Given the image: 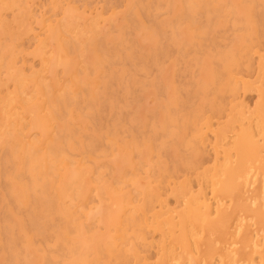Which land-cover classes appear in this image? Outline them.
<instances>
[{
    "label": "rangeland",
    "instance_id": "1",
    "mask_svg": "<svg viewBox=\"0 0 264 264\" xmlns=\"http://www.w3.org/2000/svg\"><path fill=\"white\" fill-rule=\"evenodd\" d=\"M21 1L22 0H19V1H17V0H0V5H2L3 7H1L0 6V17H1V19H0V22H2V23H0V24H3V25H0V31H2V32H0V34H2V36L0 35V41L2 42L4 39V41L3 42H5V44L2 42V44L0 45V47H3V49L2 48H0V55H2V56H0V61H2V62H0V67L2 68V70H1V68H0V102L3 104H5V101H7V104H5V105H0V129L2 128V130H0V131H2V132H0L1 134H0V153H3L2 155H3V157L1 156V154H0V169L2 170V173H0V174H4V176L2 175V177H3V179H2V177H0L1 179H0V184H1V182H2V184L0 185V188L2 187H4L3 189L1 188V191H0V200H2V202L0 201V207L2 208H0V215L2 216V214H4L3 216L4 217H1L0 218V264H48L49 263V261H50V263L49 264H61L62 262L61 261H63V263L62 264H69V260H63V259H65V257L63 256V254L61 255H55V253H54V250L52 249L53 247L51 246V245H53V246H55V244H56V242H57V237L58 238H60L61 236H59V233H62L63 231H65V229H69V224H68V222H67V220H68V216H69V214H73V213H75L76 214V216L79 218V220L81 221V223H83V226H84V231L86 230V232H88L89 230L90 231H92V232H97V234L98 235H100V231L102 232L103 230H104V227L108 224V222L110 221V219H111V217L112 216H110V215H112V211H113V201L112 200H110V199H105V198H102V200H100V201H98L97 199H96V196H97V198H99V199H101V196H99V195H97L98 193L96 192L97 190L96 189H93L94 188V186H95V184L99 181L98 179L101 177V179H104V178H108L107 179V181H108V183L110 184V186H109V188L110 187H112V188H114V186L115 187H121L120 185L122 184V182H123V180H122V177L124 176V175H126L127 176V174L129 175V172H130V170H128L129 169V161H128V158H127V155L129 154V152H130V150L131 149H128V147L131 145V144H135V143H133V141L136 139V144L138 143V147H139V149H138V151L136 150L135 152H139V150H143V151H141V152H139V153H137V154H140V156L138 157V156H135V152H134V156L135 157H138V160H139V162L141 161L140 159L142 158L143 159V157H144V159L145 160H142L141 162H143V163H141L140 162V164L141 165H143L144 166V164L148 161V160H156L157 158H161L160 159V161L162 162V164L164 163L165 164V167H168L169 165L171 166L173 163V165H174V167H175V165H176V175H177V179H178V181H183V180H188V179H190V180H192V181H190V183L191 182H193L195 185H192V184H190L191 186H194L195 187V189L194 188H192L194 191H199L198 190V188H199V186L200 187H203V189L206 191V192H204L205 194H207V192L208 191H210L209 190V184H208V179L207 178H209V171L211 170V168H212V166H213V164H214V162H215V155H214V152H213V149H212V144H213V137H212V135L210 134V133H206V134H204L205 133V131H202L203 132V136H202V133H199V134H194V137L196 138V141L198 142H196L195 140L194 141H192V140H189L191 137H186L185 136V134H186V132L185 131H181L180 132V130L178 129V127H177V124H178V116H176V118L178 119H174V118H172L171 119V117H173L174 115H173V113L174 112H176L175 110H177L178 112H179V106L181 107L182 106V104L183 103H185V101H186V97H185V93H186V90H187V93L189 92V94L190 95H188V97L190 98V100H192V101H195L196 100V104H194V102H191V104L190 105H187L188 103H185L187 106H189V107H191V106H193V107H196L195 108V110L197 111V109H199L198 110V112H201V110H203V108H204V110H205V112H207V114L209 113V111L208 110H211V106L212 105H210L211 103L213 104L214 103V101H215V97H216V95L215 96H213L212 94H214V91H215V93H217L218 92V94L219 95H223L224 94V96H225V99H226V114H224L225 116L226 115H228L229 113H230V107L232 106V105H235L238 109L240 108V106H243V108H244V114H246V115H244V125H245V128L247 129V128H249L250 126V124H251V126L253 125V126H255L256 124H258L259 125V123H258V121H257V119H256V117H255V114H256V112H257V109H258V105L259 104H261L260 102H261V100L259 101V99H261V97L259 98V93H258V90H261L262 91V89H264V74H261V73H264V71L262 72L260 69H259V71H258V68H259V64L260 63H262L263 64V69H264V60L261 62L260 60H259V58L257 57V56H255V58H254V56L252 57V59L250 58V60H253L252 62L253 63H251V64H254V65H252L251 66V68H252V70L255 72H249L248 70H247V72H244V76H245V78H243V80L245 79V81L244 82H246L247 84H249L250 85V87L247 89V88H243L242 87V84L240 85V82H236V81H234V80H232L231 81V78H228V77H220L219 78V76H220V74H219V72H220V70H217L218 69V64H217V60H215L216 58H214V56H215V51H214V43H212L211 41H213L212 40V38L214 37L215 38V35H219V36H223V38L222 39H224V40H222L221 39V41H219V45H218V49H220V52H222V53H226V51H227V49L228 50H230V51H232L233 50V52H235L236 53V51H238V50H236L238 47H239V49H240V47H242V44H243V42H242V37L245 35V34H243V33H245V31H243V30H241V27L243 26V24H242V22H244L243 21V19H245V22H244V25L247 23V20H246V17H250L251 15L252 16H254V14H255V10H257L258 11V8H257V5H256V1L255 0H246V2L247 3H243V2H245V1H243V0H240V1H243L242 3H240V1H238V0H208V1H202V0H192L191 2L190 1H186L185 0V3L183 2V0H166V2H165V0H128V1H125V0H123V2H121L122 0H90V2H89V0H87L86 2V4H85V1L83 0V2L81 1V0H74L75 2H73V1H70V0H66V3H65V0H24L22 3H21ZM32 1V2H31ZM40 1H41V3H40ZM52 3V5L54 6L53 8H50L49 6H52L51 5V3ZM56 1V2H55ZM64 1V2H63ZM69 1V2H68ZM102 1V2H101ZM104 1V2H103ZM116 1H117V4L118 5H120V6H118L117 4H116ZM200 1H202V4L200 3ZM253 1H255V4H254V2ZM3 2V3H2ZM6 4H8V5H6ZM15 2L17 3V4H15ZM26 4H25V3ZM29 2H31V3H29ZM33 2H34V4H33ZM60 2V3H59ZM63 2V3H62ZM92 2V3H91ZM97 2V3H96ZM109 2H111V4L112 5H109ZM115 2V3H114ZM129 2H132V3H130L129 4ZM142 2V3H141ZM149 2H153L152 4H151V6H149L148 4H149ZM171 2V3H170ZM174 2V3H173ZM180 2H183V3H180ZM192 2H194V3H197L196 5H194V3H192ZM219 2H221V3H219ZM226 2V3H225ZM232 2V4L233 5H235V6H233L232 4H230ZM234 2V3H233ZM239 2V3H238ZM19 3V4H18ZM21 3V4H20ZM57 3H59V5L57 4ZM74 4L75 5V3H77L76 5H75V7L73 8V6L71 5V4ZM81 3V4H80ZM105 3H107L106 5L107 6H105ZM123 3H125V4H123ZM135 3V4H134ZM148 3V4H147ZM170 3V4H169ZM188 3L190 4V5H188ZM203 3H206V4H208V5H203ZM213 3H214V6H213ZM219 3V5L216 7V4H218ZM229 3V4H228ZM251 5V6H249V4ZM23 4V5H22ZM28 4H30V5H28ZM33 4V5H32ZM45 4H48L49 6H46ZM63 4V5H62ZM70 4V5H69ZM84 4V5H83ZM94 4V5H93ZM95 4H97V6H95ZM99 4H100V7H99ZM136 6V8H134V5ZM144 4H147V5H144ZM167 4H169V6H171V7H169ZM176 4V5H175ZM11 5H13L12 7H11ZM20 7H22V8H19V6ZM122 5H124V7L122 6ZM155 5V6H154ZM168 7H167V6ZM175 5V6H174ZM194 5V6H193ZM255 5V6H254ZM8 6V7H7ZM35 6V7H34ZM36 6H38V7H36ZM44 6V7H43ZM77 6L79 7V9L77 8ZM83 6L85 7V8H87V9H85V8H83ZM91 8H89V7ZM94 6V8H92ZM105 6V7H104ZM112 6L113 7H116V8H112ZM129 6V7H128ZM159 8H158V7ZM166 6V7H165ZM184 6L185 7H187V8H184ZM192 6V7H191ZM197 6V7H196ZM201 6H202V8H201ZM209 6V7H208ZM229 6H231V7H229ZM245 7V6H247V8L246 9H243V7ZM26 7V8H25ZM29 7V8H28ZM46 7V8H45ZM57 7V8H56ZM119 7V8H118ZM121 7V8H120ZM133 7V8H132ZM190 7V8H189ZM198 8L199 7V9H193V8ZM212 7V8H211ZM225 7H228V8H230V10L229 9H227V8H225ZM237 8V9H234V10H240L239 12H241V11H243V13L244 14H241L240 13V15L238 14V13H236V12H238V11H236V12H234L233 11V9L231 10V8ZM248 7H251V9L249 8L248 9ZM257 9H256V8ZM16 8V9H15ZM44 8V9H43ZM49 8V9H48ZM63 8L65 9V11L63 10ZM67 8H71V10L72 11H69ZM73 8V9H72ZM77 8V9H76ZM97 8H99L98 10H97ZM144 8V9H143ZM148 8V9H147ZM154 8V9H153ZM168 8H169V11H167L168 10ZM171 8V9H170ZM211 8V9H210ZM215 8H216V10H215ZM4 9L5 10H7V12L6 11H4ZM21 9V10H20ZM30 9V10H29ZM43 9V10H42ZM56 9H58V12L56 13ZM76 9V10H75ZM82 9H84V10H82ZM97 10V11H95V10ZM113 9H116L115 11H113ZM120 9V10H119ZM157 11H156V10ZM159 9V10H158ZM167 9V10H166ZM182 9V10H181ZM191 9V10H190ZM206 9V10H205ZM217 9H219V10H217ZM221 9H223V10H221ZM2 10H3V12H2ZM8 10H9V12L11 13V11L13 12L12 14H13V16L8 12ZM16 10V11H15ZM18 10H20L21 12L19 13L18 12ZM33 10V11H32ZM36 10H37V12H36ZM46 10V11H45ZM80 11V12H82V14L80 13V12H78L77 13V11ZM82 10V11H81ZM87 10H89V11H87ZM92 10V11H91ZM94 10V11H93ZM105 11V12H103V11ZM118 10V11H117ZM132 10V11H131ZM145 10V11H144ZM164 11V12H166V13H162L161 11ZM188 12H187V11ZM201 10H204V12L203 11H201ZM213 10V11H212ZM247 10H249V11H247ZM254 10V11H253ZM40 11H42V12H40ZM51 11L53 14H55V15H53L52 13H51V16H50V13L49 12ZM110 11V12H109ZM150 11H152V12H150ZM156 11V12H155ZM182 11H184L183 13H181ZM214 11H216V12H218V14L216 13V12H214ZM225 11H227V15H226V13H225ZM16 12V13H15ZM69 12V13H68ZM72 12V13H71ZM84 12V13H83ZM85 12H87V14L85 13ZM90 12L92 13V12H94V13H92V14H90ZM99 13V16H100V14H102L100 17L98 16V14H95V13ZM102 12V13H101ZM107 12V13H106ZM114 12V13H113ZM137 12V13H136ZM140 12V13H139ZM158 12H161V13H158ZM180 12V13H179ZM194 14H193V13ZM195 12H197V14H195ZM202 12V13H201ZM248 12H250L249 14H247ZM5 13V14H4ZM18 13V14H17ZM25 13H26V15H25ZM28 13H29V15H28ZM31 13V14H30ZM34 13V14H33ZM35 13H36V16H35ZM43 13H45V14H43ZM80 13V14H79ZM149 13V14H148ZM188 13H190V14H188ZM207 13V14H206ZM208 13H210V15H208ZM223 13V14H222ZM229 13H231V14H229ZM232 13H234V14H232ZM9 14V15H8ZM33 14V15H32ZM58 14V15H57ZM65 16H64V15ZM86 14V15H85ZM109 14V15H108ZM129 14L131 15V16H129ZM137 14H139L138 16H137ZM183 14V15H182ZM185 14H186V16H188V17H186L185 16ZM213 14H216V15H213ZM236 14V15H235ZM2 15H4V19H3V16ZM7 15V16H6ZM17 15V16H16ZM24 15V16H23ZM28 15V16H27ZM39 15H42V17L41 16H39ZM49 17H48V16ZM57 15V16H56ZM81 15H84L85 17H81ZM92 17H91V16ZM94 15V16H93ZM126 15H127V18H126ZM135 15V16H134ZM142 16V18H141V16ZM155 15L157 16V18H155ZM158 15H159V17H158ZM161 15V16H160ZM168 15V16H167ZM170 15V16H169ZM172 15H173V18L171 19V17H172ZM192 15V16H191ZM193 15L195 16V17H193ZM196 15H201V17L199 16L198 18H196L197 16ZM212 15V16H211ZM220 15V18L219 17H217V16H219ZM223 15V16H222ZM232 16V17H230V20H231V22L229 21V16ZM238 15V16H237ZM245 15H247V16H244ZM14 16H16L17 17V19L16 18H14ZM31 16H32V18H31ZM34 16V17H33ZM44 16V17H43ZM90 16V17H89ZM96 16H98V17H96ZM133 16V17H132ZM151 16V17H150ZM163 16H165V18H168V19H165ZM206 16V17H205ZM227 17V18H224V17ZM7 17H9V20L10 21H8V18ZM12 17V18H11ZM19 17V18H18ZM22 17V18H21ZM38 17V18H37ZM45 17H48V18H45ZM60 17H63V19L62 20H60ZM96 17V18H95ZM139 17L141 18V19H139ZM177 18V20H174L175 18ZM178 17H180L179 19H178ZM183 17H186V19L185 18H183ZM211 17H213V18H211ZM234 17V18H233ZM238 17V18H237ZM33 18H35L37 21H35V19L33 20ZM42 18V19H41ZM43 18H44V20H43ZM57 18V19H56ZM68 18H70V19H68ZM72 18V19H71ZM84 18V19H83ZM97 18H99V19H97ZM104 18V19H103ZM107 18H108V20H107ZM131 18V19H130ZM151 18H153V19H151ZM170 18V19H169ZM181 18H183V19H181ZM201 18H202V20H201ZM211 18V19H210ZM223 20H222V19ZM234 19V20H236L239 24H242V26L240 25L239 26V24H237V22H234V20H232V19ZM7 19V20H6ZM19 19V20H18ZM26 19V20H25ZM32 19V20H31ZM65 19V20H64ZM86 19H88V21L86 20ZM91 19V20H90ZM94 19V20H93ZM145 19V20H144ZM163 19V20H162ZM195 19V20H194ZM205 19V20H204ZM208 19H209V21L211 22V23H209V21H208ZM221 19V20H220ZM6 20V21H5ZM18 22H17V21ZM23 20H24V23H25V25H24V23H23ZM40 20V21H39ZM52 20H54V21H52ZM58 20H60L61 22L59 23V21ZM82 20H83V22H84V24L82 23ZM97 22H96V21ZM103 20V21H102ZM123 20V21H122ZM127 20V21H126ZM132 20V21H131ZM192 21V23H190V22H188V21ZM197 20H199V21H197ZM207 20V21H206ZM212 20V21H211ZM214 20H216L215 22H214ZM219 20V22H217ZM228 20V21H227ZM242 22H241V21ZM7 21L9 22V25H8V23H7ZM21 21H22V23H21ZM31 21V22H30ZM33 21H34V23H33ZM41 21H45V22H41ZM75 21H76V23H75ZM95 21V22H94ZM157 21V22H156ZM164 21V22H163ZM167 21V22H166ZM171 21H173L172 23H170ZM177 21V22H176ZM223 21H224V23H223ZM228 22V23H226V22ZM12 22V23H11ZM15 22V23H14ZM17 22V23H16ZM40 22V23H39ZM54 23V26H52L51 25V23ZM59 24H58V23ZM69 22H71V23H68ZM74 22V23H73ZM95 23V25H94V23ZM99 22H101L99 25L98 24H96V23H99ZM128 22H131L130 24H128ZM135 22V23H134ZM139 22L141 23V24H139ZM143 22H145V23H143ZM149 23L148 25H147V23ZM161 22V23H160ZM165 22L168 24V23H170L169 25H167V24H165ZM196 22V23H195ZM206 22H208L209 24H207ZM15 25H14V24ZM28 23V24H27ZM31 23H32V25H31ZM42 23V24H41ZM57 23V24H56ZM62 23H65V25H63L62 26ZM67 23V24H66ZM87 23H90V25L89 24H87ZM111 23H113L112 25H111ZM150 23H153V25H150ZM226 23V24H225ZM229 23H230V25H236V30L234 31V32H237V30H238V32L239 33H233V35L232 36H230V37H234L233 38V40H235V41H232V45H231V47L229 46V43L231 42V41H229L228 42V40L227 41H225L226 40V38H224V36H225V34L228 32V30H229V28H230V26H229ZM233 23V24H232ZM11 24V25H10ZM34 24H35V27H34ZM47 24L49 25L48 27H47ZM73 24H74V26H73ZM79 24V26L77 27V25ZM123 24V25H122ZM156 24H160L159 25V28L161 29V30H163V29H167L168 30V32H170L169 30H171L172 31V34H174V36L172 37V36H170L165 42L167 43V49H166V51H167V58L166 59H160L159 60V63H158V65H156L154 68H152V63H151V61L149 60V58L151 57V56H153L154 54H156V51L158 52V50H159V46L157 45V44H159L158 42H160V40H154L155 39V37H154V32H152V31H154V30H151V29H153L154 28V26L156 25ZM179 24H181V25H179ZM198 24V25H197ZM201 24H202V26H201ZM205 24V25H204ZM215 24V26H213ZM21 25V26H20ZM59 25V26H58ZM96 25H98V26H96ZM101 25V26H100ZM117 25V26H116ZM121 25V26H120ZM125 25H127V26H125ZM178 25V26H177ZM192 25L194 26V28L192 27ZM198 27H197V26ZM199 25H200V27H199ZM217 25V26H216ZM225 25V26H224ZM248 25V24H247ZM6 27V30H5V27ZM8 26V27H7ZM10 26V27H9ZM23 26V27H22ZM45 26V27H44ZM63 28H62V27ZM74 28H73V27ZM83 26V27H82ZM93 26H95V27H93ZM130 26V27H129ZM132 26V27H131ZM147 26V27H146ZM167 26H169V28H173V29H169V28H167ZM184 26V27H183ZM238 26H239V28H238ZM1 27H3L4 28V30L5 31H7V32H5V31H3V28H1ZM29 27V28H28ZM38 27V28H37ZM42 27V28H41ZM53 27L56 29L55 31H54V29H53ZM61 29L60 31L58 30L59 28ZM64 27H67L68 29H66V28H64ZM77 27V28H76ZM82 29H81V28ZM86 27V28H85ZM98 27V28H97ZM104 27V28H103ZM124 27V28H123ZM135 27V28H134ZM140 27H142V28H140ZM151 27V28H150ZM196 27L197 28H200V30H198V29H196ZM205 28L203 31H207V32H202V28ZM211 27H213V28H211ZM216 27H219V28H216ZM228 27V28H227ZM9 28H14V29H12L13 30V33H11L12 32V30L11 29H9ZM15 28H16V30H15ZM52 28V29H51ZM69 28H70V30H69ZM93 28V29H92ZM97 28V29H96ZM105 28L107 29V30H105ZM112 28V29H111ZM119 28V29H118ZM121 28V29H120ZM132 28H134V29H132ZM145 28H146V30H145ZM191 28V29H190ZM211 28V29H210ZM214 28L216 29V30H214ZM225 28H227V29H225ZM18 29H19V31H18ZM33 29H34V31H35V33L33 32ZM42 29V30H41ZM48 29H50V30H48ZM64 29V30H63ZM71 29H75L76 30V32H73V31H75V30H71ZM82 31H81V30ZM87 29H89V30H87ZM109 29V30H108ZM126 29V30H125ZM129 29H130V32H129ZM180 29V30H179ZM187 29H190V30H187ZM207 29V30H206ZM209 29V30H208ZM222 29V30H221ZM27 30V31H26ZM29 30V31H28ZM30 30H32L31 32H30ZM37 30V31H36ZM41 30V31H40ZM45 30V32H43ZM46 30L48 31V32H50V33H48V32H46ZM66 30H68L67 32L69 33V31H70V33H72V34H70V36H72V37H69V34L68 33H66L65 34V31ZM93 30H94V33H92L93 32ZM95 30H98V31H95ZM135 30H137V31H135ZM144 30H145V32H144ZM177 30H179V32L177 31ZM214 30V31H213ZM21 31H22V34H21ZM24 31V32H23ZM38 31H40V32H38ZM61 32L62 34L64 33V35L63 36H65V37H63L62 35H60L61 33H59V32ZM80 32V34H81V38H80V34H79V32ZM112 31V32H111ZM122 31V32H121ZM126 31V32H125ZM151 31V32H150ZM163 31H166V30H163ZM191 31V32H190ZM196 32V34L197 35H195L194 34V32ZM198 31H200V32H202V34L199 32V33H197ZM225 31V32H224ZM8 32H10V33H8ZM44 34H43V33ZM53 32H57V34L56 33H53ZM90 32H91V35H90ZM95 32H97L96 34H95ZM137 32H139V33H137ZM176 34H175V33ZM217 32V33H216ZM243 32V33H242ZM5 33V34H4ZM8 35H10V36H8ZM19 33V34H18ZM47 33V34H46ZM77 34V37H75L76 35L75 34ZM83 33V34H82ZM86 33V34H85ZM110 33V34H109ZM124 33V34H123ZM206 33H207V35H206ZM246 33H248V32H246ZM13 34V35H12ZM16 34H18L17 36H16ZM30 34V35H29ZM51 34H55L54 36L53 35H51ZM97 34H98V36H100V37H98L97 36ZM100 34V35H99ZM107 34V35H106ZM119 34H122V36L121 35H119ZM149 34H150V36H149ZM152 34H153V36H152ZM34 35H36V36H34ZM45 35V36H44ZM59 35L60 36H62L61 38L59 37ZM83 35V36H82ZM85 35H87V36H85ZM94 35H96V36H94ZM110 35V36H109ZM123 35H125V36H123ZM194 35V36H193ZM205 35V36H204ZM214 35V36H213ZM235 35V36H234ZM8 36V37H7ZM15 36V37H14ZM21 36V37H20ZM29 38H27V37ZM178 36H179V39H177L178 38ZM197 36H199V37H201V38H198V39H200L199 41H198V39L197 38H195V37H197ZM203 36V37H202ZM207 36V37H206ZM218 36V37H219ZM9 37H14L15 38V40H12V39H14V38H9ZM22 37H24V38H22ZM48 37H51V38H48ZM74 37H75V39H74ZM79 37V38H78ZM84 37V38H83ZM85 37H87V39H85ZM92 37V38H91ZM108 37V38H107ZM172 37V39H170ZM194 37V38H193ZM204 37H206V38H204ZM226 37V36H225ZM229 37V38H230ZM20 38H21V40H20ZM41 38H42V40H41ZM43 38H44V41L45 42H43ZM58 38V39H57ZM64 39V41L65 42H63V39ZM89 38V39H88ZM91 38V39H90ZM116 40H115V39ZM122 38H124V39H122ZM128 38V39H127ZM131 38V39H130ZM145 38V39H144ZM193 38V39H192ZM213 38V39H214ZM220 38V37H219ZM18 39V40H17ZM26 39V40H25ZM39 39H40V41H42V43L43 44H45V45H43V44H41L42 45V48H40V43L41 42H39ZM49 39V40H48ZM84 39V40H83ZM96 39H98V41L96 40ZM105 39V40H104ZM135 39V40H134ZM147 39V40H146ZM153 41H152V40ZM195 39V40H194ZM9 40V41H8ZM12 40V41H11ZM47 40H48V42H50V43H48L47 42ZM67 40H68V42H70V43H68L67 42ZM69 40H71V41H69ZM74 40V41H73ZM81 40V41H80ZM91 42H90V41ZM93 40V41H92ZM131 40H133V41H131ZM178 40H180V41H178ZM194 40V41H193ZM204 40V41H203ZM236 40H237V43H238V45H237V47L236 46H234L235 45V42H236ZM8 41V42H7ZM15 41V42H14ZM22 41V42H21ZM73 41V43L75 44H73V43H71ZM79 41V42H78ZM88 43H86V42ZM126 41H128V42H126ZM135 41V42H134ZM143 41V42H142ZM158 41V42H157ZM175 41H177V42H175ZM224 41L227 43V44H225L224 43ZM9 42L11 43V44H9ZM14 42V43H13ZM28 42V43H27ZM55 42L56 43H58L57 45L55 44ZM82 42V43H81ZM105 42H107V43H105ZM118 42H119V44H118ZM129 42L130 43H132V44H136L137 45V47H139L140 49H138V50H140V51H137L136 49L137 48H133V46L134 45H129ZM147 42V43H146ZM193 42V43H192ZM203 42H205V43H203ZM210 42V43H209ZM18 43V44H17ZM21 43V44H20ZM31 43V44H30ZM50 45V46H48V44ZM65 43H68V44H70V46H68V44L65 46L64 44ZM79 43V44H78ZM86 43V44H85ZM89 43H91V44H89ZM93 43V44H92ZM94 43H96V44H94ZM157 43V44H156ZM170 43V44H169ZM173 43H175V44H178V45H176V47H175V44L174 45H172ZM185 43H186V45H185ZM195 43V44H194ZM208 43V44H207ZM223 43V44H222ZM15 44H17V45H15ZM30 44V45H29ZM71 44H73V45H71ZM80 44H82V45H80ZM105 44H108V47H110V48H106L105 46H107V45H105ZM126 44H128V45H126ZM139 44V45H138ZM148 44V45H147ZM179 44H183V45H185V46H183V45H179ZM187 44H189V45H187ZM212 44H213V46H212ZM8 45H9V47H8ZM12 45H14V46H12ZM32 45V46H31ZM38 45V46H37ZM61 45H63L64 46V49L63 48H61V47H63V46H61ZM77 45H79V46H81V47H83V48H80L79 46L76 48V46ZM92 45V46H91ZM112 45H114V46H116V47H114V46H112ZM122 45V46H121ZM196 45V46H195ZM17 47V49H16V47ZM25 46V47H24ZM30 46V47H29ZM36 46V47H35ZM75 46V47H74ZM112 46V47H111ZM157 46V47H156ZM170 46V47H169ZM179 46H183L182 48L181 47H179ZM201 46H202V49L200 50V48H201ZM6 47H8V48H12L11 50L9 49L8 51H7V49L8 48H6ZM13 47H15V49L17 50H14V48ZM46 47V48H45ZM48 47H50V48H48ZM56 47H59V48H57L56 49ZM73 47V48H72ZM96 47H97V50H96ZM117 47H120V49L119 48H117ZM128 47V48H127ZM149 47V48H148ZM156 47V48H155ZM171 48V49H169V48ZM186 47H188V48H186ZM221 47V48H220ZM224 47H226V48H224ZM228 47V48H227ZM5 48H6V50H5ZM19 48V49H18ZM24 48V49H23ZM28 50H27V49ZM34 48V50L36 51H34V50H32ZM52 48V50H48V49H51ZM55 48V49H54ZM67 48V49H66ZM72 48V49H71ZM76 48V49H75ZM79 48V49H78ZM91 48V49H90ZM95 48V49H94ZM100 48V49H99ZM129 48H132V49H130V50H132V51H134L136 54H134V52H132L131 53V51L130 50H128ZM144 48V49H143ZM178 48V49H177ZM205 48V49H204ZM230 48V49H229ZM21 49V50H20ZM42 49V50H41ZM44 49H45V51H44ZM60 49H63L65 52H66V54H65V52L62 50H60ZM83 49V50H82ZM105 49V50H104ZM127 50L126 52L125 51H123V50ZM154 49V50H153ZM181 49V50H180ZM187 49H189V51L187 50ZM192 49H194V51L192 50ZM223 49V50H222ZM224 49H225V51H224ZM25 50V51H24ZM50 51V52H48V51ZM79 50V51H78ZM85 50V51H84ZM89 50V51H88ZM97 52H96V51ZM110 52L111 53V56H110V54H108V52ZM110 50V51H109ZM114 50V51H113ZM142 50V51H141ZM147 50V51H146ZM150 52H149V51ZM163 50V49H162ZM172 50V51H171ZM179 50V51H178ZM197 50V51H196ZM207 52H209V53H207ZM1 51H2V53H1ZM13 51V52H12ZM18 51H20L19 53H17ZM29 51V53H26V52H28ZM52 51V52H51ZM55 51V52H54ZM57 51V52H56ZM59 51V52H58ZM70 51H71V53H70ZM72 51L74 52V53H72ZM80 52V53H78V52ZM88 52V54H87V52ZM105 51V52H104ZM116 51V53H112V52H115ZM119 51V52H118ZM128 51H130V52H128ZM212 51H214V52H212ZM45 52H47L46 54H45ZM99 52H101V53H99ZM117 52H118V55H116L117 54ZM125 52V53H124ZM179 52L180 53H187V52H189V55L190 56H188V59L191 61V63L189 62V60H187V63H188V66H189V68L188 69H190V70H188V69H186L185 71H182V70H184V68H183V63H182V65H181V67H179V62H177L176 60L179 58ZM194 52H196L195 53V55L193 54ZM198 52V53H197ZM211 52H212V54H211ZM12 53V54H11ZM30 53H31V55H33L34 53V55L31 57H29L28 55H30ZM41 53H44V54H42V56H41ZM55 53V54H54ZM67 53H69V54H67ZM85 53V54H84ZM96 53V54H95ZM103 53H105V54H103ZM121 53V54H120ZM123 53V54H122ZM143 53V54H142ZM171 53H173V55H171ZM5 54V55H4ZM15 54H17V55H15ZM21 54V55H20ZM63 54H64V57H65V59H64V57H62L63 56ZM72 54V55H71ZM101 54V55H100ZM126 54V55H125ZM135 55L134 57H131V55ZM152 54V55H151ZM178 54V55H177ZM196 54H198V56L199 55H201V56H199L200 58H197L198 56L196 55ZM221 54V53H220ZM9 55H10V57H9ZM20 55V56H19ZM38 55V56H37ZM44 55V56H43ZM45 55H47V56H45ZM78 55H79V58H78ZM84 57H83V56ZM114 55H116V56H114ZM127 55H129V56H127ZM143 56V57H141V56ZM192 55H194V56H192ZM206 55V56H205ZM210 55V57H208ZM6 56V57H5ZM23 56V57H22ZM25 56H28V57H25ZM50 58H49V57ZM68 56H74V57H69L68 58ZM82 58H81V57ZM101 56V57H100ZM119 56V57H118ZM120 56H124L122 59H120ZM127 56V57H126ZM137 56H140V59H139V57H137ZM169 56V57H168ZM173 57L172 59L170 58V57ZM196 56V57H195ZM205 56V57H204ZM221 56V59H223V57H222V54L220 55ZM2 57H4V59H6L5 61L3 60V58ZM15 57H16V60H15ZM19 57V58H18ZM47 57V58H46ZM61 57V58H60ZM102 57H103V59H102ZM113 57V58H112ZM131 57V58H130ZM190 57H191V59H190ZM213 59H212V58ZM237 57V56H236ZM23 58V59H22ZM25 58V59H24ZM32 58V59H31ZM39 58H43L42 60L41 59H39ZM48 59V62L47 61H45L46 59ZM53 58H55V61H54V59ZM67 58H68V60H70V61H68L67 60ZM77 60H75V59ZM100 58V59H99ZM108 58H111L112 60H108ZM115 58V59H114ZM117 58V59H116ZM127 58V59H126ZM128 58H130V60H128ZM132 58H134V59H132ZM194 58H195V61H194ZM9 59V60H8ZM49 59H51V60H49ZM73 59V60H72ZM79 59V60H78ZM84 59V60H83ZM123 59H125V61L123 60ZM133 61H132V60ZM175 59V60H174ZM199 59V60H198ZM203 59V60H202ZM221 59L219 58V61H221ZM225 60H226V57L224 58ZM14 60V61H13ZM17 60H19L18 61V63H16V61ZM23 60H25V61H23ZM29 60V61H28ZM35 60H36V63H35ZM67 60V61H66ZM96 60H101V62L100 61H98V63L99 64H101V65H99L98 66V63H96ZM104 60V61H103ZM113 60H115V61H113ZM136 62H135V61ZM143 60V61H142ZM162 60V61H161ZM211 60H213V61H211ZM216 62H215V61ZM224 60V61H225ZM6 61H7V64H6ZM9 61V62H8ZM26 61H27V63H26ZM33 61V62H32ZM59 61V62H58ZM80 61V62H79ZM107 61V62H106ZM123 61V62H122ZM129 61H132V63L131 62H129ZM145 61V62H144ZM177 63H175V62ZM178 61H179V59H178ZM196 61H200V63L198 64ZM255 61V62H254ZM22 62H24V63H22ZM47 62V64H48V66H47V64L45 65V63ZM54 62V63H53ZM58 62V63H57ZM76 63V65L77 66H79V68L75 65V67H74V64H72V63ZM111 62V63H110ZM126 62V63H125ZM138 62V63H137ZM150 62V63H149ZM165 64H164V63ZM211 62V63H210ZM26 63V64H25ZM34 63V64H33ZM51 63V64H50ZM113 64V65H110L109 66V64ZM124 63V64H123ZM135 63V64H134ZM161 63H163V64H161ZM168 63H169V65H168ZM214 65H217V66H214ZM9 64V65H8ZM10 64H11V66H10ZM22 64V65H21ZM29 64V65H28ZM58 64V65H57ZM80 64V65H79ZM132 64H134V65H132ZM196 64H198L199 65V67L198 66H196ZM213 65V67H212V65ZM6 65V66H5ZM21 65V66H20ZM28 65V66H27ZM34 65H36V66H34ZM41 65V66H40ZM43 65V66H42ZM82 65V66H81ZM85 65V66H84ZM107 65V66H106ZM160 65H162V66H160ZM259 65V66H258ZM4 66V67H3ZM10 66V67H9ZM15 66V67H14ZM24 66V67H23ZM31 66H32V68H31ZM87 66V67H86ZM104 66H106L105 68H104ZM109 66V67H108ZM117 67V68H115V67ZM119 66V67H118ZM120 66H122V70L120 71ZM127 66V67H126ZM137 66H138V68H137ZM142 66H145V68H142ZM158 66V67H157ZM177 66V67H176ZM187 66V67H188ZM193 66V67H192ZM200 66H201V68H200ZM256 67V69L254 70V68ZM20 67V69H19V71L17 70V74L19 75V73H21L22 74V76H23V78H22V76L21 75H19V76H21V78L19 79H17L16 77H19L17 74H16V71H15V69H18V68ZM21 67H23L22 69H21ZM47 69H46V68ZM66 67H68V68H66ZM91 67V68H90ZM114 67V68H113ZM125 69H124V68ZM132 67V68H131ZM165 67V68H164ZM217 69H216V68ZM3 68H4V71H3ZM10 70H9V69ZM15 68V69H14ZM34 68V69H33ZM46 70H44V69ZM50 68H52V69H50ZM58 70H57V69ZM64 68V69H63ZM76 68V69H75ZM87 68H88V70H87ZM93 68V69H92ZM102 68V69H101ZM111 68V69H110ZM129 68H130V70H132L130 73H129ZM139 68H141V69H139ZM151 68V69H150ZM177 68V69H176ZM194 68V69H193ZM6 69H8L7 71H6ZM12 69H14V71H12ZM39 69H40V71H39ZM42 69H43V73H44V76H42L43 74H42ZM78 69V70H77ZM83 69H85V71H83ZM124 69V70H123ZM146 69V70H145ZM147 69H150V70H147ZM179 69V70H178ZM180 69H182L181 71H180ZM191 69H193V70H191ZM197 69V70H196ZM26 70V71H25ZM48 70V71H47ZM57 70V72H55V71ZM66 70V71H65ZM76 70H77V72H76ZM80 70V71H79ZM94 70V71H93ZM96 70V71H95ZM108 70H109V72H108ZM129 70V71H128ZM135 70V71H134ZM145 70V71H144ZM175 70H177V71H175ZM200 70V71H199ZM251 70V71H252ZM9 71H11V72H9ZM51 71V72H50ZM72 73H71V72ZM91 71V73H88V72H90ZM106 71V72H105ZM120 73H119V72ZM134 71V72H133ZM137 71V72H136ZM153 71V72H152ZM179 71V72H178ZM193 71V72H192ZM196 71V72H195ZM216 71L218 72V73H216ZM258 71V72H257ZM3 72V73H2ZM14 72V76L12 75H7V74H9V73H13ZM33 72H34V74L35 75H37V74H39V76L38 77H35V75L32 77V75H33ZM45 72H49L47 75H49L48 76V78L46 77L45 78V76H47L46 75V73ZM84 72V73H83ZM102 72V74H103V76L102 75H99V73H101ZM110 72L113 74H110ZM123 72V73H122ZM125 72V73H124ZM140 72H141V74H140ZM146 72H148V73H146ZM180 73V74H183V75H179L178 73ZM185 72H187V75L185 74ZM189 72V73H188ZM251 74V76L252 77H250V74ZM31 73V75L29 76V74ZM62 73V74H61ZM69 73H71V77L72 78H70V76H69ZM76 73H78V74H76ZM94 73V74H93ZM108 73H109V75H108ZM133 73V74H132ZM137 73V74H136ZM145 73V74H144ZM155 73H156V75H155ZM158 73V74H157ZM160 73V74H159ZM257 73H259V74H257ZM5 74H6V76H5ZM16 74V75H15ZM66 75L67 76V74H68V76H69V78H68V76H67V78L66 77H64V76H62V75ZM75 75V78H74V75ZM82 74H84V75H82ZM86 74H89V75H86ZM95 74H98V75H95ZM107 74V75H106ZM115 74H117L116 76H115ZM119 74V75H118ZM127 74V76L129 75H131L130 77L128 76H125ZM151 75V76H145V75ZM175 76H174V75ZM194 74V76H191V75H193ZM197 74V75H196ZM213 74H214V76H213ZM218 74H219V76H218ZM4 75V76H3ZM53 75H54V77H53ZM81 75V76H80ZM93 75H95V76H93ZM188 75H190L189 77H188ZM199 75V76H198ZM215 75L218 77V79L215 77ZM2 76L4 77V78H2ZM16 76V77H15ZM25 76V77H24ZM57 76H59V80H58V83H57V81L55 80V79H57L58 77ZM89 76V77H88ZM106 76V77H105ZM135 76V78H133ZM138 76V77H137ZM257 76V77H256ZM28 77H30V78H28ZM35 77V78H34ZM50 77H52V78H50ZM61 77H63L64 78V81H63V78L62 79H60ZM98 77H100V78H98ZM101 77H103V78H101ZM125 77V78H124ZM156 77V78H155ZM192 77H195V78H193V79H195V80H191V78ZM198 77V78H197ZM233 77V76H232ZM246 77H248V78H246ZM257 79H256V78ZM27 78V79H26ZM44 78V79H43ZM55 78V79H54ZM73 78H74V80H73ZM76 78H78V79H76ZM89 78H92V79H89ZM108 78V79H107ZM112 78H114V80L112 79ZM124 78V79H123ZM129 78V79H128ZM138 78H140V79H138ZM141 78H144V79H141ZM152 78V81L151 80H149V79H151ZM153 78H155V79H153ZM158 78V79H157ZM216 78V79H215ZM225 78H227V79H225ZM30 79V80H29ZM34 79V80H33ZM36 79H38L37 81H36ZM41 79H43L44 80V82H43V80H40ZM50 79H51V81H53V82H51L50 81ZM67 81H66V80ZM72 79V80H71ZM98 79H100V80H102V81H100V80H98ZM120 79H122V80H120ZM135 79H136V81H135ZM147 79V80H146ZM162 79H163V82H162ZM177 79V80H176ZM187 79V80H186ZM219 79H221L220 81H223V82H220V81H217V80H219ZM229 79V80H228ZM251 81H249V80ZM254 79L256 80V82H253L254 81ZM17 81V82H15V81ZM19 80H21V81H19ZM31 80H33V81H35V84H34V82L33 81H31ZM55 80V81H54ZM77 80V81H76ZM108 80V81H107ZM116 80H119V81H116ZM128 80V81H127ZM143 80H146V81H143ZM155 82H154V81ZM157 80L159 81V82H161V84L162 85H160V83L159 82H157ZM188 80H190V81H188ZM198 80H200V81H198ZM225 80H227V81H225ZM5 81H8V82H5ZM29 81V82H28ZM48 83H46V82ZM69 81H71V82H69ZM73 81H75V83L73 82ZM81 81H84V82H81ZM99 81V82H98ZM127 81V82H126ZM139 81H141V82H139ZM173 81V82H172ZM183 81V82H182ZM248 81H249V83H248ZM259 81V82H258ZM41 82H43V83H45V86L42 84H40ZM64 82V83H63ZM78 82V83H77ZM89 82H91L90 84H88ZM95 82V83H94ZM100 82H102V83H100ZM109 83V85L108 84H106V83ZM121 82H123L122 84H120ZM126 82V83H125ZM143 82H145V83H143ZM157 82V83H156ZM176 82H177V84H176ZM182 82V84L183 83H185L183 86H184V89H182V85H179L178 83H181ZM214 82H216V85H215V83ZM227 82V83H226ZM231 82V83H230ZM235 83L234 84V86H236L237 88H239L238 86H237V84H239V86H240V88L241 89H239V95L237 94V93H235V95L238 97L237 98V100L236 99H233L234 100V102L233 103H229L230 101L229 100H231V98L229 99V96H227L228 95V93L226 92H223L224 91V89L226 90V86H228V85H232V83ZM261 82V83H260ZM2 83V84H1ZM10 83V84H9ZM17 83V84H16ZM20 83H21V85H20ZM60 83V86H61V84L63 83V88L61 89L60 88V86L58 85ZM68 83V84H67ZM71 83H73L74 85H72ZM83 83H85V84H83ZM97 84L99 87H96L95 88V86H97V85H94V84ZM116 83H119V84H116ZM129 83V84H128ZM135 83H137V85H135ZM138 83H140V85H138ZM150 83V84H149ZM201 83V84H200ZM213 83H214V86L215 87H212V85H213ZM218 83V84H217ZM221 83V84H220ZM255 83H257V84H255ZM5 84H7V85H5ZM19 84V85H18ZM24 84V85H23ZM39 84V85H38ZM56 84V85H55ZM65 84H66V86H68V87H65ZM81 84V85H80ZM87 84V85H86ZM103 84H105V85H103ZM111 84H113V86H111ZM124 84V86L125 87H123L122 85ZM125 84H128V85H125ZM134 84V85H133ZM145 85V90H144V86H141V85ZM147 84V85H146ZM174 84H175V88H174ZM190 84V85H189ZM201 86H199V85ZM204 84V85H203ZM211 84V85H210ZM228 84V85H227ZM26 85L28 86V90H27V87H26ZM30 85V86H29ZM38 85V86H37ZM40 85H41V87H40ZM46 85H47V88H45L46 87ZM52 85H54V86H52ZM59 86V89H58V87H56V86ZM72 85V86H71ZM80 85V87L81 86H83V87H85V88H81L82 89V91L83 92H81V90H79L78 88V86ZM84 85H86V86H84ZM91 85V87H89ZM133 85V86H132ZM150 85V86H149ZM178 85V86H177ZM217 85H219V86H217ZM223 85H224V87H223ZM226 85V86H225ZM2 86V87H1ZM8 86V88L6 89V87ZM16 86V87H15ZM19 86H21L20 88H19ZM24 86V87H23ZM44 88H43V87ZM61 86V87H62ZM74 86V87H73ZM92 86H94V87H92ZM117 86H120L119 88H117ZM130 86V87H129ZM134 86H136V87H134ZM138 86V87H137ZM154 86V87H153ZM158 86H159V88H161V89H159L158 88ZM163 86H166V87H163ZM182 86V87H181ZM185 86H188V87H190V88H188V87H185ZM192 86V87H191ZM198 86L200 87V90L202 89V87L204 86V87H208V86H210V88L209 89H206V88H204L203 87V89H205V91L207 92V90L208 91H210V92H213L212 94L210 93V92H207V93H205V96H203V91H201L200 92V90L198 89ZM222 86V87H221ZM255 86H257L256 88H255ZM13 87V88H12ZM18 87V88H17ZM106 87H107V89H108V91H107V89H106ZM113 87V88H112ZM115 87V88H114ZM141 87H142V89H141ZM150 89H149V88ZM153 87V88H152ZM180 87V88H179ZM235 87V88H236ZM251 87H252V89H253V91H256L255 92V94H253V95H251L252 93H253V91H250L251 90ZM21 88H23V89H21ZM25 88V89H24ZM35 88V89H34ZM54 88H56V89H54ZM66 88V89H65ZM74 88H76L75 90H73ZM86 88H87V90H88V92H90V93H87V91H86ZM91 88V89H90ZM96 90L95 92H94V89ZM100 88V89H99ZM105 88V89H104ZM126 88V89H125ZM129 88V89H128ZM137 88V89H136ZM157 89V91H158V96H160V97H158L157 95H156V89ZM167 88H168V90H167ZM179 88V89H178ZM186 88V89H185ZM197 88V89H196ZM213 90H212V89ZM219 88V89H218ZM236 88V89H237ZM6 89V90H5ZM18 89H20V91H22L21 93H19L20 91H18ZM45 89V90H44ZM49 89L51 90L50 92H49ZM61 89V90H60ZM84 89V90H83ZM97 89H99L98 91H97ZM115 89H116V91H115ZM164 89V90H163ZM188 89H190V90H192V91H190V90H188ZM196 89V90H195ZM243 89H247L246 90V94H243V93H245V90H243ZM8 90V91H7ZM12 90V91H11ZM17 92H16V91ZM34 90H37V91H34ZM47 90V91H46ZM65 90V91H64ZM68 90H71V91H68ZM77 90V91H76ZM79 90V91H78ZM130 91V92H127V91ZM175 90H176V92H175ZM179 90H181L180 91V93H182L181 95H183V96H181L180 94H177L178 92L177 91H179ZM193 90H194V92L195 93H193ZM212 90V91H211ZM238 90V89H237ZM237 90H236V92H237ZM2 91H4V92H2ZM15 91V92H14ZM25 91V92H24ZM32 91H33V93H32ZM43 91H45V92H43ZM61 91H63V93L61 92ZM92 91V92H91ZM109 91H111V92H109ZM168 91V92H167ZM250 91V92H252L250 95H249V93L248 92ZM9 94H8V93ZM35 92V93H34ZM36 92H37V94H36ZM39 92V93H38ZM51 92H52V94H51ZM64 92H66V94L64 93ZM67 92H69V94L67 93ZM79 92V93H78ZM107 92V93H106ZM116 92V93H115ZM165 92V93H164ZM184 92V93H183ZM241 92H242V94H241ZM13 94V95H10V94ZM14 93H15V95H14ZM19 93V94H18ZM46 93H48V95L46 96ZM56 93H57V95L58 96H56ZM60 93H61V95H60ZM72 93V94H71ZM83 93V94H82ZM93 93H95L96 94V97L94 98L93 96H95V94L93 95ZM112 93H115V94H112ZM119 93V94H118ZM124 95H123V94ZM134 93H135V95H134ZM140 93V94H139ZM161 93H163V94H161ZM167 93V94H166ZM175 93H176V95H175ZM247 93H248V95H247ZM7 94H8V96H7ZM18 94V95H17ZM31 94V95H30ZM33 94V95H32ZM35 94H36V96H35ZM45 94V95H44ZM80 94H82L83 95V97L80 95ZM98 94H100V95H98ZM103 94H106L107 96H109V95H111L110 97V99H109V97H107L106 95H104L103 97H102V95ZM125 94H131V96H129V95H125ZM138 94V95H137ZM159 94H161V95H159ZM197 94H199V95H201L200 97L198 96V97H196L195 95ZM206 94H209L208 95V97H210V99L206 96ZM217 94V95H218ZM256 94H258V95H256ZM24 96V97H21V96ZM42 95V96H41ZM63 95H65L66 96V101H68V102H66L65 100H63L64 98H65V96H63ZM72 95H78L77 97L75 96H72ZM86 95V96H85ZM119 95V96H118ZM142 95H143V97H142ZM218 95V96H219ZM234 95V96H235ZM241 95V96H240ZM10 96V98H7V97H9ZM14 96V97H13ZM32 96V97H31ZM46 96V97H45ZM59 96L62 98L61 100L59 99ZM63 96V97H62ZM70 96V97H69ZM99 98H98V97ZM115 96H117V97H115ZM124 96V97H123ZM244 96V97H243ZM246 96V97H245ZM6 97V98H5ZM12 97V98H11ZM33 97H35V98H33ZM38 97V98H37ZM41 97V98H40ZM45 97V98H44ZM87 97V98H86ZM106 97V98H105ZM114 99H113V98ZM146 97V98H145ZM166 97V98H165ZM179 98V102L176 100V98ZM195 97V98H194ZM204 97L206 98H208L210 101V104H208L209 102H208V100H205L204 99ZM213 97V98H212ZM6 100H5V99ZM21 99V101H20V99ZM48 98V99H47ZM76 98H78V99H76ZM86 98V99H85ZM89 98H90V100H89ZM119 100V102L118 101H116L117 99ZM131 98H133V100L131 99ZM157 98V99H156ZM164 99L165 101H161V99ZM212 98V99H211ZM235 98V97H234ZM246 98V99H245ZM16 99V100H15ZM26 99H28L29 101H31V102H29L28 100H26ZM34 99V100H33ZM37 100V102H41L42 103V101H43V103H44V105H41V103H36V102H32V101H36ZM45 99H47L46 101H45ZM49 99H51V100H49ZM73 99H76V100H78V101H75V100H73ZM84 99V100H83ZM105 99V100H104ZM121 99V100H120ZM125 99V100H124ZM135 99V100H134ZM146 99V100H145ZM172 99V100H171ZM183 99V100H182ZM185 99V100H184ZM200 99V100H199ZM23 100H25L26 101V103H25V101H23ZM73 100V101H72ZM93 100V101H92ZM102 103H100L99 101ZM111 100V101H110ZM114 100V102H112ZM242 100V101H241ZM244 100V101H243ZM4 101V102H3ZM12 102L11 104H10V102ZM30 103V108H29V106H27V104H28V102ZM45 101V102H44ZM48 101V102H47ZM52 103H51V102ZM69 101L71 102V103H69ZM74 101L76 102V103H74ZM84 101H87V104H85V102ZM96 101V102H95ZM106 101V102H105ZM109 101V102H108ZM125 101H127V102H125ZM143 101L145 102V103H143ZM174 101H177V102H175V105H174ZM181 101H184V102H181ZM228 101V102H227ZM236 101L240 104V101H241V104L239 105L238 103H236ZM259 101V102H258ZM22 102H24V103H22ZM56 102H57V104H56ZM63 102H65V103H63ZM96 104H95V103ZM99 102V103H98ZM108 102V103H107ZM112 102V103H111ZM118 102V103H117ZM205 102H207V103H205ZM255 102H257V104L258 105H256V106H254L255 104ZM19 103H22V104H19ZM32 103H33V105H32ZM49 105H47V104ZM61 103V104H60ZM80 103V104H79ZM93 103V104H92ZM122 103V104H121ZM126 105V104H129L130 103V105H131V107H130V105H126V106H124V104ZM135 103V104H134ZM167 103H169V106H170V108H174V107H176V108H174L173 110H171L170 108H167V106H168V104ZM203 103L205 104V106H202L203 105ZM235 103V104H234ZM243 103H244V105H243ZM246 103V104H245ZM51 104V105H50ZM56 104V105H55ZM58 104H59V106H61V107H59L58 106ZM70 105V104H72V106L70 107V106H68V107H66V106H64V105ZM78 105V106H76V105ZM103 104H106V105H103ZM109 104V105H108ZM112 104V105H111ZM122 106H121V105ZM145 104V105H144ZM178 104V105H177ZM192 104H194V105H192ZM198 104V105H197ZM239 105V106H237V105ZM10 105V106H9ZM25 105H26V107H28V110L27 109H25L26 107H25ZM56 106L55 108H56V111H55V108H54V106ZM75 105V106H74ZM80 105V106H79ZM84 105H85V107L86 106H89V107H84ZM95 105H96V107H95ZM99 105H100V107H99ZM135 105V106H134ZM207 105V106H206ZM208 105H210L209 107H208ZM231 105V106H230ZM245 105H246V107H245ZM249 105H251V106H249ZM1 106H3V108L1 107ZM6 106V107H5ZM9 106V107H8ZM13 106V107H12ZM24 108H23V107ZM33 106V107H32ZM50 108H48V107ZM63 106H64V108H63ZM83 106V107H82ZM105 106V107H104ZM118 106H121L122 108L124 107V108H127V109H122V108H119ZM134 106V107H133ZM141 106V107H140ZM159 106H161L164 110L162 111V110H160V109H162L161 107H159ZM168 106V107H169ZM178 106V107H177ZM200 107V108H198V107ZM20 107V108H19ZM44 107V108H43ZM59 107V108H58ZM79 107V108H78ZM103 107L104 108H106L107 109V112H105L104 110H106V109H103ZM111 107V109H109ZM117 107V108H116ZM156 107H159L158 109H156ZM210 108V109H208V108ZM256 107V108H255ZM9 108V109H8ZM11 108V109H10ZM13 108V109H12ZM17 108H19V110L17 109ZM23 108V109H22ZM67 108V110H65ZM130 108V110H128ZM135 108V109H134ZM185 108V107H184ZM206 108V109H205ZM228 108V109H227ZM250 108V109H249ZM5 109H7V110H5ZM33 111H32V110ZM47 109H49V110H47ZM54 109V110H53ZM61 111H59V110ZM69 109H71V111L70 112H68V110ZM76 109V110H75ZM77 109H79L78 110V114L80 113V112H82V113H80L79 115L77 114ZM83 109V110H82ZM97 109H99V111H100V113H99V111L97 110ZM120 109V110H119ZM132 109V110H131ZM134 109V110H133ZM154 109V110H153ZM166 109V110H165ZM170 109V110H169ZM181 109H183V107L182 108H180V110ZM248 109H249V111H248ZM255 109H256V111H255ZM10 110H12V111H10ZM21 110H22V112H21ZM28 111V112H26V111ZM41 110H43V111H41ZM45 110L46 111H49V112H45ZM53 110V112H51ZM85 110H86V112H85ZM94 110V111H93ZM112 110H114L113 111V113H112ZM160 110V111H159ZM169 110V111H168ZM228 110V111H227ZM254 110V112L251 114V112ZM4 111H6V112H4ZM7 111L8 112H10L11 114H12V117H10V115L11 114H9V113H7ZM24 111V112H23ZM75 111V112H74ZM80 111V112H79ZM94 113H92V112ZM116 111H117V113H116ZM118 111H119V113H118ZM120 111H122V113H123V115H122V113L120 112ZM129 111V112H128ZM149 112L148 113V115H146L147 113L146 112ZM158 111H159V113H158ZM166 111V112H165ZM183 110H181V112H182ZM247 111H248V113H247ZM251 111V112H250ZM3 112V113H2ZM17 113V115L15 114V113ZM20 112V113H19ZM51 112V113H50ZM58 112V113H57ZM68 112V114H66ZM104 112V113H103ZM136 112V113H135ZM154 112V113H153ZM163 112H165L164 114H163ZM168 112H170V113H168ZM172 112V113H171ZM180 112V113H181ZM229 112V113H228ZM2 113V114H1ZM7 115H6V114ZM42 113V114H41ZM47 113H49V115H47ZM63 113V114H62ZM102 113V114H101ZM105 113H107V114H105ZM111 113H112V115H111ZM126 113H128V114H126ZM151 113H152V115L154 116H152L151 115ZM4 114V115H3ZM9 114V115H8ZM30 114V115H29ZM32 114H33V116H32ZM40 114V115H39ZM47 116H46V115ZM50 114H51V116H50ZM67 116H65V115ZM77 116H76V115ZM98 114H100V115H98ZM105 114V118H106V121H108V126H105L106 127V129L108 128V127H110V130H111V132L113 133V132H115V130H116V132L115 133H110V130H108L109 131V133L108 132H106L107 130H104V131H102L103 133H101V119L100 118H102V119H104V117H101V116H103ZM115 114H116V116H115ZM119 114L121 115V116H119ZM251 114V115H250ZM5 115L6 116H8L7 118H5ZM18 116V117H16V116ZM27 115V116H26ZM56 115V116H55ZM89 115V116H88ZM107 115V116H106ZM114 115V116H113ZM131 117H130V116ZM134 117H133V116ZM170 115H171V117H170ZM185 115H187L188 116V114H186L185 113ZM185 115H184V113H183V115H181V117H183V118H181L182 119V121H184L185 120ZM204 115H205V113H204ZM254 115V116H253ZM14 116V117H13ZM46 118H44V117ZM64 116V117H63ZM83 116H84V118H83ZM90 116H92V117H90ZM93 116H95L96 118H94ZM225 116H224V118L223 119H221V120H223V121H221V120H216V119H213L212 121H211V123H212V125L216 128L217 126H218V124L219 123H222V124H224L225 122H226V118H225ZM250 116V117H249ZM27 117V118H26ZM34 117V118H33ZM51 117H53V118H51ZM55 117L57 118V117H59V119L57 118V120L55 119ZM123 117V118H122ZM125 117H126V119H125ZM136 117H138V118H136ZM166 117V118H165ZM170 117V118H169ZM175 117V116H174ZM11 118V119H10ZM14 118V119H13ZM17 118V119H16ZM33 118V119H32ZM48 118V119H47ZM51 118V119H50ZM68 118V119H67ZM72 118H74V119H72ZM108 118V119H107ZM112 118H113V120H112ZM116 118H118V119H116ZM130 118H133V119H130ZM148 118V119H147ZM154 118H155V122L153 121L154 120ZM162 118H164V119H162ZM255 118V119H254ZM7 119V120H6ZM9 119V120H8ZM19 119V120H18ZM20 119H22V120H20ZM27 119V120H26ZM32 119V120H31ZM43 119H45V120H43ZM50 119V120H49ZM55 119V120H54ZM75 119H76V121H75ZM91 119H92V121H91ZM145 119V120H144ZM147 119V120H146ZM162 119V120H161ZM167 119V120H166ZM174 119V120H173ZM245 119H247V121L245 120ZM13 120V122H11ZM16 120H18V121H16ZM37 121V122H35V121ZM43 120V121H42ZM47 120H49V121H47ZM60 120V121H59ZM95 120V121H94ZM133 120V121H132ZM165 120H166V122L168 123V125H167V123L165 122ZM174 122H173V121ZM176 120V121H175ZM225 120V121H224ZM19 121H21V122H23V123H21V122H19ZM24 121L26 122V125L24 124ZM30 121L31 122H35V123H32L33 125H35V126H37L36 128L39 130V132H38V130H37V132H36V130H35V132L37 133V134H35V132H34V126H30ZM57 121V122H56ZM63 121H66V122H63ZM70 121V122H69ZM106 121H105V125H107L106 124ZM113 121H115V122H113ZM140 121V122H139ZM150 121V122H149ZM159 121V122H158ZM178 121V122H177ZM213 121H214V123H213ZM215 121H217V122H219V123H217V122H215ZM51 122V123H50ZM59 122V123H58ZM61 122H63V123H61ZM74 122V123H73ZM79 122H80V124H79ZM94 122L96 123V122H98L97 124L99 125V127H98V129H94V128H92L93 127V124H94ZM110 122H111V124H110ZM116 122L117 123H119L118 125L116 124ZM121 122V123H120ZM126 122V123H125ZM133 122H136L135 124L136 125H134V123ZM143 122V123H142ZM144 122H145V124H144ZM164 122V123H163ZM253 122V123H252ZM8 124V125H10V127H8V125L6 126V124ZM20 125H19V124ZM44 123V124H43ZM45 123H46V125H45ZM50 123V124H49ZM56 124V125H53V124ZM67 124V125H65V124ZM68 123H69V126H68ZM90 123H91V125H90ZM130 123V124H129ZM133 123V124H132ZM155 123V124H154ZM250 123V124H249ZM5 124V125H4ZM13 124H14V126H15V124H16V126L14 127L13 126ZM24 124V125H23ZM31 124V125H32ZM57 124H59V125H57ZM88 124V125H87ZM163 124H166L165 126L163 125ZM28 125V127H26ZM75 125L77 126V127H75ZM90 125V126H89ZM113 125H115L114 127H116V128H113L112 126ZM120 125H121V127L123 128V129H121V127H120ZM126 125V126H125ZM130 125H132L131 127H129ZM134 125V126H133ZM137 125H139V126H137ZM144 125V126H143ZM156 125V126H155ZM171 125V126H170ZM248 125V126H247ZM4 126H5V128H4ZM19 126V127H18ZM30 126V127H29ZM49 126H50V128H49ZM58 126V127H57ZM71 126V127H70ZM79 126H80V128H79ZM87 126V127H86ZM89 126V127H88ZM153 127V129L151 128V127ZM159 127V130H162L161 132L160 131H158V130H156L157 131V133L155 134V129H158V127ZM169 126V127H168ZM174 126V127H173ZM182 126H184L183 124H182ZM13 127V128H12ZM49 129H48V128ZM69 127V128H68ZM73 127H74V129H73ZM126 127V128H125ZM148 127V128H147ZM166 129H165V128ZM236 127H237V125H236ZM14 128H16L17 130H19L17 133H16V131L17 130H15ZM30 128V129H29ZM65 128V129H64ZM84 128H87L86 130L84 129ZM124 128H125V130L126 131H124ZM6 130V133H5V130ZM7 129H11V130H7ZM22 129H24V131H22ZM26 129H27V134H28V136H26L27 134L26 133H24L25 131H26ZM54 129H56V132H54L55 130ZM58 129H60V130H58ZM68 131H70V132H68ZM79 129H81V130H79ZM88 129H91V130H93V131H95L96 130V132L94 133L93 131H91V130H88ZM127 129H129V130H127ZM130 129H133V132H132V130H130ZM148 129H151V131L150 130H148ZM168 129V130H167ZM172 129H174V131H172ZM14 130H15V132H14ZM32 130H33V132H32ZM41 130V131H40ZM63 130V131H62ZM84 130V131H83ZM87 130H88V132H87ZM135 130H139V132L141 131L142 133L145 131V132H147V134L149 133L150 135L149 136H143L144 134H145V132H144V134L142 135L143 137H145V139H143L142 141H143V143H141L142 141H141V138H142V136H140L139 135V133H137L136 132V134H135ZM154 130V131H153ZM164 130H166V132L164 131ZM179 130V131H178ZM9 131H13L12 133H13V135H12V133L11 132H9ZM30 133H29V132ZM43 131H44V134L46 135V136H44V135H41V134H43ZM60 131V132H59ZM71 131H73V132H71ZM83 132V133H81V132ZM98 131H100L99 133H98ZM119 131V133H120V136L118 135L119 133H117ZM124 131V132H123ZM128 131V132H127ZM169 131H172L171 133L172 134H170V132L168 133ZM263 131V132H262ZM10 134H9V133ZM21 132H23L22 134H21ZM42 132V133H41ZM58 132V133H57ZM63 134H62V133ZM67 132V133H66ZM75 132V134H72V133H74ZM77 132V133H76ZM79 132V133H78ZM85 132H87V133H85ZM140 132V133H141ZM152 133V135H151V133ZM159 132V133H158ZM174 132V133H173ZM177 132H179L180 134H178ZM14 133H16V134H14ZM41 133V134H40ZM49 133H52L51 135L49 134ZM66 133V134H65ZM70 133V134H69ZM91 133V134H90ZM101 133V135H103V136H101V135H99ZM104 133H105V135H104ZM127 135V136H125V134ZM134 133V134H133ZM167 133H168V135L169 136H171V137H169L168 135H167ZM264 133V128L263 129H260V134H261V136H259V138H258V140H259V145H261L262 144V136L264 135L263 134ZM5 134H7V135H5ZM33 134V135H32ZM55 135V136H52V135ZM59 134V135H58ZM61 134V135H60ZM77 134H78V136H77ZM81 134V135H80ZM88 134V135H87ZM94 134V135H93ZM107 134V135H106ZM178 134L179 136H176V135ZM229 134H231L230 136L228 135V139L229 140H227V143L228 144H230V142H231V140H232V137H233V133H229ZM263 134V135H262ZM3 135H4V137H3ZM22 135V136H21ZM32 135V136H31ZM71 135V136H70ZM74 135L77 137H74ZM95 135L97 136V137H95ZM110 135H114V136H111V137H113L114 139H112V138H110V139H106V138H109L110 137ZM157 136V135H159V137H155V136ZM175 135V136H174ZM208 136V137H206V136ZM40 136H44V138L43 137H40ZM51 137V139H50V137ZM67 136V137H66ZM83 136V137H82ZM88 136H90V138L88 137ZM92 136V137H91ZM109 136V137H108ZM124 136V137H123ZM136 136V137H135ZM137 136H139V138L137 137ZM163 136V137H162ZM166 136V137H165ZM174 136V137H173ZM199 136V137H198ZM35 139H34V138ZM59 137V138H58ZM63 139H62V138ZM65 137V138H64ZM72 137V138H71ZM99 137H100V139H104L103 140V142H104V144H102V141H100V140H98L99 139ZM117 137V138H116ZM120 137H122V138H120ZM131 137H135V139H133V138H131ZM151 137H155V139H153V138H151ZM175 137H177V138H175ZM179 137V138H178ZM184 137H186V140H188V141H192V143L194 144H192V143H190V142H188L187 144H189V145H187V144H185V141H184ZM202 137V138H201ZM204 137V138H203ZM1 138H4V139H1ZM7 138H8V140H7ZM17 138H19V140L17 139ZM21 138V139H20ZM28 138H29V140H28ZM36 138H38V139H36ZM54 138H55V140H54ZM84 138V139H83ZM124 138L126 139H128V140H124ZM148 138H151V139H148ZM163 138H164V141H166L165 140V138L167 139V145H169V146H167V145H165V142L163 141ZM173 138V139H172ZM194 138V139H195ZM10 139H13V140H10ZM25 139V140H24ZM48 139V140H47ZM58 139V140H57ZM62 139V140H61ZM67 139H71V140H68V141H70V142H67ZM80 140V139H83V140H80V141H78V143H80V145H78V143H77V141L76 140ZM89 139H92V141L90 140L87 144L85 143L86 142V140H89ZM93 139H95L94 141H93ZM121 139V140H120ZM133 139V141H131V140ZM147 139V140H146ZM169 139V140H168ZM174 139H176V140H174ZM2 140V141H1ZM24 142H23V141ZM31 140V141H30ZM37 143V141H38V145L34 142V141ZM41 140V141H40ZM43 140L45 141V142H43ZM47 140V141H46ZM50 140V141H49ZM60 140V141H59ZM64 140V141H63ZM112 140H116L115 142L114 141H112ZM124 140V141H123ZM139 140V141H138ZM147 142H146V141ZM151 140H153V141H155L156 143V145H159V146H157V148L155 147V151H156V153L155 152H153V155H151V152L147 149V146L148 145H152L153 143L152 142H150ZM160 140V141H159ZM170 140H174V142H171ZM52 141V143H50ZM55 141H57V143L55 142ZM76 141V142H75ZM84 141V142H83ZM95 141H99V149L101 148V150L103 151V150H106V151H104V152H106V155H108V157H102V158H100V159H98V161H96V162H94L97 158H95V160L94 159H92V158H90V156L88 155V154H83V152H81V155L83 156V158H82V156L80 157V149L82 148L83 150H85L86 148H88V144L90 143V142H95ZM114 142L113 144L112 143H110V142ZM130 141V142H129ZM184 141V142H183ZM203 143H202V142ZM7 142H9V144L7 143ZM15 142V143H14ZM21 142H23L24 143V146L22 145L23 143H21ZM27 142V143H26ZM34 142V143H33ZM42 142H43V144H42ZM60 142H62L61 144H60ZM74 142V143H73ZM109 142V143H108ZM120 142V143H119ZM124 142V143H123ZM126 142V143H125ZM149 142V143H148ZM183 142V143H182ZM5 143H7V144H5ZM13 143V144H12ZM31 143V144H30ZM32 143H33V145H32ZM47 143H49V144H47ZM85 143V144H84ZM116 143V144H115ZM122 143V144H121ZM128 143V144H127ZM12 144V145H11ZM14 144H16V145H14ZM26 144V145H25ZM29 144V145H28ZM35 144V145H34ZM55 144V145H54ZM61 145V146H59V145ZM64 144V145H63ZM67 144V145H66ZM75 144H76V146H75ZM115 144V145H114ZM117 144L119 145V144H121L122 146H124V147H122V146H117ZM130 144V145H129ZM135 144V145H136ZM143 144H145V145H143ZM155 144H153L154 146H156ZM171 144V145H170ZM181 144H183V145H181ZM184 144L185 145H187L186 146V148H188V150L187 151H185V146H184ZM199 144V146H197ZM200 144H203V145H201L200 146ZM206 144V145H205ZM11 147V148H9V146ZM16 146V147H14V146ZM21 145H22V147H21ZM49 145V146H48ZM52 145H54V146H52ZM77 145H78V147H77ZM84 145L86 146V147H84ZM103 147H105V148H102V146ZM110 145V146H109ZM165 145V146H164ZM193 145V146H192ZM208 145V146H207ZM1 146H3V147H1ZM18 146V147H17ZM31 146V147H30ZM36 148H35V147ZM38 146V147H37ZM41 146V147H40ZM51 146V147H50ZM55 146H57V147H55ZM62 147V148H59V147ZM66 146V147H65ZM72 146H73V148H72ZM112 146V147H111ZM117 148H116V147ZM133 146V145H132ZM137 146V145H136ZM143 148H142V147ZM163 146L164 147H168V148H163ZM174 146H176L175 147V149H174ZM184 146V147H183ZM189 146V147H188ZM6 147V150L4 149ZM13 147V148H12ZM32 147H33V149H32ZM45 147V148H44ZM47 147V148H46ZM56 148V149H54V148ZM68 147V148H67ZM109 147H111L110 148V150H112L113 152H111V153H107V150H109L108 148ZM114 147V148H113ZM118 147H121V148H118ZM158 147L160 148V149H158ZM177 147H179L178 149H177ZM204 147H207L206 149L204 148ZM58 148V149H57ZM65 148V149H64ZM78 148V149H77ZM113 148V149H112ZM124 148H126V151H124L125 149ZM129 148H131V147H129ZM13 149V150H12ZM16 149V150H15ZM17 149L18 150H20V152H22V153H20L19 151H17ZM40 149H42L41 151H40ZM48 149H50V150H48ZM69 151H68V150ZM75 149H77V150H75ZM116 149H118V153L117 152H115V151H117ZM124 149V150H123ZM190 149H192V151L190 150ZM1 150H3L2 152H1ZM15 150V151H14ZM28 152H27V151ZM31 150V152H29ZM47 151V155L44 157V154H46V152L45 151ZM60 150V152L61 153H59L58 151ZM75 150V151H74ZM79 150V151H78ZM88 150V149H87ZM87 150H85V151H87ZM163 152H165V153H169L168 154V156H166L165 155V153H163ZM179 150L181 151V152H179ZM201 150V151H200ZM11 151V152H10ZM13 151V152H12ZM27 153H26V152ZM38 151V152H37ZM57 151V152H56ZM72 151V152H71ZM77 151V152H76ZM129 151V152H128ZM171 151V152H170ZM190 151V152H189ZM6 152V153H5ZM26 153V155H25V153ZM48 152H50V153H53V155L52 154H50V153H48ZM66 152L68 153L67 155H65L66 154ZM74 152H76L77 154L79 153V155H77L76 153H74ZM123 152H125V154L123 153ZM179 152V153H178ZM183 152L185 153V155L183 156ZM13 153V154H12ZM17 154V155H15V154ZM43 155H41V154ZM59 153V154H58ZM149 153H150V156H149ZM155 153V154H154ZM181 153V154H180ZM189 153V154H188ZM201 153V154H200ZM10 154H12V155H10ZM24 154V155H23ZM109 154H110V156L112 157H110L109 156ZM136 154V155H137ZM142 154H143V156H142ZM160 154V155H159ZM162 154V155H161ZM178 154H180L184 159H182L181 157H179L180 155H178ZM199 154H200V156H199ZM7 155V156H6ZM22 155H23V157H22ZM31 155V157H29ZM36 156V159L37 158H39L40 160H41V162H42V160H43V162H42V164L40 165V160H36L35 159V157L34 156ZM40 155V156H39ZM69 155V156H68ZM115 155L117 156V159L116 158H114L115 157ZM165 155V156H164ZM196 155V156H195ZM262 155H264V152L262 153ZM5 156H6V158H5ZM12 156V157H11ZM16 158H15V157ZM25 156H27V158L25 157ZM39 156V157H38ZM54 156V157H53ZM56 156H58V157H56ZM61 156L62 157H64V159L65 160H67V161H69L70 163H69V165L68 166H70V165H75L76 163H77V165H81V164H85V165H87V166H89L88 168H86L85 170H88V171H86V173H85V171H84V173H82V177H84V178H81L82 180H83V183H79V185H78V182H76V178L75 177H73V173H72V175H70L71 174V170H69V168H66V167H68V166H65L64 165V167H60V166H63V163L64 164H66V162L67 161H65V160H62V158H61ZM71 156V157H70ZM77 158H76V157ZM86 156V157H85ZM149 156V157H148ZM157 156V158H154V157H156ZM161 156V157H160ZM163 156L165 157L164 159H162L163 158ZM186 156V157H185ZM187 156H191L192 157V159L191 158H189V157H187ZM197 156H199V157H197ZM25 157V158H24ZM33 157V158H32ZM60 157V158H59ZM68 157H70V158H68ZM73 157V158H72ZM74 157H75V159H74ZM110 157V158H109ZM120 157V158H119ZM147 157V158H146ZM177 157H178V159H177ZM42 158V159H41ZM57 158V159H56ZM74 159V160H72V159ZM79 158H81V159H79ZM103 158H104V160H103ZM106 158V159H105ZM107 158H109V159H107ZM118 158H119V160H118ZM124 158V159H123ZM140 158V159H139ZM168 158V160H166ZM172 158V159H171ZM180 158V159H179ZM2 159V160H1ZM4 159H6V160H4ZM12 159H14V160H12ZM34 159V160H33ZM60 161H59V160ZM83 159H85V160H83ZM169 159H170V161H169ZM175 159H177L176 161H174ZM189 159H191L190 161H191V163H193V164H191L190 162H189ZM197 159L199 160L198 162H197ZM10 162H9V161ZM19 160V161H18ZM23 160V161H22ZM25 160L26 161H28V164L26 165L25 164ZM33 160V161H32ZM44 160H45V162H44ZM48 160V161H47ZM50 160V161H49ZM62 160V161H61ZM75 160H78V161H75ZM81 160H83V161H86V162H82ZM107 160V161H106ZM109 160H113V163L112 162H110ZM118 160V161H117ZM166 160V161H165ZM184 161V163H185V165H184V163H183V161ZM214 160V161H213ZM8 163H7V162ZM13 161H16L15 162V164L16 165H18V166H16L15 164H14V162ZM29 161H31V162H29ZM38 161L40 162V163H38ZM48 163H47V162ZM51 161H56L54 164H51L52 162ZM79 161H81V163H79ZM108 161L110 162V163H108ZM116 161H117V163H116ZM167 161H168V163H167ZM186 161V162H185ZM204 161V162H203ZM4 162H6V163H4ZM23 162H24V164H23ZM72 162V163H71ZM99 162H100V164H99ZM102 162H103V164H102ZM145 162V163H144ZM166 162V163H165ZM197 162V163H196ZM19 163V164H18ZM30 163H32V164H30ZM34 163V164H33ZM37 163H38V166H37ZM45 163H47V164H51V165H47V164H45ZM59 163H61V165L59 166ZM90 163V164H89ZM112 163V165H114V167H112L110 164ZM199 163V164H198ZM4 164H5V166H4ZM12 164V165H11ZM23 164V165H22ZM92 164H96V166L94 167L95 168V170L93 169V166H92ZM107 164H109V165H107ZM119 164V165H118ZM200 165V166H198V165ZM8 165V166H7ZM30 165H31V167H30ZM43 165V167H41ZM48 167H47V166ZM117 165H118V167H117ZM191 166V165H193V166H195V167H193V170H194V168L196 169L195 170V172L193 171L192 172V170H191V168L192 167H188V166ZM202 165V166H201ZM2 166V167H1ZM7 166V167H6ZM36 166V167H35ZM40 166V167H39ZM99 166L101 167V168H99ZM107 167V172H109L108 174H106L107 172H106V167ZM169 166V167H170ZM184 166H185V169H183L184 168ZM14 167H16V169L14 170L13 168ZM23 167H25V169H27V171L26 170H24V174L22 173V174H20V171L21 170H23L24 168ZM33 167H35L34 169H32ZM52 167V168H51ZM57 167H58V169H57ZM90 167H91V169H90ZM168 167V168H169ZM181 167V168H180ZM197 167V168H196ZM199 167V168H198ZM4 168V169H3ZM9 168V169H8ZM41 168V169H40ZM42 168H43V170H42ZM51 168V169H50ZM56 168V169H55ZM99 170H101V171H99ZM103 168V169H102ZM105 168V169H104ZM117 168V169H116ZM41 170V171H39V170ZM61 169V170H60ZM92 169H93V171H92ZM113 169H115L114 171H113ZM187 169V170H186ZM188 169H189V171H188ZM0 170V171H1ZM6 170V172H4V171ZM8 170H10V171H8ZM14 170V172H12ZM17 170V171H16ZM29 170H31V172L33 171V175H35V172L38 170V172L36 173V178L34 177V176H31L32 174H30L31 172L29 171ZM36 170V171H35ZM51 170V171H50ZM57 170H60V172L59 171H57ZM98 170V171H97ZM45 171V172H44ZM61 171H64V172H61ZM66 171H68V172H66ZM98 172L97 173V176H100V177H96V172ZM103 171V172H102ZM123 171H125V174L123 175ZM146 171V169L144 168V176L147 174V171ZM178 171H181L182 172V175H180V173H178ZM186 171H188V172H186ZM207 171V172H206ZM16 172V173H15ZM40 172H42L41 173V177H40ZM46 172H50V173H47L48 175H46L45 173ZM51 172H54V173H51ZM92 172V173H91ZM100 172V173H99ZM118 172V173H117ZM189 172H191V174L189 173ZM198 172V173H197ZM8 175H6V174ZM12 173V174H11ZM55 173H57V174H55ZM59 173V174H58ZM116 174V175H114V174ZM127 173V174H126ZM178 173V174H177ZM193 173H194V175H196L197 174V177H196V180H197V182H196V180H194L195 179V177H194V175H193ZM201 173V174H200ZM204 173H206L205 175H204ZM208 173V174H207ZM13 176H11V175ZM18 174H20V175H18ZM27 174H28V176H27ZM42 174H44V175H42ZM49 174H50V176H52V177H50L49 179H47V177H49ZM55 174V175H54ZM63 175L62 177L63 178H66V179H61L60 181L61 182H59V176L60 175ZM70 175V179H67V177H69V175ZM90 175V176H88V175ZM93 174H94V176H93ZM112 174V175H111ZM184 174H186V176L184 175ZM188 174V175H187ZM15 175V176H14ZM17 175H18V178H19V180L20 179H22V180H20V182H19V180H17L18 178H16L17 177ZM104 175V176H103ZM108 175V176H107ZM189 175L191 176L190 178H189ZM203 175H204V178H203ZM1 176V175H0ZM20 176H22V177H20ZM43 176V177H42ZM64 176H66V177H64ZM88 176V177H87ZM106 176V177H105ZM206 176V177H205ZM10 177V178H9ZM15 177V178H14ZM30 177L32 178L31 180H30ZM34 177V178H33ZM54 177H55V179H56V182L54 181L55 179H54ZM74 179H73V178ZM89 178L88 179V181H87V178ZM95 177L96 178H98L96 181H95ZM103 177V178H102ZM110 177V178H109ZM113 177V178H112ZM187 177V179H185ZM201 177V178H200ZM6 178V179H5ZM58 178V179H57ZM60 178H61V176H60ZM111 178L112 179H115V181H112V184L115 182V184H111V182H110V180H111ZM117 178V179H116ZM193 178V179H192ZM198 178H200V179H198ZM35 179H37V180H35V181H37V182H35L34 180ZM91 179V180H90ZM101 179H100V181H101ZM182 179V180H181ZM202 179H204V180H202ZM206 179V180H205ZM5 180V181H4ZM27 180H29V183H26V182H28ZM67 180V181H66ZM70 180V181H69ZM94 180V182H92ZM104 180H106V179H104ZM198 180H200V181H198ZM201 180H202V182H201ZM6 181H7V183H6ZM8 181H9V183H8ZM22 181H23V183H22ZM24 181H26V182H24ZM38 181H40V182H38ZM53 181L55 182V183H53ZM74 181V183H72ZM77 181H79V179H77ZM86 181V182H85ZM90 181V182H89ZM205 181V182H204ZM35 182V183H34ZM68 182H69V187H67V185H68ZM96 182V183H95ZM201 182V183H200ZM207 182V183H206ZM259 182L260 181H258V183H254L253 184V186H252V188L253 187H255L256 189H258L256 186H258V187H261V184H259ZM22 184V185H20V184ZM27 185H25V184ZM31 183H33L32 184V186L33 187H29V186H31ZM42 183H45V184H41ZM58 183H62V184H59V186L57 185ZM64 183L66 184V186L64 185ZM116 183H118V184H116ZM198 183V184H197ZM204 183H206V184H204ZM5 184V185H4ZM40 184V185H39ZM72 184V185H71ZM201 184H204L203 186L201 185ZM256 184H258V185H256ZM3 185V186H2ZM10 185V186H9ZM56 185V186H55ZM60 185H62V186H60ZM75 185V186H74ZM82 187H81V186ZM92 185V186H91ZM112 185V186H111ZM119 185V186H118ZM199 185V186H198ZM207 185V186H206ZM6 186V187H5ZM7 186L9 187V188H7ZM22 186V187H21ZM34 186H36V187H38V188H34ZM43 188H42V187ZM50 186H52V187H50ZM55 186V187H54ZM78 186V187H77ZM190 186V187H191ZM197 186V187H196ZM11 187H13V188H11ZM25 187H28L29 189H30V192H31V195L29 194L30 192L28 191L29 189L28 188H25ZM39 187H40V189H44V190H46V194H43V192L45 193V191H42V190H40L39 189ZM56 187H58V188H61L60 190H58V189H56ZM74 187H75V189H74ZM77 188H79V189H77ZM108 188V190H111V188L109 189ZM7 189H10V191L8 190L7 191ZM13 189V190H12ZM23 189H26L25 191L23 190ZM32 189H34V190H32ZM38 189V190H37ZM50 190V193H49V190ZM56 189V190H55ZM6 190V191H5ZM54 192H53V191ZM70 190H72V191H70ZM93 190H94V192H93ZM96 190V191H95ZM200 190H202V188H200ZM204 190H202V191H204ZM5 191V192H4ZM11 191H13V192H11ZM36 191H37V193H36ZM68 192V191H70V192H68V193H65V192ZM80 191V192H79ZM82 191V192H81ZM91 191V192H90ZM4 192V193H3ZM24 192V193H23ZM26 192V193H25ZM29 192V193H28ZM35 192V193H34ZM47 192H48V194H47ZM57 192V193H56ZM61 192H63V193H61ZM75 192V193H74ZM96 192V193H95ZM9 193V194H8ZM13 193H15V194H13ZM33 193H34V195H33ZM59 193V194H58ZM81 193V194H80ZM88 193H90L89 195H88ZM14 196H13V195ZM28 194H29V196L34 200H32L31 198H29V199H26V198H28L29 196H28ZM36 194L38 195V196H36ZM44 195V198L42 197V196H39V195ZM50 194V195H49ZM59 196H58V195ZM65 194V195H64ZM92 194V195H91ZM135 194V195H134ZM60 195H61V198H60ZM70 195V196H69ZM71 195H73V197L74 198H71ZM75 195H77V196H75ZM132 195L134 196V197H136V196H138L139 195V193H137V192H133L132 193ZM208 195V196H207ZM206 196H207V198H210V195H209V192H208V194H207ZM11 196H13V197H11ZM47 196H50V197H47ZM246 196V195H245ZM41 197V198H40ZM55 198V199H52V198ZM81 197H83V200H82V202H81ZM14 198L16 199V200H14ZM36 198H38V200L36 199ZM42 200H40V199ZM50 198H51V201H50ZM71 199V200H67V199ZM79 198V200L78 201H76V199H78ZM97 200H95V199ZM26 199V200H25ZM30 199L33 201V202H35L34 204H33V202L32 201H30ZM58 199H60L59 201H58ZM73 199V200H72ZM4 200H6V201H4ZM90 200V202L91 201H93L94 200V202H88ZM108 200V201H107ZM109 200H110V202H109ZM171 202V203H169V201ZM7 201H9V203L7 202ZM16 201L18 202V204L17 205H20V206H23V208L22 207H18L17 205H16ZM20 201V202H19ZM28 203H32V204H27V202ZM49 201V202H48ZM72 201V202H71ZM75 201V202H74ZM85 201V202H84ZM96 201V202H95ZM4 202V203H3ZM11 202V203H10ZM41 202H43V203H45V204H43V203H41ZM53 202V203H52ZM58 202H62V204H59V205H56V204H54V203H58ZM68 202V203H67ZM98 202V203H97ZM9 204L10 206H12V207H8V205L7 204ZM24 203V204H23ZM36 203H37V207H33V206H36ZM47 203H50V204H48V205H50V206H47ZM65 203H67V205L65 204ZM69 203H72V204H70L69 205ZM78 203H79V205H78ZM92 203H94V204H92ZM99 205V204H101L100 205V207L97 205V204ZM103 203H105V204H103ZM106 203H108V204H106ZM173 203V204H172ZM2 204V205H1ZM4 204V205H3ZM6 204V205H5ZM26 204V205H25ZM89 204H90V208H89ZM172 204V205H171ZM175 203V201L173 200V198H171L170 196H168V199H167V205L170 207V208H176V206H178V204H176ZM26 207H25V206ZM93 205V206H92ZM96 205V206H95ZM174 205V206H173ZM27 206H29V207H27ZM44 206V207H43ZM53 208H52V207ZM65 206H67V208L65 207ZM95 206V207H94ZM7 209H6V208ZM25 207V208H24ZM31 207V208H30ZM33 207V208H32ZM41 207H42V210H41ZM48 207H49V213H46V210L48 209ZM52 208V210L53 211H50V209ZM59 209H58V208ZM63 207V208H62ZM93 207V208H92ZM37 208V209H36ZM43 208H44V212H43ZM46 208V209H45ZM76 208H77V210H76ZM84 208V210L86 211V213L84 214V212L85 211H83L82 209ZM32 209H35V211L33 210L32 211ZM61 209V210H60ZM65 209V210H64ZM67 209V210H66ZM73 209L75 210V211H73ZM3 210V211H2ZM5 210V211H4ZM15 210V211H14ZM16 210H18L19 212H17ZM21 210V211H20ZM37 210H40V211H37ZM56 210L57 211H59V212H56ZM72 210V211H71ZM90 210V211H89ZM96 210V211H95ZM10 211H12V212H10ZM23 211V212H22ZM63 211H65V212H63ZM69 211V212H68ZM77 211V212H76ZM94 211H95V213H94ZM4 212V213H3ZM17 212V213H16ZM21 212H22V214L24 215V218L26 219L25 221L26 222H24V220L22 219L23 218V215H21ZM31 212V213H30ZM37 213V217L35 218L34 216H36V214L35 213ZM43 214H42V213ZM48 212V211H47ZM51 212H53V213H51ZM63 212V213H62ZM69 214H68V213ZM88 212V213H87ZM2 213V214H1ZM9 213V214H8ZM15 213H16V215H15ZM28 213H30L31 214V216L29 215L28 216ZM57 213H59V214H57ZM60 213H62V214H60ZM80 213V214H79ZM103 213V214H102ZM27 214V215H26ZM45 214H48V215H45ZM50 214H53L52 216L50 215ZM57 214V215H56ZM66 214H68V215H66ZM83 214V215H82ZM88 214V215H87ZM94 214V215H93ZM102 214V215H101ZM8 215V216H7ZM45 215V216H44ZM78 215H80V216H78ZM33 216V217H32ZM48 216V217H47ZM61 216V217H60ZM67 216V217H66ZM88 216V217H87ZM98 218H97V217ZM21 219H20V218ZM27 217H28V219H27ZM30 217H32V221H31V218ZM57 217V218H56ZM80 217H82V218H88V220H87V222L86 221H84V219H82V218H80ZM100 217H103V218H100ZM107 217V218H106ZM16 219V220H14V219ZM39 218V219H38ZM62 218V219H61ZM4 219V220H3ZM9 220V223L10 224H8V220ZM33 219H34V221H35V223L33 222ZM42 219H43V221H42ZM57 219H59V220H57ZM6 220V221H5ZM40 220V221H39ZM66 220V221H65ZM91 220H94V221H96V222H94V221H91ZM4 221V222H3ZM11 221V222H10ZM29 221V222H28ZM33 222V224L32 225H30L31 224V222ZM39 221V222H38ZM42 221V222H41ZM47 223H46V222ZM50 221V222H49ZM53 221V222H52ZM56 221H58L57 223H60V224H55V225H53L54 223ZM62 221H64V222H62ZM99 221V222H98ZM5 222H7V223H5ZM44 222V223H43ZM90 222H92V224L90 223ZM94 222V223H93ZM13 223L15 224V226H17V227H15L14 225H13ZM38 223V227H40V225L42 226V227H40V229H39V231L37 230L38 228H37V226H36V224ZM45 223L47 224V226H45ZM52 223V224H51ZM97 223H98V225H97ZM5 224V225H4ZM9 225V226H7V225ZM18 224V225H17ZM50 224V225H49ZM21 225V226H20ZM27 225L29 226L28 228H27ZM87 225H90L91 226V228H90V226H87ZM13 226V227H12ZM22 227L21 228V230L19 229V227ZM24 226V227H23ZM32 226H34V227H36L35 229L32 227ZM49 227L48 228V230H45L46 228H44V227ZM59 226H60V228L62 229H59ZM100 226H103V227H100ZM1 227H2V229H6V230H2L1 229ZM10 227V228H9ZM31 227V228H30ZM55 228V230H57L56 232H53L54 230H52V228ZM95 227V228H94ZM255 226H253V228H254ZM13 228H14V230H15V232H13L12 233V231H14L13 230ZM16 228V229H15ZM23 228H27L26 230L27 231H25V229L23 230ZM103 228V229H102ZM28 229L30 230V229H32V230H30V232H29V234L30 235H28ZM41 229H42V231L43 232H41ZM72 229H74L72 226H71V229H69V230H71V232H73L72 231ZM92 229V230H91ZM94 229V230H93ZM100 231H99V230ZM2 230V231H1ZM12 230V231H11ZM35 230V231H34ZM95 230H97V231H95ZM38 231V232H37ZM45 231L47 232V235H45ZM59 231V232H58ZM2 232V233H1ZM5 232H7V236H6V233ZM8 232H10V233H8ZM22 232V233H21ZM24 232V233H23ZM52 232V233H51ZM14 233H15V236H12V234L14 235ZM33 233V234H32ZM1 234H2V236H4V237H2L1 238ZM19 234V235H18ZM25 234H26V236H25ZM42 235V238L43 239H46V240H43V239H41L40 237H41V235ZM74 234H76V233H74ZM8 235L10 236V237H8ZM23 235V236H22ZM38 235H40V236H38ZM45 235V236H44ZM54 235V236H53ZM16 237V238H12V237ZM24 236L26 237V238H24ZM33 236V237H32ZM150 236H152V240H149V241H151V243H153L155 246H156V244H157V242H158V240H159V235H157V234H153V233H151V232H147V235H146V239H150ZM154 236V237H153ZM156 236V237H155ZM38 237V239H36ZM5 238H7V239H5ZM28 238H30V241H29V239ZM33 238H35L36 240H34ZM10 239V240H9ZM13 239H14V242H13ZM27 241H26V240ZM35 241H33V240ZM100 239V237H98V240ZM37 240H39V241H41V242H38ZM44 242H46L47 241V243L49 244V246H48V244L47 243H44ZM51 240V241H50ZM154 240H156V243H154V242H152V241H154ZM261 240V241H260ZM7 241V242H6ZM15 241H17L16 242V244L18 245H16L15 244ZM26 241V242H25ZM33 241V242H32ZM148 241V240H147ZM148 241V242H149ZM259 241H260V243L261 244H264V235L263 234H261L260 235V237H259ZM8 242H10V245L11 246H9V244H8ZM12 242V243H11ZM19 242V243H18ZM29 242H31V244H29ZM84 242H86V239H85V241ZM7 243V244H6ZM25 243V244H24ZM28 243V244H27ZM34 243H36V244H34ZM43 243V244H42ZM51 243V244H50ZM12 244H13V246H12ZM15 244V245H14ZM23 244L24 245H26V246H23ZM35 245V247L33 246V245ZM40 244V245H39ZM42 244V245H41ZM45 244H47V245H45ZM153 244H152V246H151V248H153L154 246H153ZM28 245H30V246H28ZM33 247H32V246ZM37 245H39V246H41V248L40 247H38ZM44 245V246H43ZM90 245H93V243H90L89 244V247H93V246H90ZM4 246V247H3ZM6 246H8V247H6ZM42 246H43V248H42ZM83 246H85V245H83ZM15 247H17V249H18V251L17 250H15L16 248ZM26 247V248H25ZM37 247H38V250H37ZM46 247V248H45ZM50 247V248H49ZM27 248H29V250L27 249ZM150 248V247H149ZM149 248H148V250H146V252H147V255L149 256V258L151 257L152 258V256H154L153 254L155 253L154 251H156V250H153V249H151V250H153V252L151 251V250H149ZM155 248V247H154ZM10 249H11V251H10ZM14 249V250H13ZM42 249V250H41ZM46 249H48V250H52V251H48V250H46ZM156 249V248H155ZM8 253H6L5 251ZM25 250L27 251L26 253H25ZM12 251H14V253H12ZM16 251V252H15ZM38 251H41V254L40 253H38ZM48 252V254L47 253H44V252ZM81 251H83L82 250V248H81ZM148 251H150V252H152V254L150 253V252H148ZM3 252H4V254H3ZM44 253V255H43V253ZM50 252H53V253H50ZM85 251H83L82 253H84ZM6 253V254H5ZM16 253V254H15ZM22 253V254H21ZM11 254V255H10ZM14 254V255H13ZM18 254V255H17ZM46 254V255H45ZM22 255V256H21ZM51 255L52 256H57L56 258H54L53 259V257H51ZM7 256V257H6ZM9 256H11V257H9ZM20 256H21V258H20ZM27 256V257H26ZM46 256H48V258L46 257ZM59 256V257H58ZM16 257H18V258H16ZM23 257H24V260H23ZM63 257V258H62ZM261 257L262 256H260V254H256V255H254L253 256V258H252V261H253V264H262V259H261ZM3 258V259H2ZM6 258V260L7 261H5L4 259ZM8 258V259H7ZM11 258V259H10ZM13 258H15V259H13ZM27 258V259H26ZM13 259V260H12ZM27 260V262H26V260ZM44 259H45V261H46V259L47 260H49V261H47V262H45L44 261ZM59 259V260H58ZM20 260V261H19ZM22 260V261H21ZM56 260H58V261H56ZM26 263H25V262ZM52 261V262H51ZM8 262V263H7ZM13 262V263H12ZM28 262H30V263H28ZM149 262H153L152 260L151 261H149Z\"/></svg>",
    "mask_w": 264,
    "mask_h": 264
},
{
    "label": "bare ground",
    "instance_id": "2",
    "mask_svg": "<svg viewBox=\"0 0 264 264\" xmlns=\"http://www.w3.org/2000/svg\"><path fill=\"white\" fill-rule=\"evenodd\" d=\"M6 1V0H5ZM15 1V0H14ZM17 1H19V0H17ZM24 0H22L21 1V3L23 2ZM34 1V0H33ZM37 1V0H36ZM51 1V0H50ZM49 1V2H50ZM70 1H73V2H75L74 0H70ZM82 2H83V0H81ZM85 1V4L87 3L86 1L87 0H84ZM94 1V0H93ZM112 1V0H111ZM125 1H128V0H125ZM136 1V0H135ZM152 1V0H151ZM162 1V0H161ZM168 1V0H167ZM170 1V0H169ZM187 1V0H186ZM188 1H192V0H188ZM202 1H205V0H202ZM202 1H200V3L202 4ZM206 1H208V0H206ZM211 1V0H210ZM226 1V0H225ZM238 1H240V0H238ZM243 1H245V2H243ZM243 1H240V3H247L246 2V0H243ZM257 3H256V5H257V8H258V11L257 10H255L256 12H255V14H254V16H248V17H246V20H247V23L244 25V22H245V19H243V21L244 22H242L241 20V22H242V24H243V26H242V24H239L236 20H234V19H232V20H234V22H237V24H239V26L241 25L242 27H241V30H243V31H245V33H243V34H245L243 37H242V42H243V44H242V47H240V49H239V47L236 49V50H238V51H236V53L235 52H233V50L232 51H230V50H228L227 49V51H226V53H222V52H220V49H218V45L220 44L219 43V41H221V39L223 38V36H217V35H215V38L213 39L212 38V40L213 41H211L212 43H214V51H212V52H214L215 53V56H214V58H216L215 60H217V64H218V69L217 70H220V72H219V74H220V76H219V74H218V76H219V78L222 76V77H228V78H231V81L232 80H234V81H236V82H240V85L242 84V87L244 88H249L250 87V85L249 84H247L246 82H244L245 81V79L243 80V78H245V76H244V72H247V70L249 71L250 69L252 70V68H251V66L252 65H254V64H251V63H253L252 61L253 60H250V58L252 59V57L254 56V58H255V56H257L258 58H259V60L262 62L263 60H264V0H255ZM255 1H253L254 2V4H255ZM32 2V1H31ZM31 2H29V3H31ZM56 2V1H55ZM64 2V1H63ZM62 2V3H63ZM69 2V1H68ZM89 2H90V0H89ZM102 2V1H101ZM104 2V1H103ZM121 2H123V0L121 1ZM165 2H166V0H165ZM183 2L185 3V0H183ZM183 2H180V3H183ZM227 2V1H226ZM225 2V3H226ZM3 3V2H2ZM5 3V2H4ZM20 3V4H21ZM25 3V2H24ZM40 3H41V1H40ZM51 3V2H50ZM60 3V2H59ZM59 3H57L58 5H59ZM65 3H66V0H65ZM92 3V2H91ZM97 3V2H96ZM115 3V2H114ZM130 3H132V2H129V4ZM142 3V2H141ZM153 2H149V6H151V4H152ZM171 3V2H170ZM169 3V4H170ZM174 3V2H173ZM183 3V4H184ZM192 3H194V2H192ZM219 3H221V2H219ZM219 3L218 4H216V7L219 5ZM234 3V2H233ZM239 3V2H238ZM6 4V3H5ZM9 4V3H8ZM8 4H6V5H8ZM15 4H17L16 2H15ZM19 4V3H18ZM26 4V3H25ZM33 4H34V2H33ZM32 4V5H33ZM77 3H75V5H76ZM81 4V3H80ZM107 3H105V6H107L106 5ZM116 4H117V1H116ZM123 4H125V3H123ZM135 4V3H134ZM133 4V5H134ZM147 4H144V5H147ZM169 4H167L168 6H169ZM197 3H194V5H196ZM222 4V3H221ZM229 4V3H228ZM230 4H232V2L230 3ZM249 4V3H248ZM23 5V4H22ZM28 5H30V4H28ZM46 6H49L48 4H45ZM51 5H52V3H51ZM63 5V4H62ZM70 5V4H69ZM72 6H73V8L75 7V5L72 3L71 4ZM84 5V4H83ZM94 5V4H93ZM109 5H112L111 4V2H109ZM118 5V4H117ZM166 5V6H167ZM176 5V4H175ZM174 5V6H175ZM188 5H190L189 3H188ZM193 5V6H194ZM203 5H208V4H206V3H203ZM233 5V4H232ZM236 5V4H235ZM235 5H233V6H235ZM1 7H3L2 5H0ZM13 5H11V7H12ZM19 6V5H18ZM95 6H97V4H95ZM104 6V7H105ZM118 6H120V5H118ZM123 7H124V5H122ZM155 6V5H154ZM165 6V7H166ZM167 6V7H168ZM213 6H214V3H213ZM249 6H251L250 4H249ZM255 6V5H254ZM8 7V6H7ZM35 7V6H34ZM36 7H38V6H36ZM44 7V6H43ZM50 8H53L54 6L52 5V6H49ZM89 7V6H88ZM99 7H100V4H99ZM129 7V6H128ZM158 7V6H157ZM169 7H171V6H169ZM192 7V6H191ZM197 7V6H196ZM209 7V6H208ZM229 7H231V6H229ZM243 7V6H242ZM19 8H22V7H20L19 6ZM26 8V7H25ZM29 8V7H28ZM39 8V7H38ZM41 8V7H40ZM39 8V9H40ZM46 8V7H45ZM57 8V7H56ZM72 8V9H73ZM77 8L79 9V7L77 6ZM76 8V9H77ZM83 8H85L84 6H83ZM90 8V7H89ZM92 8H94V6L92 7ZM112 8H116V7H113L112 6ZM119 8V7H118ZM121 8V7H120ZM133 8V7H132ZM134 8H136V6L134 5ZM159 8V7H158ZM184 8H187V7H185L184 6ZM190 8V7H189ZM201 8H202V6H201ZM212 8V7H211ZM210 8V9H211ZM225 8H227V9H229L230 10V8H228V7H225ZM238 8V7H237ZM237 8H231V10L233 9V11L234 12H236V11H238V12H236V13H238L239 15H240V13L241 14H244L243 13V11H241V12H239L240 10H234V9H237ZM247 8V6H245V7H243V9H246ZM251 9V7H248V9ZM256 8V7H255ZM256 8V9H257ZM16 9V8H15ZM44 9V8H43ZM42 9V10H43ZM49 9V8H48ZM69 11H72L71 10V8H67ZM75 9V10H76ZM85 9H87V8H85ZM91 9V8H90ZM99 8H97V10H98ZM137 9V8H136ZM144 9V8H143ZM148 9V8H147ZM154 9V8H153ZM171 9V8H170ZM193 9H199V7L198 8H193ZM239 9V8H238ZM21 10V9H20ZM20 10H18V12L20 13L21 11ZM30 10V9H29ZM57 11H56V13L58 12V9H56ZM63 10L65 11V9L63 8ZM82 10H84V9H82ZM81 10V11H82ZM95 10V9H94ZM93 10V11H94ZM97 10H95V11H97ZM116 9H113V11H115ZM120 10V9H119ZM156 10V9H155ZM159 10V9H158ZM167 10V9H166ZM182 10V9H181ZM191 10V9H190ZM206 10V9H205ZM215 10H216V8H215ZM217 10H219V9H217ZM221 10H223V9H221ZM4 11H6L7 12V10H5L4 9ZM16 11V10H15ZM33 11V10H32ZM46 11V10H45ZM87 11H89V10H87ZM92 11V10H91ZM103 11V10H102ZM106 11V10H105ZM105 11H103V12H105ZM118 11V10H117ZM132 11V10H131ZM145 11V10H144ZM157 11V10H156ZM155 11V12H156ZM161 11V10H160ZM167 11H169V8H168V10ZM187 11V10H186ZM198 11V10H197ZM201 11H203L204 12V10H201ZM213 11V10H212ZM247 11H249V10H247ZM254 11V10H253ZM2 12H3V10H2ZM8 12H9V10H8ZM23 12V11H22ZM21 12V13H22ZM36 12H37V10H36ZM40 12H42V11H40ZM49 12V11H48ZM78 12H80L79 10L77 11V13ZM110 12V11H109ZM116 12V11H115ZM150 12H152V11H150ZM162 13H166V12H164V11H161ZM161 12H158V13H161ZM184 11H182L181 13H183ZM188 12V11H187ZM214 12H216V11H214ZM10 13V12H9ZM13 12L11 11V15L13 16V14H12ZM16 13V12H15ZM50 13V16H51V11L49 12ZM69 13V12H68ZM72 13V12H71ZM81 14H82V12H80ZM79 13V14H80ZM84 13V12H83ZM86 14H87V12H85ZM92 13H94V12H92ZM91 12H90V14H92ZM102 13V12H101ZM107 13V12H106ZM114 13V12H113ZM137 13V12H136ZM140 13V12H139ZM180 13V12H179ZM193 13V12H192ZM202 13V12H201ZM217 14H218V12H216ZM225 13H226V15H227V11H225ZM250 12H248L247 14H249ZM5 14V13H4ZM18 14V13H17ZM31 14V13H30ZM34 14V13H33ZM32 14V15H33ZM43 14H45V13H43ZM53 14V13H52ZM85 14V15H86ZM95 14H98V16H99V13H95ZM103 14V13H102ZM102 14H100V16L102 15ZM149 14V13H148ZM188 14H190V13H188ZM194 14V13H193ZM195 14H197V12H195ZM207 14V13H206ZM223 14V13H222ZM229 14H231V13H229ZM232 14H234V13H232ZM9 15V14H8ZM25 15H26V13H25ZM28 15H29V13H28ZM27 15V16H28ZM53 15H55V14H53ZM58 15V14H57ZM56 15V16H57ZM64 15V14H63ZM88 15V14H87ZM109 15V14H108ZM139 14H137V16H138ZM183 15V14H182ZM208 15H210V13H208ZM213 15H216V14H213ZM236 15V14H235ZM3 16V19H4V15H2ZM7 16V15H6ZM17 16V15H16ZM16 16H14V18H16L17 19V17ZM24 16V15H23ZM35 16H36V13H35ZM39 16H41L42 17V15H39ZM48 16V15H47ZM65 16V15H64ZM85 17L84 15H81V17ZM91 16V15H90ZM89 16V17H90ZM94 16V15H93ZM98 16H96V17H98ZM99 16V17H100ZM129 16H131L130 14H129ZM135 16V15H134ZM141 16V15H140ZM161 16V15H160ZM168 16V15H167ZM170 16V15H169ZM185 16H186V14H185ZM192 16V15H191ZM197 17L196 18H198L199 16L201 17V15H196ZM212 16V15H211ZM223 16V15H222ZM238 16V15H237ZM244 16V15H243ZM245 16H247V15H245ZM244 16V17H245ZM34 17V16H33ZM44 17V16H43ZM49 17V16H48ZM48 17H45V18H48ZM92 17V16H91ZM95 17V18H96ZM133 17V16H132ZM151 17V16H150ZM158 17H159V15H158ZM164 18H165V16H163ZM186 17H188V16H186ZM186 17H183V18H185L186 19ZM193 17H195L194 15H193ZM206 17V16H205ZM217 17H219L220 18V15L219 16H217ZM228 17V16H227ZM226 16L224 17V18H227ZM230 17H232L231 15L228 17L229 18V21L231 22V20H230ZM8 18V21H10L9 20V17H7ZM12 18V17H11ZM19 18V17H18ZM22 18V17H21ZM31 18H32V16H31ZM38 18V17H37ZM126 18H127V15H126ZM141 18H142V16H141ZM140 17H139V19H141ZM155 18H157V16L155 15ZM173 18V15H172V17H171V19ZM175 18V17H174ZM180 17H178V19H179ZM183 18H181V19H183ZM211 18H213V17H211ZM210 18V19H211ZM234 18V17H233ZM238 18V17H237ZM0 19H1V17H0ZM35 18H33V20H34ZM42 19V18H41ZM57 19V18H56ZM63 19V17H60V20H62ZM68 19H70V18H68ZM72 19V18H71ZM84 19V18H83ZM97 19H99V18H97ZM104 19V18H103ZM128 19V18H127ZM131 19V18H130ZM151 19H153V18H151ZM165 19H168V18H165ZM170 19V18H169ZM222 19V18H221ZM220 19V20H221ZM7 20V19H6ZM5 20V21H6ZM19 20V19H18ZM26 20V19H25ZM32 20V19H31ZM43 20H44V18H43ZM60 20H58L59 21V23L61 22ZM65 20V19H64ZM87 21H88V19H86ZM91 20V19H90ZM94 20V19H93ZM107 20H108V18H107ZM145 20V19H144ZM154 20V19H153ZM163 20V19H162ZM174 20H177V18H175ZM195 20V19H194ZM201 20H202V18H201ZM205 20V19H204ZM223 20V19H222ZM7 21V23H8V25H9V22ZM17 21V20H16ZM35 21H37L36 19H35ZM40 21V20H39ZM52 21H54V20H52ZM96 21V20H95ZM94 21V22H95ZM98 21V20H97ZM96 21V22H97ZM103 21V20H102ZM123 21V20H122ZM127 21V20H126ZM132 21V20H131ZM197 21H199V20H197ZM207 21V20H206ZM208 21H209V19H208ZM212 21V20H211ZM216 20H214V22H215ZM228 21V20H227ZM18 22V21H17ZM16 22V23H17ZM31 22V21H30ZM41 22H45V21H41ZM93 22V23H94ZM157 22V21H156ZM164 22V21H163ZM167 22V21H166ZM165 22V24H167ZM173 21H171L170 23H172ZM177 22V21H176ZM188 22H190V23H192V21H188ZM217 22H219V20L217 21ZM226 22V21H225ZM0 23H2V22H0ZM12 23V22H11ZM15 23V22H14ZM13 23V24H14ZM21 23H22V21H21ZM23 23H24V20H23ZM33 23H34V21H33ZM40 23V22H39ZM58 23V22H57ZM56 23V24H57ZM58 23V24H59ZM68 23V22H67ZM66 23V24H67ZM69 23H71V22H69ZM68 23V24H69ZM74 23V22H73ZM75 23H76V21H75ZM82 23L84 24V22H83V20H82ZM101 22H99V23H96V24H100ZM131 22H128V24H130ZM135 23V22H134ZM143 23H145V22H143ZM147 23V22H146ZM161 23V22H160ZM170 23H168L167 25H169ZM196 23V22H195ZM207 24H209V23H211L210 21H209V23L208 22H206ZM223 23H224V21H223ZM226 23H228V22H226ZM225 23V24H226ZM28 24V23H27ZM42 24V23H41ZM87 24H89L90 25V23H87ZM113 23H111V25H112ZM139 24H141L140 22H139ZM149 23H147V25H148ZM173 24V23H172ZM193 24V23H192ZM233 24V23H232ZM248 24V25H247ZM0 25H3V24H0ZM11 25V24H10ZM15 25V24H14ZM24 25H25V23H24ZM31 25H32V23H31ZM51 25L52 26H54V23L52 22L51 23ZM63 25H65V23H62V26ZM94 25H95V23H94ZM98 25H96V26H98ZM123 25V24H122ZM131 25V24H130ZM150 25H153V23H150ZM159 25L160 24H156L155 26H154V28L153 29H151V30H154V31H152V32H154V37H155V39L154 40H160V42H158L159 44H157L158 46H159V50H158V52L156 51V54H154L153 56H151L150 58H149V60L151 61V63H152V68H154L156 65H158V63H159V60L160 59H166L167 58V51H166V49H167V43L165 42L170 36H174V34H172V31L171 30H169L170 32H168V30L165 28V29H163V30H166V31H163V30H161L160 28H159ZM179 25H181V24H179ZM198 25V24H197ZM196 25V26H197ZM205 25V24H204ZM21 26V25H20ZM49 25L47 24V27H48ZM59 26V25H58ZM61 26V27H62ZM73 26H74V24H73ZM72 26V27H73ZM79 26V24L77 25V27ZM101 26V25H100ZM117 26V25H116ZM121 26V25H120ZM125 26H127V25H125ZM149 26V25H148ZM178 26V25H177ZM201 26H202V24H201ZM213 26H215V24L213 25ZM217 26V25H216ZM225 26V25H224ZM229 26H230V28H229V30H228V32L225 34V36H224V38H226V40L225 41H227L228 40V42L229 41H231L230 43H229V46L231 47V45L233 44L232 43V41H235V40H233V38L232 37H230V36H232L233 35V33H239L238 32V30H237V32H234L235 30H236V25H230V23H229ZM239 26H238V28H239ZM5 27V26H4ZM8 27V26H7ZM10 27V26H9ZM23 27V26H22ZM34 27H35V24H34ZM45 27V26H44ZM55 27V26H54ZM53 27V29H54V31L56 30L55 28ZM60 27V28H61ZM75 27V26H74ZM73 27V28H74ZM76 27V28H77ZM83 27V26H82ZM93 27H95V26H93ZM99 27V26H98ZM97 27V28H98ZM130 27V26H129ZM132 27V26H131ZM147 27V26H146ZM184 27V26H183ZM192 27L194 28V26L192 25ZM198 27V26H197ZM196 27V29H198V30H200V28H197ZM199 27H200V25H199ZM1 28H3V27H1ZM29 28V27H28ZM38 28V27H37ZM42 28V27H41ZM59 28V27H58ZM58 29L59 31L61 30V29ZM63 28V27H62ZM64 28H66V29H68L67 27H64ZM81 28V27H80ZM86 28V27H85ZM96 28V29H97ZM100 28V27H99ZM104 28V27H103ZM124 28V27H123ZM135 28V27H134ZM134 28H132V29H134ZM140 28H142V27H140ZM151 28V27H150ZM167 28H169V26H167ZM174 28V27H173ZM173 28H169V29H173ZM202 28V27H201ZM211 28H213V27H211ZM210 28V29H211ZM216 28H219V27H216ZM228 28V27H227ZM227 28H225V29H227ZM9 29H14V28H9ZM52 29V28H51ZM82 29V28H81ZM80 29V30H81ZM93 29V28H92ZM112 29V28H111ZM119 29V28H118ZM121 29V28H120ZM175 29V28H174ZM191 29V28H190ZM190 29H187V30H190ZM195 29V28H194ZM205 28H202V32H207V31H203ZM5 30H6V27H5ZM4 30V28H3V31H5ZM15 30H16V28H15ZM42 30V29H41ZM40 30V31H41ZM48 30H50V29H48ZM64 30V29H63ZM69 30H70V28H69ZM71 30H75V29H71ZM87 30H89V29H87ZM105 30H107L106 28H105ZM109 30V29H108ZM126 30V29H125ZM145 30H146V28H145ZM145 30H144V32H145ZM180 30V29H179ZM179 30H177L178 32H179ZM207 30V29H206ZM209 30V29H208ZM214 30H216L215 28H214ZM213 30V31H214ZM222 30V29H221ZM18 31H19V29H18ZM27 31V30H26ZM29 31V30H28ZM32 30H30V32H31ZM37 31V30H36ZM40 31H38V32H40ZM58 31V32H59ZM68 30H66L65 31V34L66 33H68L67 32ZM82 31V30H81ZM95 31H98V30H95ZM135 31H137V30H135ZM201 31V30H200ZM200 31H198L197 33H199ZM0 32H2V31H0ZM5 32H7V31H5ZM24 32V31H23ZM33 32L35 33V31H34V29H33ZM43 32H45V30L43 31ZM42 32V33H43ZM46 32H48L47 30H46ZM73 32H76V30L75 31H73ZM72 32V33H73ZM79 32V31H78ZM112 32V31H111ZM122 32V31H121ZM126 32V31H125ZM129 32H130V29H129ZM151 32V31H150ZM191 32V31H190ZM194 32V31H193ZM202 32H200L201 34H202ZM225 32V31H224ZM246 32H248V33H246ZM8 33H10V32H8ZM11 33H13V30H12V32ZM37 33V32H36ZM35 33V34H36ZM48 33H50V32H48ZM53 33H56L57 34V32H53ZM59 33H61V32H59ZM69 33H70V31H69ZM68 33V34H69ZM72 33H70V34H72ZM92 33H94V30H93V32ZM97 32H95V34H96ZM137 33H139V32H137ZM175 33V32H174ZM208 33V32H207ZM207 33H206V35H207ZM217 33V32H216ZM241 33V32H240ZM5 34V33H4ZM7 34V33H6ZM19 34V33H18ZM18 34H16V36L18 35ZM21 34H22V31H21ZM44 34V33H43ZM47 34V33H46ZM70 34H69V37H72V36H70ZM75 34V33H74ZM79 34H80V32H79ZM83 34V33H82ZM86 34V33H85ZM110 34V33H109ZM124 34V33H123ZM176 34V33H175ZM194 34L195 35H197L196 34V32H194ZM1 36H2V34H0ZM8 35V34H7ZM11 35V34H10ZM10 35H8V36H10ZM13 35V34H12ZM30 35V34H29ZM51 35H55V34H51ZM60 35H64V33L62 34H60ZM59 35V37L61 38L62 36H60ZM76 36L75 37H77V34H75ZM90 35H91V32H90ZM100 35V34H99ZM107 35V34H106ZM119 35H121L122 36V34H119ZM7 36V37H8ZM19 36V35H18ZM34 36H36V35H34ZM45 36V35H44ZM83 36V35H82ZM85 36H87V35H85ZM94 36H96V35H94ZM97 36H98V34H97ZM110 36V35H109ZM123 36H125V35H123ZM149 36H150V34H149ZM152 36H153V34H152ZM172 36V37H173ZM194 36V35H193ZM205 36V35H204ZM214 36V35H213ZM235 36V35H234ZM15 37V36H14ZM14 37H9L10 39L11 38H14ZM21 37V36H20ZM27 37V36H26ZM37 37V36H36ZM63 37H65V36H63ZM75 37H74V39H75ZM98 37H100V36H98ZM172 37L170 38V39H172ZM203 37V36H202ZM207 37V36H206ZM206 37H204V38H206ZM230 37V38H229ZM22 38H24V37H22ZM28 38V37H27ZM30 38V37H29ZM28 38V39H29ZM48 38H51V37H48ZM79 38V37H78ZM80 38H81V34H80ZM84 38V37H83ZM92 38V37H91ZM90 38V39H91ZM108 38V37H107ZM194 38V37H193ZM192 38V39H193ZM195 38H201V37H199V36H197V37H195ZM58 39V38H57ZM63 39V38H62ZM85 39H87V37H85ZM89 39V38H88ZM115 39V38H114ZM122 39H124V38H122ZM128 39V38H127ZM131 39V38H130ZM145 39V38H144ZM177 39H179V36H178V38ZM5 40V39H4ZM3 40V41H4ZM12 40H15V38L14 39H12ZM11 40V41H12ZM18 40V39H17ZM20 40H21V38H20ZM26 40V39H25ZM41 40H42V38H41ZM49 40V39H48ZM48 40H47V42H48ZM84 40V39H83ZM97 41H98V39H96ZM105 40V39H104ZM116 40V39H115ZM135 40V39H134ZM147 40V39H146ZM152 40V39H151ZM195 40V39H194ZM193 40V41H194ZM200 39H198V41H199ZM222 40H224V39H222ZM2 41V42H3ZM9 41V40H8ZM7 41V42H8ZM66 41V40H65ZM64 41V39H63V42H65ZM69 41H71V40H69ZM74 41V40H73ZM73 41L71 42V43H73ZM81 41V40H80ZM90 41V40H89ZM93 41V40H92ZM131 41H133V40H131ZM153 41V40H152ZM178 41H180V40H178ZM204 41V40H203ZM224 41V43L225 44H227L226 42ZM2 42L0 41V43L2 44ZM15 42V41H14ZM13 42V43H14ZM22 42V41H21ZM39 42H41L40 43V45L41 44H43L42 43V41H40V39H39ZM43 42H45L44 41V38H43ZM67 42H68V40H67ZM79 42V41H78ZM86 42V41H85ZM88 42V41H87ZM86 42V43H87ZM91 42V41H90ZM126 42H128V41H126ZM135 42V41H134ZM143 42V41H142ZM175 42H177V41H175ZM4 44H5V42H3ZM12 43V42H11ZM10 42H9V44H11ZM28 43V42H27ZM48 43H50V42H48ZM47 43V44H48ZM68 43H70V42H68ZM68 43H65L64 45L66 46ZM82 43V42H81ZM85 43V44H86ZM105 43H107V42H105ZM147 43V42H146ZM193 43V42H192ZM203 43H205V42H203ZM210 43V42H209ZM0 44V45H1ZM18 44V43H17ZM17 44H15V45H17ZM21 44V43H20ZM31 44V43H30ZM29 44V45H30ZM55 44L57 45L58 43H56L55 42ZM74 44V43H73ZM73 44H71V45H73ZM79 44V43H78ZM88 44V43H87ZM89 44H91V43H89ZM93 44V43H92ZM94 44H96V43H94ZM118 44H119V42H118ZM170 44V43H169ZM175 43H173L172 45H174ZM195 44V43H194ZM208 44V43H207ZM223 44V43H222ZM238 45V43H237V40H236V42H235V45L234 46H236L237 47V45ZM43 45H45V44H43ZM75 45V44H74ZM80 45H82V44H80ZM97 45V44H96ZM105 45H107V46H105L106 48H110V47H108V44H105ZM126 45H128V44H126ZM129 45H134L133 46V48H137L136 50L137 51H140V50H138V49H140L139 47H137V45L136 44H132V43H130L129 42ZM139 45V44H138ZM148 45V44H147ZM176 45H178V44H175V47H176ZM179 45H183V44H179ZM185 45H186V43H185ZM185 45H183V46H185ZM187 45H189V44H187ZM12 46H14V45H12ZM32 46V45H31ZM38 46V45H37ZM48 46H50L49 44H48ZM61 46H63V45H61ZM68 46H70V44H68ZM79 45H77L76 46V48L78 47ZM92 46V45H91ZM112 46H114V45H112ZM111 46V47H112ZM122 46V45H121ZM182 46V47H183ZM196 46V45H195ZM212 46H213V44H212ZM8 47H9V45H8ZM8 47H6V48H8ZM16 47V46H15ZM15 47H13L14 48V50H16L17 49V47H16V49H15ZM25 47V46H24ZM30 47V46H29ZM36 47V46H35ZM71 47V46H70ZM75 47V46H74ZM80 48H83V47H81V46H79ZM114 47H116V46H114ZM157 47V46H156ZM155 47V48H156ZM170 47V46H169ZM168 47V48H169ZM179 47H181V46H179ZM181 47V48H182ZM233 47V46H232ZM231 47V48H232ZM0 48H2L3 49V47H0ZM6 48H5V50H6ZM40 48H42V45L40 46ZM46 48V47H45ZM48 48H50V47H48ZM57 48H59V47H56V49ZM61 48H63L64 49V46L63 47H61ZM73 48V47H72ZM71 48V49H72ZM75 48V49H76ZM117 48H119L120 49V47H117ZM128 48V47H127ZM149 48V47H148ZM186 48H188V47H186ZM221 48V47H220ZM224 48H226V47H224ZM228 48V47H227ZM10 48H8L7 49V51L9 50ZM12 49V48H11ZM10 49V50H11ZM19 49V48H18ZM24 49V48H23ZM27 49V48H26ZM55 49V48H54ZM63 49H60L61 51L63 50ZM67 49V48H66ZM79 49V48H78ZM91 49V48H90ZM95 49V48H94ZM100 49V48H99ZM130 49H132V48H129L128 50H130ZM144 49V48H143ZM163 49V50H162ZM169 49H171V48H169ZM178 49V48H177ZM202 49V46H201V48H200V50ZM205 49V48H204ZM21 50V49H20ZM28 50V49H27ZM32 50H34V48L32 49ZM42 50V49H41ZM48 50H52V48L51 49H48ZM47 50V51H48ZM83 50V49H82ZM96 50H97V47H96ZM95 50V51H96ZM105 50V49H104ZM123 50V49H122ZM133 50V49H132ZM132 50H130L131 51V53L132 52H134V51H132ZM154 50V49H153ZM181 50V49H180ZM188 51H189V49H187ZM193 51H194V49H192ZM223 50V49H222ZM17 51V50H16ZM25 51V50H24ZM35 51V50H34ZM44 51H45V49H44ZM64 51V50H63ZM79 51V50H78ZM77 51V52H78ZM85 51V50H84ZM89 51V50H88ZM107 51V50H106ZM110 51V50H109ZM114 51V50H113ZM123 51H125V50H123ZM127 51V50H126ZM125 51V52H126ZM130 51H128V52H130ZM142 51V50H141ZM147 51V50H146ZM149 51V50H148ZM151 51V50H150ZM149 51V52H150ZM172 51V50H171ZM179 51V50H178ZM197 51V50H196ZM206 51V50H205ZM224 51H225V49H224ZM13 52V51H12ZM20 51H18L17 53H19ZM36 52V51H35ZM48 52H50V51H48ZM52 52V51H51ZM55 52V51H54ZM57 52V51H56ZM59 52V51H58ZM65 52V51H64ZM67 52V51H66ZM66 52H65V54H66ZM81 52V51H80ZM80 52H78V53H80ZM83 52V51H82ZM81 52V53H82ZM87 52V51H86ZM97 52V51H96ZM105 52V51H104ZM108 52V51H107ZM119 52V51H118ZM118 52H117V54L116 55H118ZM124 52V53H125ZM207 52V51H206ZM212 52H211V54H212ZM1 53H2V51H1ZM26 53H29V51L28 52H26ZM47 52H45V54H46ZM70 53H71V51H70ZM72 53H74L73 51H72ZM99 53H101V52H99ZM112 53H116V51L115 52H112ZM195 53L196 52H194L193 54L195 55ZM198 53V52H197ZM207 53H209V52H207ZM222 54V57H223V59H221V54ZM3 54V53H2ZM12 54V53H11ZM35 54V53H34ZM33 54V55H34ZM42 54H44V53H41V56H42ZM55 54V53H54ZM67 54H69V53H67ZM85 54V53H84ZM87 54H88V52H87ZM96 54V53H95ZM102 54V53H101ZM100 54V55H101ZM103 54H105V53H103ZM108 54H110V56H111V53L110 52H108ZM121 54V53H120ZM123 54V53H122ZM134 54H136L135 52H134ZM131 55V57H134L135 55ZM143 54V53H142ZM179 61H178V59L176 60L177 62H179V67H181V65H182V63H183V68H184V70H182V69H180V71L182 70V71H185L186 69H188L189 68V66H188V63H187V60H189L188 59V56H190L189 55V52H187V53H180L179 52ZM210 54V53H209ZM5 55V54H4ZM15 55H17V54H15ZM21 55V54H20ZM19 55V56H20ZM33 55H31V53H30V55H28L29 57L31 56H33ZM72 55V54H71ZM116 55H114V56H116ZM126 55V54H125ZM152 55V54H151ZM171 55H173V53H171ZM178 55V54H177ZM194 55H192V56H194ZM197 56H198V54H196ZM0 56H2V55H0ZM28 56H25V57H28ZM38 56V55H37ZM44 56V55H43ZM45 56H47V55H45ZM83 56V55H82ZM127 56H129V55H127ZM126 56V57H127ZM141 56V55H140ZM140 56H137V57H139V59H140ZM199 56H201V55H199ZM197 57V58H200V57ZM206 56V55H205ZM204 56V57H205ZM237 56V57H236ZM252 56V57H251ZM6 57V56H5ZM9 57H10V55H9ZM23 57V56H22ZM28 57V58H29ZM49 57V56H48ZM62 57H64V54H63V56ZM69 57H74V56H68V58ZM81 57V56H80ZM84 57V56H83ZM101 57V56H100ZM119 57V56H118ZM124 57V56H123ZM122 56H120V59H122L123 58ZM130 57V58H131ZM141 57H143V56H141ZM169 57V56H168ZM196 57V56H195ZM208 57H210V55L208 56ZM226 57V60L224 59ZM3 58V60L5 61L6 59H4V57H2ZM11 58V57H10ZM19 58V57H18ZM33 58V57H32ZM31 58V59H32ZM47 58V57H46ZM45 58V59H46ZM50 58V57H49ZM61 58V57H60ZM68 58H67V60H68ZM78 58H79V55H78ZM82 58V57H81ZM113 58V57H112ZM130 58H128V60H130ZM144 58V57H143ZM171 59L173 58L172 56L170 57ZM212 58V57H211ZM219 58L221 59V61H219ZM23 59V58H22ZM25 59V58H24ZM30 59V58H29ZM39 59H41V58H39ZM43 59V58H42ZM41 59V60H42ZM54 59V61H55V58H53ZM64 59H65V57H64ZM75 59V58H74ZM100 59V58H99ZM102 59H103V57H102ZM112 60L111 58H108V60ZM115 59V58H114ZM117 59V58H116ZM127 59V58H126ZM132 59H134V58H132ZM131 59V60H132ZM145 59V58H144ZM190 59H191V57H190ZM201 59V58H200ZM213 59V58H212ZM9 60V59H8ZM15 60H16V57H15ZM44 60V59H43ZM49 60H51V59H49ZM66 60V61H67ZM73 60V59H72ZM76 60V59H75ZM79 60V59H78ZM84 60V59H83ZM109 60V61H110ZM124 61H125V59H123ZM175 60V59H174ZM199 60V59H198ZM203 60V59H202ZM214 60V61H215ZM225 60V61H224ZM14 61V60H13ZM18 61L19 60H17L16 61V63H18ZM23 61H25V60H23ZM29 61V60H28ZM45 61H47L48 62V59H46ZM52 61V60H51ZM68 61H70V60H68ZM77 61V60H76ZM98 61H100L101 62V60H96V63H98ZM104 61V60H103ZM113 61H115V60H113ZM133 61V60H132ZM132 61H129V62H131L132 63ZM135 61V60H134ZM143 61V60H142ZM162 61V60H161ZM194 61H195V58H194ZM211 61H213V60H211ZM0 62H2V61H0ZM9 62V61H8ZM33 62V61H32ZM47 62L45 63V65L47 64ZM59 62V61H58ZM57 62V63H58ZM80 62V61H79ZM107 62V61H106ZM123 62V61H122ZM136 62V61H135ZM145 62V61H144ZM175 62V61H174ZM189 62L191 63V61L189 60ZM197 63L199 62L200 63V61H196ZM216 62V61H215ZM255 62V61H254ZM22 63H24V62H22ZM26 63H27V61H26ZM25 63V64H26ZM35 63H36V60H35ZM54 63V62H53ZM77 63V62H76ZM76 63L74 62V63H72V64H74V67H75V65H76ZM102 63V62H101ZM111 63V62H110ZM126 63V62H125ZM138 63V62H137ZM150 63V62H149ZM164 63V62H163ZM163 63H161V64H163ZM176 63V62H175ZM198 63V64H199ZM211 63V62H210ZM6 64H7V61H6ZM34 64V63H33ZM49 64V63H48ZM48 64H47V66H48ZM51 64V63H50ZM109 64V63H108ZM124 64V63H123ZM135 64V63H134ZM134 64H132V65H134ZM165 64V63H164ZM177 64V63H176ZM198 64H196V66H198L199 67V65ZM213 64V63H212ZM211 64V65H212ZM9 65V64H8ZM22 65V64H21ZM20 65V66H21ZM29 65V64H28ZM27 65V66H28ZM58 65V64H57ZM80 65V64H79ZM99 65H101V64H99L98 63V66ZM110 65H113V64H109V66ZM168 65H169V63H168ZM214 65V64H213ZM213 65H212V67H213ZM260 65V66H259ZM258 66H259V68H258V71H259V69L263 72L264 71V69H263V64L262 63H260ZM1 66V65H0ZM6 66V65H5ZM10 66H11V64H10ZM9 66V67H10ZM34 66H36V65H34ZM41 66V65H40ZM43 66V65H42ZM77 66V65H76ZM82 66V65H81ZM85 66V65H84ZM107 66V65H106ZM106 66H104V68L106 67ZM108 66V67H109ZM160 66H162V65H160ZM188 66V67H187ZM214 66H217V65H214ZM4 67V66H3ZM15 67V66H14ZM24 67V66H23ZM23 67H21V69L23 68ZM78 68H79V66H77ZM87 67V66H86ZM115 67V66H114ZM113 67V68H114ZM119 67V66H118ZM127 67V66H126ZM158 67V66H157ZM177 67V66H176ZM193 67V66H192ZM253 67V66H252ZM255 67V66H254ZM1 68V67H0ZM18 68V67H17ZM31 68H32V66H31ZM46 68V67H45ZM66 68H68V67H66ZM91 68V67H90ZM115 68H117V67H115ZM120 71L122 70V66H120ZM124 68V67H123ZM132 68V67H131ZM137 68H138V66H137ZM142 68H145V66H142ZM165 68V67H164ZM200 68H201V66H200ZM9 69V68H8ZM8 69H6V71L8 70ZM15 69V68H14ZM14 69H12V71H14ZM19 69H20V67L18 68V69H15V71H16V74L18 73L17 72V70L19 71ZM34 69V68H33ZM44 69V68H43ZM43 69H42V76H44V71H43ZM47 69V68H46ZM50 69H52V68H50ZM57 69V68H56ZM64 69V68H63ZM76 69V68H75ZM93 69V68H92ZM102 69V68H101ZM106 69V68H105ZM111 69V68H110ZM118 69V68H117ZM125 69V68H124ZM123 69V70H124ZM139 69H141V68H139ZM151 69V68H150ZM150 69H147V70H150ZM177 69V68H176ZM194 69V68H193ZM193 69H191V70H193ZM256 69V67L254 68V70ZM1 70H2V68H1ZM10 70V69H9ZM45 70V69H44ZM58 70V69H57ZM57 70L55 71V72H57ZM78 70V69H77ZM77 70H76V72H77ZM87 70H88V68H87ZM129 70H130V68H129ZM128 70V71H129ZM146 70V69H145ZM144 70V71H145ZM179 70V69H178ZM188 70H190V69H188ZM197 70V69H196ZM249 71V72H254L253 70L252 71ZM3 71H4V68H3ZM26 71V70H25ZM39 71H40V69H39ZM46 71V70H45ZM48 71V70H47ZM66 71V70H65ZM80 71V70H79ZM83 71H85V69H83ZM94 71V70H93ZM96 71V70H95ZM132 70H130L129 71V73L131 72ZM135 71V70H134ZM133 71V72H134ZM175 71H177V70H175ZM200 71V70H199ZM257 71V72H258ZM8 72V71H7ZM9 72H11V71H9ZM51 72V71H50ZM71 72V71H70ZM73 72V71H72ZM71 72V73H72ZM106 72V71H105ZM108 72H109V70H108ZM119 72V71H118ZM137 72V71H136ZM153 72V71H152ZM179 72V71H178ZM177 72V73H178ZM193 72V71H192ZM196 72V71H195ZM217 71H216V73H218ZM248 72V73H249ZM260 72V71H259ZM3 73V72H2ZM46 73V75L49 73V72H45ZM71 73H69V76H70V78H72L71 76ZM84 73V72H83ZM88 73H91V71L90 72H88ZM120 73V72H119ZM123 73V72H122ZM125 73V72H124ZM146 73H148V72H146ZM189 73V72H188ZM251 73V74H252ZM255 73V72H254ZM253 73V74H254ZM14 74V72L11 74V73H9V74H7V75H13ZM15 74V75H16ZM29 74V73H28ZM36 74V73H35ZM34 74V72H33V75H32V77L35 75ZM40 74V73H39ZM39 74H37V75H35V77H38L39 76ZM62 74V73H61ZM76 74H78V73H76ZM94 74V73H93ZM110 74H112L111 72H110ZM133 74V73H132ZM137 74V73H136ZM140 74H141V72H140ZM145 74V73H144ZM158 74V73H157ZM160 74V73H159ZM179 75H183V74H180V73H178ZM185 74L187 75V72H185ZM250 74V73H249ZM251 74H250V77H252L251 76ZM257 74H259V73H257ZM261 74H264V73H261ZM1 75V74H0ZM18 75V74H17ZM19 75H21L22 76V74L21 73H19ZM18 75V76H19ZM31 75V73L29 74V76ZM41 75V74H40ZM50 75V74H49ZM49 75H47V76H45V78L47 77L48 78V76ZM74 75V74H73ZM82 75H84V74H82ZM86 75H89V74H86ZM95 75H98V74H95ZM95 75H93V76H95ZM99 75H102L103 76V74H102V72L101 73H99ZM107 75V74H106ZM108 75H109V73H108ZM113 75V74H112ZM117 74H115V76H116ZM119 75V74H118ZM155 75H156V73H155ZM174 75V74H173ZM197 75V74H196ZM4 76V75H3ZM2 76V78H4ZM5 76H6V74H5ZM14 76V75H13ZM21 76H19V77H16L17 79L19 78H21ZM62 76H64V77H66L67 78V76H68V74H67V76L64 74V75H62ZM69 76H68V78H69ZM81 76V75H80ZM125 76H127V74L125 75ZM129 76V75H128ZM127 76V77H128ZM131 76V75H130ZM129 76V77H130ZM145 76H151V75H145ZM175 76V75H174ZM190 75H188V77H189ZM191 76H194V74L193 75H191ZM199 76V75H198ZM213 76H214V74H213ZM233 76V77H232ZM25 77V76H24ZM34 77V78H35ZM53 77H54V75H53ZM58 78L57 79H55L56 81H57V83H58V80H59V76H57ZM89 77V76H88ZM106 77V76H105ZM117 77V76H116ZM138 77V76H137ZM215 77L218 79V77L215 75ZM257 77V76H256ZM255 77V78H256ZM1 78V77H0ZM22 78H23V76H22ZM28 78H30V77H28ZM50 78H52V77H50ZM63 77H61L60 79H62ZM74 78H75V75H74ZM74 78H73V80H74ZM98 78H100V77H98ZM101 78H103V77H101ZM125 78V77H124ZM123 78V79H124ZM133 78H135V76L133 77ZM156 78V77H155ZM155 78H153V79H155ZM193 78H195V77H192L191 78V80H195V79H193ZM198 78V77H197ZM215 78V79H216ZM246 78H248V77H246ZM27 79V78H26ZM31 79V78H30ZM29 79V80H30ZM44 79V78H43ZM43 79H41V80H43ZM76 79H78V78H76ZM89 79H92V78H89ZM108 79V78H107ZM113 80H114V78H112ZM129 79V78H128ZM138 79H140V78H138ZM141 79H144V78H141ZM158 79V78H157ZM225 79H227V78H225ZM257 79V78H256ZM34 80V79H33ZM33 80H31V81H33ZM38 79H36V81H37ZM40 80V79H39ZM40 80V81H41ZM54 80V81H55ZM66 80V79H65ZM72 80V79H71ZM98 80H100V79H98ZM120 80H122V79H120ZM147 80V79H146ZM146 80H143V81H146ZM149 80H151L152 81V78L151 79H149ZM177 80V79H176ZM187 80V79H186ZM221 79H219V80H217V81H220ZM229 80V79H228ZM249 80V79H248ZM15 81V80H14ZM19 81H21V80H19ZM50 81H51V79H50ZM60 81V80H59ZM63 81H64V78H63ZM67 81V80H66ZM77 81V80H76ZM100 81H102V80H100ZM108 81V80H107ZM116 81H119V80H116ZM128 81V80H127ZM126 81V82H127ZM135 81H136V79H135ZM154 81V80H153ZM188 81H190V80H188ZM198 81H200V80H198ZM225 81H227V80H225ZM250 81V80H249ZM249 81H248V83H249ZM1 82V81H0ZM5 82H8V81H5ZM15 82H17V81H15ZM29 82V81H28ZM34 82V84H35V81H33ZM43 82H44V80H43ZM43 82H41L40 84L42 85H44L45 86V83H43ZM46 82V81H45ZM51 82H53V81H51ZM69 82H71V81H69ZM74 83H75V81H73ZM81 82H84V81H81ZM99 82V81H98ZM103 82V81H102ZM102 82H100V83H102ZM125 82V83H126ZM137 82V81H136ZM139 82H141V81H139ZM155 82V81H154ZM157 82H159L158 80H157ZM156 82V83H157ZM162 82H163V79H162ZM173 82V81H172ZM183 82V81H182ZM182 82L181 83H178L179 85H184L185 83H183L182 84ZM191 82V81H190ZM220 82H223V81H220ZM228 82V81H227ZM226 82V83H227ZM251 82V81H250ZM253 82H256V80L254 79V81ZM259 82V81H258ZM18 83V82H17ZM16 83V84H17ZM47 83V82H46ZM49 83V82H48ZM47 83V84H48ZM54 83V82H53ZM64 83V82H63ZM63 83L61 84V86L63 85ZM78 83V82H77ZM91 82H89L88 84H90ZM95 83V82H94ZM93 83V84H94ZM106 83V82H105ZM120 83V82H119ZM119 83H116V84H119ZM123 82H121L120 84H122ZM143 83H145V82H143ZM160 83V85H162L161 84V82H159ZM215 83V85H216V82H214ZM214 83H213V85H212V87H215L214 86ZM224 83V82H223ZM231 83V82H230ZM261 83V82H260ZM2 84V83H1ZM10 84V83H9ZM68 84V83H67ZM72 85H74L73 83H71ZM83 84H85V83H83ZM92 84V83H91ZM106 84H108L109 85V83H106ZM129 84V83H128ZM128 84H125V85H128ZM150 84V83H149ZM176 84H177V82H176ZM201 84V83H200ZM218 84V83H217ZM221 84V83H220ZM234 82L232 83V85H228V86H226L225 88H226V90L224 89V91L223 92H227L228 93V95L227 96H229V99L231 98V100H229L230 102L229 103H233L234 102V100L233 99H236L237 100V94L239 93L238 91H239V89H241L240 88V86H239V84H237V86L239 87V88H237L236 86H234ZM255 84H257V83H255ZM5 85H7V84H5ZM19 85V84H18ZM20 85H21V83H20ZM24 85V84H23ZM39 85V84H38ZM37 85V86H38ZM41 85H40V87H41ZM56 85V84H55ZM59 86H60V83L58 84ZM56 86V87H58V89H59V86ZM71 85V86H72ZM81 85V84H80ZM80 85L78 86L79 88V90H81V92H83L82 91V89L81 88H85V87H83V86H81L80 87ZM87 85V84H86ZM86 85H84V86H86ZM94 85H97V84H94ZM103 85H105V84H103ZM134 85V84H133ZM132 85V86H133ZM135 85H137V83H135ZM138 85H140V83H138ZM147 85V84H146ZM190 85V84H189ZM199 85V84H198ZM204 85V84H203ZM211 85V84H210ZM236 85V84H235ZM22 86V85H21ZM21 86H19V88L21 87ZM30 86V85H29ZM52 86H54V85H52ZM60 86V88L62 89L63 88V86L61 87ZM111 86H113V84H111ZM123 87H125L124 86V84L122 85ZM141 86H144L143 88H144V90H145V85L143 84V85H141ZM150 86V85H149ZM178 86V85H177ZM181 86V87H182ZM200 86V85H199ZM198 86V89L200 90V87ZM217 86H219V85H217ZM2 87V86H1ZM16 87V86H15ZM24 87V86H23ZM26 87H27V90L29 89L28 88V86L26 85ZM43 87V86H42ZM65 87H68V86H66V84H65ZM74 87V86H73ZM89 87H91V85L89 86ZM92 87H94V86H92ZM96 87H99L98 85L97 86H95V88ZM120 86H117V88H119ZM130 87V86H129ZM134 87H136V86H134ZM138 87V86H137ZM154 87V86H153ZM152 87V88H153ZM163 87H166V86H163ZM185 87H188V86H185ZM192 87V86H191ZM204 87V86H203ZM203 87H202V89L200 90V92L201 91H203V96H205V93H207V92H210V91H208L207 90V92L205 91V89H203ZM209 88H210V86H208ZM208 87H204V88H206V89H209ZM220 87V86H219ZM222 87V86H221ZM223 87H224V85H223ZM238 89H236V88ZM257 86H255V88H256ZM8 88V86L6 87V89ZM13 88V87H12ZM18 88V87H17ZM44 88V87H43ZM45 88H47V85H46V87ZM113 88V87H112ZM115 88V87H114ZM149 88V87H148ZM151 88V87H150ZM149 88V89H150ZM158 88H159V86H158ZM174 88H175V84H174ZM180 88V87H179ZM178 88V89H179ZM188 88H190V87H188ZM247 88V89H248ZM258 88V87H257ZM5 89V90H6ZM21 89H23V88H21ZM25 89V88H24ZM35 89V88H34ZM54 89H56V88H54ZM60 89V90H61ZM66 89V88H65ZM76 88H74L73 90H75ZM91 89V88H90ZM94 89V88H93ZM100 89V88H99ZM99 89H97V91L99 90ZM105 89V88H104ZM106 89H107V87H106ZM126 89V88H125ZM129 89V88H128ZM137 89V88H136ZM141 89H142V87H141ZM156 89V88H155ZM159 89H161V88H159ZM176 89V88H175ZM182 89H184V86L182 87ZM186 89V88H185ZM197 89V88H196ZM195 89V90H196ZM212 89V88H211ZM219 89V88H218ZM247 89H243V90H245V93H243V94H246V90ZM45 90V89H44ZM78 90V91H79ZM84 90V89H83ZM164 90V89H163ZM167 90H168V88H167ZM188 90H190V89H188ZM213 90V89H212ZM211 90V91H212ZM236 90H237V92H236ZM249 90V89H248ZM8 91V90H7ZM12 91V90H11ZM16 91V90H15ZM14 91V92H15ZM18 91H20V89H18ZM23 91V90H22ZM22 91H20L19 93H21ZM34 91H37V90H34ZM47 91V90H46ZM51 90L49 89V92H50ZM65 91V90H64ZM68 91H71V90H68ZM77 91V90H76ZM86 91H87V93H90V92H88V90H87V88H86ZM96 90L94 89V92H95ZM107 91H108V89H107ZM115 91H116V89H115ZM127 91V90H126ZM180 91L181 90H179V91H177L178 93L177 94H182V93H180ZM190 91H192V90H190ZM250 91H253V89H252V87H251V90ZM249 91V92H250ZM2 92H4V91H2ZM17 92V91H16ZM25 92V91H24ZM43 92H45V91H43ZM62 93H63V91H61ZM92 92V91H91ZM109 92H111V91H109ZM127 92H130V91H127ZM156 95L158 96V91H157V89H156ZM168 92V91H167ZM175 92H176V90H175ZM248 92V91H247ZM248 92V93H249ZM255 92L256 91H253V93L252 92H250L249 93V95L251 94V95H253V94H255ZM8 93V92H7ZM18 93V94H19ZM32 93H33V91H32ZM35 93V92H34ZM39 93V92H38ZM65 94H66V92H64ZM68 94H69V92H67ZM79 93V92H78ZM107 93V92H106ZM116 93V92H115ZM115 93H112V94H115ZM131 93V92H130ZM165 93V92H164ZM184 93V92H183ZM193 93H195L194 92V90H193ZM211 94L213 93V92H210ZM235 93H237L236 95H235ZM248 93H247V95H248ZM258 93H259V98L261 97V99H259V101L261 100V104H257V102H255L254 104V106H256V105H258V109H257V112H256V114H255V117H256V119H257V121H258V123H259V125L258 124H256L255 126H251V124L249 125L250 127L249 128H245V125H244V115H246V114H244V108H243V106H240V108L238 109L235 105H230L231 107H230V113L228 114V115H224V114H226L225 112H226V99H225V96H224V94L223 95H219L218 94V92L217 93H215V91H214V94H212L213 96H215L216 95V97H215V101H214V103L212 104H210V97H208V95L209 94H206V96L209 98H205L204 97V99L205 100H208V104H210V105H212L211 107V110H208L209 111V113L207 114V112H205V110H204V108H203V110H201V112H198V110L199 109H197V111L195 110V108L196 107H193V106H191V107H189V106H187V105H190L191 104V102H194V104H196V100L195 101H192V100H190V98L188 97V95H190L189 94V92L187 93V90H186V93H185V97H186V101H185V103H188L187 105L185 104V103H183L182 104V106L180 107L179 106V112L177 111V110H175L176 112H174L173 113V115L175 116H173V117H171V115H170V117H171V119L172 118H176V116H178V124H177V127H178V129L180 130V132L182 131H185L186 132V134H185V136L188 138V137H191L189 140H192V141H196V138L194 137V134H199V133H202V136H203V132L202 131H205V133L204 134H206V133H210L211 135H212V137H213V144H212V149H213V152H214V155H215V162H214V164H213V166H212V168H211V170L209 171L210 173H209V178H207L208 180V184H209V190L210 191H208L209 192V195H210V198H207V194H208V192H207V194H205L204 192H206L204 189H203V187H200L199 185V188H198V190L199 191H194L192 188H194L195 189V187L194 186H191L190 184H192V185H195L193 182H191L190 183V181H192V180H190V179H188V180H183V181H178V179H177V175H176V165H175V167H174V163L168 168V167H165V164L163 163L162 164V162L160 161V159L159 158H157V156L156 157H154V158H157L156 160H148L145 164H144V166L143 165H141L140 164V162L142 161V160H145L144 159V157H143V159L141 158H139L141 161L139 162V160H138V157L140 156V154H137V153H139V152H141V151H143V150H139V152H135L136 150L138 151V149H139V145H138V143L136 144V139H135V137L133 138V137H131V138H133V139H135L134 141H133V139L131 140V141H133V143H135V144H129L130 146L129 147H131V148H129L128 147V149H131L130 150V152H129V154L127 155V158H128V161H129V169L128 170H130V172H129V175L127 174V176L126 175H124L125 174V171H123L124 173H123V177H122V180H123V182H122V184L120 185L121 187H115L114 186V188H112L113 186V184H115V182L112 184V181H115V179H112L111 178V180H110V182H111V186L112 187H110L111 188V190H108V188H109V186H110V184L108 183V181H107V177L106 178H104V179H106V180H104V179H101V177L100 176H97V173L98 172H96V177H100L99 179L98 178H96L95 177V181L97 180L98 182L95 184V186H94V188L93 189H96L95 191L98 193L97 195H99V196H101V199H99V198H97V196H96V199L98 200V201H100V200H102V198H105V199H110V200H112L113 201V211H112V215H110V216H112L111 217V219H110V221L108 222V224L104 227V230L101 232L99 229V231H100V235H98L97 234V232H92V231H88V232H86V230L84 231V226H83V223H81V221L79 220V218L76 216V214L75 213H73V214H69L68 212V214H69V216H68V220H67V222H68V224H69V229H71V226L74 228V229H72V231L73 232H71V230H69L68 228L67 229H65V231H63L62 233H59V236H61L60 238H58L57 237V242H56V244H55V246H53V245H51L53 248V250H54V253H55V255L57 254V255H62L63 254V256L65 257V259H63L64 261L67 259V260H69L70 262H69V264H253V261H252V258H253V256L254 255H256V254H260V256H262L261 257V261H262V264H264V244H261L260 243V241H259V237H260V235L261 234H263L264 235V155H262V153L264 152V133L262 134L263 136H262V144L261 145H259V140H258V138H259V136H261V134H260V129H263L264 128V89H262V91L261 90H258ZM9 94V93H8ZM8 94H7V96H8ZM17 94V95H18ZM22 94V93H21ZM36 94H37V92H36ZM36 94H35V96H36ZM51 94H52V92H51ZM72 94V93H71ZM83 94V93H82ZM82 94H80L82 97H83V95ZM95 93H93V95H94ZM119 94V93H118ZM123 94V93H122ZM140 94V93H139ZM161 94H163V93H161ZM161 94H159V95H161ZM167 94V93H166ZM219 96H218V95ZM241 94H242V92H241ZM10 95H13L12 93L10 94ZM14 95H15V93H14ZM31 95V94H30ZM33 95V94H32ZM38 95V94H37ZM45 95V94H44ZM48 95V93H46V96ZM60 95H61V93H60ZM98 95H100V94H98ZM104 95H106V94H103L102 95V97L104 96ZM116 95V94H115ZM124 95V94H123ZM125 95H129V94H125ZM134 95H135V93H134ZM138 95V94H137ZM175 95H176V93H175ZM195 95V94H194ZM235 95V96H234ZM239 95V94H238ZM256 95H258V94H256ZM42 96V95H41ZM45 96V97H46ZM56 96H58L57 95V93H56ZM63 96H65V95H63ZM62 96V97H63ZM72 96H74V95H72ZM76 96V95H75ZM74 96V97H75ZM78 96V95H77ZM76 96V97H77ZM86 96V95H85ZM107 96V95H106ZM111 95H109V96H107V97H109V99L111 98L110 97ZM119 96V95H118ZM129 96H131V94L129 95ZM181 96H183V95H181ZM196 97H200L201 95H195ZM210 96V95H209ZM241 96V95H240ZM14 97V96H13ZM21 97H24L23 95L21 96ZM32 97V96H31ZM44 97V98H45ZM70 97V96H69ZM94 98L96 97V94H95V96H93ZM98 97V96H97ZM115 97H117V96H115ZM124 97V96H123ZM142 97H143V95H142ZM158 97H160V96H158ZM235 97V98H234ZM244 97V96H243ZM246 97V96H245ZM6 98V97H5ZM4 98V99H5ZM7 98H10V96L9 97H7ZM12 98V97H11ZM33 98H35V97H33ZM38 98V97H37ZM41 98V97H40ZM87 98V97H86ZM85 98V99H86ZM99 98V97H98ZM106 98V97H105ZM113 98V97H112ZM144 98V97H143ZM146 98V97H145ZM166 98V97H165ZM164 98V99H165ZM176 98V97H175ZM180 98V97H179ZM179 98H176V100L178 101L179 100ZM182 98V97H181ZM180 98V99H181ZM195 98V97H194ZM213 98V97H212ZM211 98V99H212ZM20 99V98H19ZM48 99V98H47ZM47 99H45V101L47 100ZM59 99L61 100L62 98L59 96ZM76 99H78V98H76ZM76 99H73V100H75V101H78V100H76ZM114 99V98H113ZM117 99V98H116ZM132 100H133V98H131ZM157 99V98H156ZM163 98L161 99V101H165ZM246 99V98H245ZM6 100V99H5ZM16 100V99H15ZM26 100H28V99H26ZM34 100V99H33ZM36 100V99H35ZM38 100V99H37ZM37 100L36 101H32L33 103L34 102H36V103H41V102H37ZM49 100H51V99H49ZM63 100H65L66 101V96H65V98L63 99ZM72 100V101H73ZM84 100V99H83ZM89 100H90V98H89ZM105 100V99H104ZM121 100V99H120ZM125 100V99H124ZM135 100V99H134ZM146 100V99H145ZM172 100V99H171ZM183 100V99H182ZM185 100V99H184ZM200 100V99H199ZM20 101H21V99H20ZM23 101H25V100H23ZM29 101V100H28ZM27 101V102H28ZM44 101V102H45ZM71 101V102H72ZM74 101V103H76ZM93 101V100H92ZM99 101V100H98ZM111 101V100H110ZM116 101H118L119 102V100L117 99ZM177 101H174V105H175V102H177ZM238 101V100H237ZM236 101V103H238ZM242 101V100H241ZM241 101H240V104H241ZM244 101V100H243ZM258 101V102H259ZM4 102V101H3ZM10 102V101H9ZM29 102H31V101H29ZM28 102V104H27V106H29L30 105V103ZM48 102V101H47ZM51 102V101H50ZM66 102H68V101H66ZM70 101H69V103H71ZM85 102V104H87V101H84ZM96 102V101H95ZM94 102V103H95ZM100 102V101H99ZM98 102V103H99ZM106 102V101H105ZM109 102V101H108ZM107 102V103H108ZM112 102H114V100L112 101ZM111 102V103H112ZM117 102V103H118ZM125 102H127V101H125ZM146 102V101H145ZM144 101H143V103H145ZM179 102V101H178ZM181 102H184V101H181ZM228 102V101H227ZM12 102H10V104H11ZM22 103H24V102H22ZM22 103H19V104H22ZM25 103H26V101H25ZM33 103H32V105H33ZM52 103V102H51ZM63 103H65V102H63ZM101 103V102H100ZM205 103H207V102H205ZM2 103L0 102V105H1ZM5 104H7V101H5ZM4 103L2 104V105H5ZM47 104V103H46ZM56 104H57V102H56ZM55 104V105H56ZM61 104V103H60ZM80 104V103H79ZM93 104V103H92ZM96 104V103H95ZM102 104V103H101ZM122 104V103H121ZM120 104V105H121ZM124 104V103H123ZM135 104V103H134ZM168 104V106H169V103H167ZM194 104H192V105H194ZM235 104V103H234ZM239 104V103H238ZM239 104V105H240ZM246 104V103H245ZM12 105V104H11ZM41 105H44V103H43V101H42V103H41ZM48 105V104H47ZM51 105V104H50ZM64 105V104H63ZM71 106H72V104H70ZM70 105H64V106H66V107H68V106H70ZM76 105V104H75ZM74 105V106H75ZM103 105H106V104H103ZM109 105V104H108ZM112 105V104H111ZM126 105H130V103L129 104H126ZM125 104H124V106H126ZM145 105V104H144ZM178 105V104H177ZM198 105V104H197ZM210 105H208V107L210 106ZM237 105V104H236ZM239 105H237V106H239ZM243 105H244V103H243ZM10 106V105H9ZM8 106V107H9ZM49 106V105H48ZM47 106V107H48ZM54 106V105H53ZM58 106H59V104H58ZM64 106H63V108H64ZM70 106V107H71ZM76 106H78V105H76ZM80 106V105H79ZM122 106V105H121ZM121 106H118L119 108H122ZM135 106V105H134ZM133 106V107H134ZM167 106V108H170V106L168 107ZM195 106V105H194ZM202 106H205V104L203 103V105ZM207 106V105H206ZM249 106H251V105H249ZM2 108H3V106H1ZM6 107V106H5ZM13 107V106H12ZM23 107V106H22ZM25 107H26V105H25ZM33 107V106H32ZM56 106H54V108H55ZM59 107H61V106H59ZM58 107V108H59ZM83 107V106H82ZM84 107H85V105H84ZM86 107H89V106H86ZM85 107V108H86ZM95 107H96V105H95ZM99 107H100V105H99ZM105 107V106H104ZM103 107V109H106V108H104ZM127 107V106H126ZM130 107H131V105H130ZM141 107V106H140ZM159 107H161V106H159ZM159 107H156V109H158ZM178 107V106H177ZM183 107V109H181V110H183L182 112H181V110H180V108H182ZM185 107V108H184ZM198 107V106H197ZM207 107V108H208ZM245 107H246V105H245ZM257 107V106H256ZM255 107V108H256ZM20 108V107H19ZM19 108H17L18 110H19ZM24 108V107H23ZM22 108V109H23ZM29 108H30V106H29ZM44 108V107H43ZM49 108V107H48ZM79 108V107H78ZM101 108V107H100ZM117 108V107H116ZM162 108V107H161ZM164 108V107H163ZM160 109V110H164V109ZM174 108H176V107H174ZM174 108H170L171 110H173ZM198 108H200V107H198ZM1 109V108H0ZM4 109V108H3ZM9 109V108H8ZM11 109V108H10ZM13 109V108H12ZM25 109H27L28 110V107H26ZM50 109V108H49ZM49 109H47V110H49ZM109 109H111V107L109 108ZM122 109H127V108H122ZM135 109V108H134ZM133 109V110H134ZM169 109V110H170ZM206 109V108H205ZM208 109H210V108H208ZM228 109V108H227ZM250 109V108H249ZM249 109H248V111H249ZM5 110H7V109H5ZM32 110V109H31ZM54 110V109H53ZM53 110L51 111V112H53ZM59 110V109H58ZM65 110H67V108L65 109ZM76 110V109H75ZM78 110L79 109H77V114H78ZM83 110V109H82ZM98 111H99V109H97ZM120 110V109H119ZM128 110H130V108L128 109ZM132 110V109H131ZM154 110V109H153ZM159 110V111H160ZM166 110V109H165ZM168 110V111H169ZM10 111H12V110H10ZM20 111V110H19ZM26 111V110H25ZM33 111V110H32ZM41 111H43V110H41ZM55 111H56V108H55ZM54 111V112H55ZM60 111V110H59ZM71 111V109H69L68 110V112H70ZM94 111V110H93ZM105 112H107V109L106 110H104ZM113 111L114 110H112V113H113ZM159 111H158V113H159ZM228 111V110H227ZM248 111H247V113H248ZM255 111H256V109H255ZM4 112H6V111H4ZM21 112H22V110H21ZM24 112V111H23ZM26 112H28V111H26ZM45 112H49V111H46L45 110ZM50 112V113H51ZM53 112V113H54ZM61 112V111H60ZM68 112L66 113V114H68ZM75 112V111H74ZM80 112V111H79ZM85 112H86V110H85ZM92 112V111H91ZM121 113H122V111H120ZM129 112V111H128ZM166 112V111H165ZM165 112H163V114L165 113ZM181 112V113H180ZM251 112V111H250ZM254 112V110L251 112V114ZM3 113V112H2ZM1 113V114H2ZM7 113H9V114H11L10 112H8L7 111ZM15 113V112H14ZM20 113V112H19ZM58 113V112H57ZM80 113H82V112H80ZM79 113V114H80ZM93 113V112H92ZM99 113H100V111H99ZM104 113V112H103ZM112 113H111V115H112ZM116 113H117V111H116ZM118 113H119V111H118ZM136 113V112H135ZM147 114L146 115H148V111L146 112ZM154 113V112H153ZM168 113H170V112H168ZM172 113V112H171ZM183 113H184V115H185V113L186 114H188V116L187 115H185V120L184 121H182V119L181 118H183V117H181V115H183ZM204 113H205V115H204ZM6 114V113H5ZM8 114V115H9ZM16 115H17V113H15ZM42 114V113H41ZM63 114V113H62ZM78 114V115H79ZM83 114V113H82ZM94 114V113H93ZM102 114V113H101ZM105 114H107V113H105ZM105 114L103 115V116H101V117H104L105 116ZM126 114H128V113H126ZM250 114V115H251ZM4 115V114H3ZM7 115V114H6ZM5 115V118H7L8 116H6ZM15 115V116H16ZM30 115V114H29ZM40 115V114H39ZM46 115V114H45ZM47 115H49V113H47ZM46 115V116H47ZM65 115V114H64ZM76 115V114H75ZM98 115H100V114H98ZM122 115H123V113H122ZM151 115H152V113H151ZM27 116V115H26ZM32 116H33V114H32ZM50 116H51V114H50ZM56 116V115H55ZM66 116V115H65ZM77 116V115H76ZM89 116V115H88ZM107 116V115H106ZM114 116V115H113ZM115 116H116V114H115ZM119 116H121L120 114H119ZM130 116V115H129ZM133 116V115H132ZM135 116V115H134ZM133 116V117H134ZM149 116V115H148ZM153 116V115H152ZM224 116H225V118H226V122L224 123V124H222V123H219V122H217V121H215V122H217V123H219L218 124V126L215 128L213 125H212V123H211V121L213 120V119H216V120H221V119H223L224 118ZM254 116V115H253ZM10 117H12V114L10 115ZM14 117V116H13ZM16 117H18V116H16ZM44 117V116H43ZM64 117V116H63ZM67 117V116H66ZM90 117H92V116H90ZM94 118H96L95 116H93ZM131 117V116H130ZM154 117V116H153ZM169 117V118H170ZM250 117V116H249ZM27 118V117H26ZM34 118V117H33ZM32 118V119H33ZM45 118V117H44ZM51 118H53V117H51ZM50 118V119H51ZM58 119H59V117H57ZM57 118L55 117V119L57 120ZM83 118H84V116H83ZM123 118V117H122ZM136 118H138V117H136ZM166 118V117H165ZM11 119V118H10ZM14 119V118H13ZM17 119V118H16ZM31 119V120H32ZM46 119V118H45ZM45 119H43V120H45ZM48 119V118H47ZM49 119V120H50ZM54 119V120H55ZM68 119V118H67ZM72 119H74V118H72ZM101 119V133H103L102 131H104V130H107L108 128V130H110V127H108L107 129H106V127L105 126H108V121H106V118L104 117V119H102V118H100ZM108 119V118H107ZM116 119H118V118H116ZM125 119H126V117H125ZM130 119H133V118H130ZM148 119V118H147ZM146 119V120H147ZM162 119H164V118H162ZM161 119V120H162ZM173 119V120H174ZM255 119V118H254ZM1 120V119H0ZM7 120V119H6ZM9 120V119H8ZM19 120V119H18ZM18 120H16V121H18ZM20 120H22V119H20ZM27 120V119H26ZM42 120V121H43ZM49 120H47V121H49ZM112 120H113V118H112ZM119 120V119H118ZM145 120V119H144ZM167 120V119H166ZM166 120H165V122H166ZM172 120V121H173ZM246 121H247V119H245ZM35 121V120H34ZM60 121V120H59ZM75 121H76V119H75ZM91 121H92V119H91ZM95 121V120H94ZM105 121H106V124L107 125H105ZM133 121V120H132ZM154 122H155V118H154V120H153ZM176 121V120H175ZM221 121H223V120H221ZM225 121V120H224ZM11 122H13V120L11 121ZM19 122H21V121H19ZM27 122V121H26ZM26 122L24 121V124L26 125ZM35 122H37V121H35ZM35 122H31L30 121V123L32 124V123H35ZM57 122V121H56ZM63 122H66V121H63ZM63 122H61V123H63ZM70 122V121H69ZM113 122H115V121H113ZM140 122V121H139ZM150 122V121H149ZM159 122V121H158ZM174 122V121H173ZM21 123H23V122H21ZM51 123V122H50ZM49 123V124H50ZM59 123V122H58ZM67 123V122H66ZM74 123V122H73ZM98 122H94V124H93V127L92 128H94V129H98V127H99V125L97 124ZM121 123V122H120ZM126 123V122H125ZM134 123V125H136L137 123L136 122H133ZM132 123V124H133ZM136 123V124H135ZM143 123V122H142ZM164 123V122H163ZM167 123V122H166ZM213 123H214V121H213ZM253 123V122H252ZM6 124V123H5ZM4 124V125H5ZM19 124V123H18ZM23 124V125H24ZM30 124V126H34L33 128H34V132H35V130L37 129L36 127L37 126H35V125H31ZM44 124V123H43ZM53 124V123H52ZM65 124V123H64ZM79 124H80V122H79ZM110 124H111V122H110ZM116 124L118 125L119 123H117L116 122ZM130 124V123H129ZM144 124H145V122H144ZM155 124V123H154ZM182 124L184 125V126H182ZM8 124H6V126H7ZM20 125V124H19ZM45 125H46V123H45ZM53 125H56V124H53ZM57 125H59V124H57ZM65 125H67V124H65ZM88 125V124H87ZM90 125H91V123H90ZM89 125V126H90ZM133 125V126H134ZM164 126L166 125V124H163ZM167 125H168V123H167ZM166 125V126H167ZM236 125H237V127H236ZM13 126H14V124H13ZM15 126H16V124H15ZM14 126V127H15ZM29 126V127H30ZM68 126H69V123H68ZM88 126V127H89ZM92 126V125H91ZM115 125H113L112 127L113 128H116V127H114ZM126 126V125H125ZM132 125H130L129 127H131ZM137 126H139V125H137ZM144 126V125H143ZM156 126V125H155ZM171 126V125H170ZM248 126V125H247ZM8 127H10V125H8ZM19 127V126H18ZM26 127H28V125L26 126ZM58 127V126H57ZM71 127V126H70ZM75 127H77L76 125H75ZM87 127V126H86ZM120 127H121V125H120ZM123 127V126H122ZM121 127V129H123ZM140 127V126H139ZM151 127V126H150ZM158 127V126H157ZM169 127V126H168ZM174 127V126H173ZM4 128H5V126H4ZM13 128V127H12ZM36 128V129H35ZM48 128V127H47ZM49 128H50V126H49ZM48 128V129H49ZM69 128V127H68ZM79 128H80V126H79ZM126 128V127H125ZM125 128H124V131H126L125 130ZM148 128V127H147ZM152 129H153V127H151ZM165 128V127H164ZM6 129V128H5ZM4 129V130H5ZM15 130H17L16 128H14ZM30 129V128H29ZM65 129V128H64ZM73 129H74V127H73ZM85 130L87 129V128H84ZM166 129V128H165ZM0 130H2V128L0 129ZM7 130H11V129H7ZM15 130H14V132H15ZM38 130V129H37ZM37 130H36V132H37ZM55 131L54 132H56V129H54ZM58 130H60V129H58ZM67 130V129H66ZM79 130H81V129H79ZM88 130H91V129H88ZM88 130H87V132H88ZM106 131V132H108L109 133V131ZM127 130H129V129H127ZM130 130H132V132H133V129H130ZM148 130H150L151 131V129H148ZM156 130H158V131H162V130H159V127H158V129H155V134L157 133V131ZM168 130V129H167ZM178 130V131H179ZM19 130H17L16 131V133L18 132ZM22 131H24V129H22ZM41 131V130H40ZM63 131V130H62ZM68 131V130H67ZM84 131V130H83ZM91 131H93V130H91ZM123 131V132H124ZM142 131V130H141ZM140 131V132H141ZM154 131V130H153ZM165 132H166V130H164ZM172 131H174V129H172ZM172 131H169L170 132V134H172L171 132ZM0 132H2V131H0ZM9 132H11V131H9ZM8 132V133H9ZM13 132V131H12ZM11 132V133H12ZM27 132V129H26V131L24 132V133H26ZM29 132V131H28ZM32 132H33V130H32ZM35 132V134H37ZM38 132H39V130H38ZM60 132V131H59ZM68 132H70V131H68ZM71 132H73V131H71ZM81 132V131H80ZM87 132H85V133H87ZM94 133L96 132V130L95 131H93ZM100 131H98V133H99ZM115 132H116V130H115ZM115 132H113V133H115ZM128 132V131H127ZM135 132V134H136V132L137 133H139V135L140 136H142L143 134H144V132L142 133H140L139 132V130H135L134 131ZM168 132V131H167ZM168 132V133H169ZM263 132V131H262ZM5 133H6V130H5ZM16 133H14V134H16ZM23 132H21V134H22ZM30 133V132H29ZM42 133V132H41ZM40 133V134H41ZM58 133V132H57ZM62 133V132H61ZM67 133V132H66ZM65 133V134H66ZM77 133V132H76ZM79 133V132H78ZM81 133H83V132H81ZM101 133L99 134V135H101ZM110 133H112L111 132V130H110ZM112 133V134H113ZM117 133H119V131L117 132ZM151 133V132H150ZM153 133V132H152ZM152 133H151V135H152ZM159 133V132H158ZM168 133H167V135H168ZM174 133V132H173ZM178 134H180L179 132H177ZM229 133H233V137H232V140H231V142H230V144H228L227 143V140H229L228 138V135L230 136L231 134H229ZM1 134V133H0ZM10 134V133H9ZM27 134V133H26ZM50 135L52 134V133H49ZM63 134V133H62ZM70 134V133H69ZM72 134H75V132L74 133H72ZM91 134V133H90ZM125 134V133H124ZM134 134V133H133ZM176 135V136H179V135ZM5 135H7V134H5ZM12 135H13V133H12ZM33 135V134H32ZM31 135V136H32ZM41 135H44V136H46L45 134H44V131H43V134H41ZM59 135V134H58ZM61 135V134H60ZM76 135V134H75ZM74 135V137H76ZM81 135V134H80ZM88 135V134H87ZM94 135V134H93ZM104 135H105V133H104ZM107 135V134H106ZM119 136H120V133L118 134ZM149 136L150 134L148 133L147 134V132H145V134L143 135V136ZM174 135V136H175ZM181 135V134H180ZM22 136V135H21ZM26 136H28V134L26 135ZM44 136H40V137H43L44 138ZM52 136H55L54 134L52 135ZM71 136V135H70ZM77 136H78V134H77ZM101 136H103V135H101ZM111 136H114V135H110V137L109 138H106V139H110V138H112V139H114L113 137H111ZM125 136H127L126 134H125ZM142 136V138H141V141L143 140V139H145V137H143ZM155 136V135H154ZM169 136V135H168ZM173 136V137H174ZM206 136V135H205ZM232 136V135H231ZM1 137V136H0ZM3 137H4V135H3ZM50 137V136H49ZM67 137V136H66ZM83 137V136H82ZM89 138H90V136H88ZM92 137V136H91ZM95 137H97L96 135H95ZM124 137V136H123ZM138 138H139V136H137ZM155 137H159V135H157V136H155ZM155 137L153 138V137H151V138H153V139H155ZM163 137V136H162ZM166 137V136H165ZM169 137H171V136H169ZM186 137H184L185 139H184V141L186 140ZM199 137V136H198ZM206 137H208V136H206ZM5 138V137H4ZM4 138H1V139H4ZM34 138V137H33ZM59 138V137H58ZM62 138V137H61ZM65 138V137H64ZM72 138V137H71ZM77 138V137H76ZM117 138V137H116ZM120 138H122V137H120ZM151 138H148V139H151ZM175 138H177V137H175ZM179 138V137H178ZM195 138V139H194ZM202 138V137H201ZM204 138V137H203ZM18 140H19V138H17ZM21 139V138H20ZM35 139V138H34ZM36 139H38V138H36ZM50 139H51V137H50ZM63 139V138H62ZM61 139V140H62ZM84 139V138H83ZM83 139H80V140H83ZM173 139V138H172ZM7 140H8V138H7ZM10 140H13V139H10ZM25 140V139H24ZM28 140H29V138H28ZM48 140V139H47ZM46 140V141H47ZM52 140V139H51ZM54 140H55V138H54ZM58 140V139H57ZM68 140H71V139H67V142H70V141H68ZM76 140V139H75ZM80 140H76L77 141V143H78V141H80ZM92 141V139H89V140H86V144L89 142V141ZM95 139H93V141H94ZM98 140H100V141H102V144H104V142H103V140L102 139H100V137H99V139ZM121 140V139H120ZM124 140H128L127 138L125 139L124 138ZM123 140V141H124ZM147 140V139H146ZM145 140V141H146ZM165 140L167 141V139L165 138ZM169 140V139H168ZM174 140H176V139H174ZM174 140H170L171 142H174ZM2 141V140H1ZM23 141V140H22ZM31 141V140H30ZM34 141V140H33ZM41 141V140H40ZM50 141V140H49ZM60 141V140H59ZM64 141V140H63ZM75 141V142H76ZM112 141H114V140H112ZM116 141V140H115ZM114 141V142H115ZM136 141V142H135ZM139 141V140H138ZM156 141V140H155ZM155 141H153V140H151L150 142H152L153 144H155L156 142ZM160 141V140H159ZM163 141H164V138H163ZM166 141H164L165 142V145H167L168 143L166 142ZM183 141V142H184ZM192 141L190 142V141H188V140H186L185 141V144H187L188 142H190V143H192ZM24 142V141H23ZM23 142H21V143H23ZM35 142V141H34ZM33 142V143H34ZM43 142H45L44 140H43ZM43 142H42V144H43ZM56 143H57V141H55ZM84 142V141H83ZM110 142V141H109ZM108 142V143H109ZM114 142H110V143H114ZM130 142V141H129ZM147 142V141H146ZM182 142V143H183ZM197 142V141H196ZM202 142V141H201ZM8 144H9V142H7ZM7 143H5V144H7ZM15 143V142H14ZM27 143V142H26ZM33 143H32V145H33ZM36 143V142H35ZM50 143H52V141L50 142ZM62 142H60V144H61ZM74 143V142H73ZM84 143V144H85ZM120 143V142H119ZM124 143V142H123ZM126 143V142H125ZM141 143H143V141L141 142ZM149 143V142H148ZM167 143V144H166ZM189 143V144H190ZM194 143V142H193ZM192 143V144H193ZM198 143V142H197ZM203 143V142H202ZM1 144V143H0ZM13 144V143H12ZM11 144V145H12ZM31 144V143H30ZM37 145H38V141H37V143H36ZM47 144H49V143H47ZM116 144V143H115ZM114 144V145H115ZM122 144V143H121ZM121 144H119L120 146H122ZM128 144V143H127ZM148 145L147 146V149L151 152V155H153V152H155L156 153V151H155V147L157 148V146H159V145H156V146H154V145ZM184 144V146H185V151H187L188 150V148H186V146L187 145H189V144H187V145H185ZM195 144V143H194ZM193 144V145H194ZM10 145V144H9ZM8 145V146H9ZM14 145H16V144H14ZM13 145V146H14ZM23 146H24V143L22 144ZM22 145H21V147H22ZM26 145V144H25ZM29 145V144H28ZM35 145V144H34ZM50 145V144H49ZM48 145V146H49ZM55 145V144H54ZM54 145H52V146H54ZM59 145V144H58ZM64 145V144H63ZM67 145V144H66ZM78 145H80V143H78ZM78 145H77V147H78ZM99 141H95V142H90L89 144H88V148H86L85 150H87V151H85V150H83L82 148L80 149V157L83 155V154H88L89 156H90V158H92V159H94L95 160V158H97L94 162H96V161H98V159H100V158H102V157H108V155H106V152H104V151H106V150H101V148L99 149ZM118 144H117V146H119ZM133 145V146H132ZM143 145H145V144H143ZM164 145V146H165ZM171 145V144H170ZM181 145H183V144H181ZM192 145V146H193ZM201 145H203V144H200V146ZM206 145V144H205ZM39 146V145H38ZM37 146V147H38ZM59 146H61V145H59ZM58 146V147H59ZM75 146H76V144H75ZM87 146V145H86ZM85 145H84V147H86ZM102 146V145H101ZM110 146V145H109ZM163 146V148H168L167 146H169V145H167L166 147H164ZM183 146V147H184ZM197 146H199V144L197 145ZM208 146V145H207ZM1 147H3V146H1ZM14 147H16V146H14ZM18 147V146H17ZM25 147V146H24ZM31 147V146H30ZM35 147V146H34ZM41 147V146H40ZM51 147V146H50ZM55 147H57V146H55ZM66 147V146H65ZM112 147V146H111ZM111 147H109L108 149L109 150H107V153L109 152V153H111V152H113L112 150H110V148ZM116 147V146H115ZM122 147H124V146H122ZM142 147V146H141ZM175 147L176 146H174V149H175ZM189 147V146H188ZM9 148H11L10 146H9ZM13 148V147H12ZM36 148V147H35ZM45 148V147H44ZM47 148V147H46ZM54 148V147H53ZM59 148H62V147H59ZM68 148V147H67ZM72 148H73V146H72ZM79 148V147H78ZM77 148V149H78ZM102 148H105V147H103L102 146ZM114 148V147H113ZM112 148V149H113ZM117 148V147H116ZM118 148H121V147H118ZM143 148V147H142ZM179 147H177V149H178ZM205 149L207 148V147H204ZM5 150H6V147L4 148ZM32 149H33V147H32ZM54 149H56V148H54ZM58 149V148H57ZM65 149V148H64ZM77 149H75V150H77ZM125 149V150H124ZM123 150L124 151H126V148H124ZM158 149H160L159 147H158ZM180 149V148H179ZM13 150V149H12ZM16 150V149H15ZM14 150V151H15ZM21 150V149H20ZM20 150H18L17 149V151H19L20 152ZM42 149H40V151H41ZM48 150H50V149H48ZM68 150V149H67ZM74 150V151H75ZM117 151H115V152H117L118 153V149H116ZM191 151H192V149H190ZM3 150H1V152H2ZM27 151V150H26ZM25 151V152H26ZM45 151V150H44ZM69 151V150H68ZM79 151V150H78ZM162 151V150H161ZM201 151V150H200ZM11 152V151H10ZM13 152V151H12ZM24 152V153H25ZM28 152V151H27ZM26 152V153H27ZM29 152H31V150L29 151ZM38 152V151H37ZM46 152V154H44V157L47 155V151H45ZM57 152V151H56ZM59 153H61L60 152V150L58 151ZM72 152V151H71ZM77 152V151H76ZM76 152H74V153H76ZM81 152H83V154L81 155ZM127 152V151H126ZM134 152L137 154H135V156H138V157H135L134 156ZM163 152V151H162ZM171 152V151H170ZM179 152H181L180 150H179ZM178 152V153H179ZM190 152V151H189ZM6 153V152H5ZM20 153H22V152H20ZM26 153H25V155H26ZM48 153H50V152H48ZM54 153V152H53ZM53 153H50V154H52L53 155ZM58 153V154H59ZM63 153V152H62ZM124 154H125V152H123ZM142 153V152H141ZM154 153V154H155ZM163 153H165V152H163ZM1 154V156L3 157V153H0ZM13 154V153H12ZM12 154H10V155H12ZM15 154V153H14ZM41 154V153H40ZM43 154V153H42ZM41 154V155H42ZM68 153L66 152V154L65 155H67ZM77 154V153H76ZM167 154V155H166ZM168 154L169 153H165V155L166 156H168ZM181 154V153H180ZM180 154H178V155H180ZM189 154V153H188ZM201 154V153H200ZM200 154H199V156H200ZM15 155H17V154H15ZM24 155V154H23ZM23 155H22V157H23ZM77 155H79V153L77 154ZM126 155V154H125ZM160 155V154H159ZM162 155V154H161ZM164 155V156H165ZM185 155V153L183 152V156ZM7 156V155H6ZM6 156H5V158H6ZM34 156V155H33ZM40 156V155H39ZM38 156V157H39ZM43 156V155H42ZM48 156V155H47ZM69 156V155H68ZM109 156H110V154H109ZM112 156V155H111ZM110 156V157H111ZM142 156H143V154H142ZM149 156H150V153H149ZM148 156V157H149ZM154 156V155H153ZM163 156V158L162 159H164L165 157ZM196 156V155H195ZM199 156H197V157H199ZM12 157V156H11ZM15 157V156H14ZM26 158H27V156H25ZM24 157V158H25ZM29 157H31V155L29 156ZM35 157V159H36V156H34ZM54 157V156H53ZM56 157H58V156H56ZM71 157V156H70ZM70 157H68V158H70ZM76 157V156H75ZM75 157H74V159H75ZM86 157V156H85ZM109 157V158H110ZM113 157V156H112ZM111 157V158H112ZM161 157V156H160ZM179 157H181L182 159H184L181 155L179 156ZM186 157V156H185ZM187 157H189V158H191L192 159V157L191 156H187ZM4 158V157H3ZM16 158V157H15ZM33 158V157H32ZM40 158V157H39ZM39 158H37L38 160H40ZM60 158V157H59ZM61 158H62V160H65L64 159V157H62L61 156ZM73 158V157H72ZM71 158V159H72ZM77 158V157H76ZM82 158H83V156H82ZM109 158H107V159H109ZM114 158H116L117 159V156L115 155V157ZM120 158V157H119ZM119 158H118V160H119ZM147 158V157H146ZM36 159V160H37ZM42 159V158H41ZM57 159V158H56ZM74 159H72V160H74ZM79 159H81V158H79ZM106 159V158H105ZM124 159V158H123ZM172 159V158H171ZM177 159H178V157H177ZM177 159H175L174 161H176ZM180 159V158H179ZM191 159H189V162L191 163ZM2 160V159H1ZM4 160H6V159H4ZM12 160H14V159H12ZM34 160V159H33ZM32 160V161H33ZM59 160V159H58ZM61 160V161H62ZM83 160H85V159H83ZM83 160H81L83 163L84 162H86V161H83ZM101 160V159H100ZM103 160H104V158H103ZM117 160V161H118ZM166 160H168V158L166 159ZM165 160V161H166ZM9 161V160H8ZM19 161V160H18ZM23 161V160H22ZM48 161V160H47ZM46 161V162H47ZM50 161V160H49ZM60 161V160H59ZM65 161H67V160H65ZM75 161H78V160H75ZM81 161H79V163H81ZM102 161V160H101ZM107 161V160H106ZM110 162H112L113 163V160H109ZM108 161V163H110ZM117 161H116V163H117ZM169 161H170V159H169ZM183 161V160H182ZM199 160L197 159V162H198ZM214 161V160H213ZM1 162V161H0ZM7 162V161H6ZM6 162H4V163H6ZM10 162V161H9ZM14 162V164H15V162L16 161H13ZM29 162H31V161H29ZM40 162H41V160H40ZM39 161H38V163H40ZM42 162H43V160H42ZM42 162L40 163V165L42 164ZM44 162H45V160H44ZM52 163L51 164H54L55 162L54 161H51ZM54 162V163H53ZM186 162V161H185ZM196 162V163H197ZM204 162V161H203ZM8 163V162H7ZM28 164V161H26L25 160V164ZM38 163H37V166H38ZM48 163V162H47ZM47 163H45V164H47ZM69 161H67L66 162V164H64L63 163V166H60L61 165V163H59V166L60 167H64V165L65 166H68L69 165ZM72 163V162H71ZM97 163V162H96ZM112 163L110 164L112 167H114V165H112ZM141 163H143V162H141ZM166 163V162H165ZM167 163H168V161H167ZM183 163H184V161H183ZM19 164V163H18ZM23 164H24V162H23ZM22 164V165H23ZM26 164V165H27ZM30 164H32V163H30ZM34 164V163H33ZM51 164H47L48 166L49 165H51ZM90 164V163H89ZM99 164H100V162H99ZM102 164H103V162H102ZM114 164V163H113ZM191 164H193V163H191ZM199 164V163H198ZM197 164V165H198ZM12 165V164H11ZM16 165V164H15ZM46 165V166H47ZM107 165H109V164H107ZM119 165V164H118ZM118 165H117V167H118ZM184 165H185V163H184ZM4 166H5V164H4ZM8 166V165H7ZM6 166V167H7ZM16 166H18V165H16ZM47 166V167H48ZM92 166H93V169L95 170V166H96V164H92ZM193 165H189L188 167L190 168V167H192ZM196 166V165H195ZM195 166H193V167H195ZM198 166H200V165H198ZM202 166V165H201ZM2 167V166H1ZM30 167H31V165H30ZM36 167V166H35ZM35 167H33L32 169H34ZM40 167V166H39ZM41 167H43V165L41 166ZM50 167V166H49ZM89 166H87V165H85V164H81V165H77V163L75 164V165H70V166H68V167H66V168H69V170H71L72 172H71V174L70 175H72V173H73V177H75L76 178V182H78V185H79V183H83V180L81 179V178H84V177H82V173H84V171H85V173H86V171H88V170H85L86 168H88ZM106 167V166H105ZM193 167L191 168V170H192V172L194 171L195 172V168H194V170H193ZM13 168V167H12ZM15 169H16V167H14ZM13 168V169H14ZM24 169L23 170H21L20 171V174H22L23 172H24V170H26L27 171V169H25V167H23ZM52 168V167H51ZM50 168V169H51ZM99 168H101L100 166H99ZM144 168L146 169V171H147V174L144 176L143 174H144ZM181 168V167H180ZM197 168V167H196ZM199 168V167H198ZM2 169V168H1ZM0 169V170H1ZM4 169V168H3ZM9 169V168H8ZM14 169V170H15ZM41 169V168H40ZM56 169V168H55ZM57 169H58V167H57ZM90 169H91V167H90ZM93 169H92V171H93ZM98 169V168H97ZM103 169V168H102ZM105 169V168H104ZM117 169V168H116ZM183 169H185V166H184V168ZM14 170L12 171V172H14ZM39 170V169H38ZM38 170L35 172V175H36V173L38 172ZM42 170H43V168H42ZM61 170V169H60ZM60 170H57V171H59L60 172ZM99 170V169H98ZM97 170V171H98ZM115 169H113V171H114ZM187 170V169H186ZM4 171V170H3ZM8 171H10V170H8ZM17 171V170H16ZM23 171V172H22ZM30 172H31V170H29ZM39 171H41V170H39ZM51 171V170H50ZM99 171H101V170H99ZM108 170H107V167H106V172H107ZM145 171V172H146ZM188 171H189V169H188ZM188 171H186V172H188ZM4 172H6V170L4 171ZM22 172V173H21ZM45 172V171H44ZM61 172H64V171H61ZM66 172H68V171H66ZM103 172V171H102ZM115 172V171H114ZM207 172V171H206ZM0 173H2V170L0 171ZM7 173V172H6ZM5 173V174H6ZM16 173V172H15ZM33 173V171L30 173V174H32ZM41 173L42 172H40V177H41ZM47 173H50V172H46L45 174L46 175H48ZM51 173H54V172H51ZM92 173V172H91ZM100 173V172H99ZM109 172H107L106 174H108ZM118 173V172H117ZM116 173V174H117ZM178 173H180V175H182V172L181 171H178ZM177 173V174H178ZM190 174H191V172H189ZM198 173V172H197ZM12 174V173H11ZM10 174V175H11ZM20 174H18V175H20ZM24 174V173H23ZM34 174V173H33ZM31 175V176H34L35 178H36V176L35 175ZM55 174H57V173H55ZM54 174V175H55ZM59 174V173H58ZM114 174V173H113ZM116 174H114V175H116ZM201 174V173H200ZM206 173H204V175H205ZM208 174V173H207ZM1 176L0 177H2V175L4 176V174H0ZM7 175V174H6ZM9 175V174H8ZM7 175V176H8ZM18 175H17V177L16 178H18ZM42 175H44V174H42ZM64 175V174H63ZM62 174L60 175L61 176V178H60V176H59V182H61L62 180V176H63ZM69 175V174H68ZM70 175H69V177H67V179H70ZM88 175V174H87ZM112 175V174H111ZM185 176H186V174H184ZM188 175V174H187ZM192 175V174H191ZM193 175H194V173H193ZM204 175H203V178H204ZM12 176V175H11ZM15 176V175H14ZM27 176H28V174H27ZM88 176H90V175H88ZM87 176V177H88ZM93 176H94V174H93ZM104 176V175H103ZM108 176V175H107ZM13 177V176H12ZM20 177H22V176H20ZM33 177V178H34ZM43 177V176H42ZM50 177H52V176H50V174H49V177H47V179H49ZM64 177H66V176H64ZM72 177V178H73ZM86 177V178H87ZM191 176L189 175V178H190ZM194 177H195V179L194 180H196V177H197V174L196 175H194ZM206 177V176H205ZM10 178V177H9ZM15 178V177H14ZM103 178V177H102ZM110 178V177H109ZM201 178V177H200ZM200 178H198V179H200ZM1 179V178H0ZM2 179H3V177H2ZM6 179V178H5ZM23 179V178H22ZM22 179H20V180H22ZM32 178L30 177V180H31ZM54 179H55V177H54ZM58 179V178H57ZM63 179H66V178H63ZM74 179V178H73ZM77 179H79V181H77ZM88 179L89 178H87V181H88ZM100 179H101V181H100ZM117 179V178H116ZM185 179H187V177L185 178ZM193 179V178H192ZM17 180H19V178L17 179ZM20 180H19V182H20ZM34 180V179H33ZM35 180H37V179H35ZM34 180V181H35ZM61 180V181H60ZM91 180V179H90ZM109 180V179H108ZM182 180V179H181ZM190 180V181H189ZM202 180H204V179H202ZM202 180H201V182H202ZM206 180V179H205ZM5 181V180H4ZM28 182H26V181H24V182H26V183H29V180H27ZM32 181V180H31ZM55 182H56V179L54 180ZM53 181V183H55ZM67 181V180H66ZM70 181V180H69ZM198 181H200V180H198ZM258 181H260L259 182V184H261V187H258L259 185L258 184H256V185H258V186H256L258 189H256L255 187H253L252 188V186H253V184L254 183H258ZM35 182H37V181H35ZM34 182V183H35ZM38 182H40V181H38ZM86 182V181H85ZM90 182V181H89ZM92 182H94V180L92 181ZM196 182H197V180H196ZM200 182V183H201ZM205 182V181H204ZM6 183H7V181H6ZM8 183H9V181H8ZM22 183H23V181H22ZM72 183H74V181L72 182ZM203 183V182H202ZM207 183V182H206ZM206 183H204V184H206ZM1 184H2V182H1ZM0 184V185H1ZM20 184V183H19ZM25 184V183H24ZM30 184V183H29ZM32 184L33 183H31V186H29V187H33L32 186ZM41 184V183H40ZM39 184V185H40ZM42 184H45V183H42ZM41 184V185H42ZM59 184H62V183H58L57 185L59 186ZM116 184H118V183H116ZM198 184V183H197ZM204 184H201L202 186L204 185ZM5 185V184H4ZM20 185H22V184H20ZM26 185V184H25ZM28 185V184H27ZM26 185V186H27ZM64 185L66 186V184L64 183ZM72 185V184H71ZM3 186V185H2ZM10 186V185H9ZM56 186V185H55ZM54 186V187H55ZM60 186H62V185H60ZM75 186V185H74ZM81 186V185H80ZM92 186V185H91ZM119 186V185H118ZM191 186V187H190ZM205 186V185H204ZM207 186V185H206ZM6 187V186H5ZM22 187V186H21ZM36 186H34V188H35ZM42 187V186H41ZM50 187H52V186H50ZM67 187H69V182H68V185H67ZM78 187V186H77ZM82 187V186H81ZM197 187V186H196ZM2 188V187H1ZM1 188H0V191H1ZM4 188V187H3ZM2 188V189H3ZM7 188H9L8 186H7ZM11 188H13V187H11ZM25 188H28V187H25ZM36 188H38V187H36ZM43 188V187H42ZM109 188V189H110ZM200 188H202V190H204V191H202V190H200ZM29 189V188H28ZM39 189H40V187H39ZM56 189H58V190H60L61 188H58V187H56ZM55 189V190H56ZM74 189H75V187H74ZM77 189H79V188H77ZM10 191V189H7V191ZM13 190V189H12ZM24 191L26 190V189H23ZM32 190H34V189H32ZM38 190V189H37ZM40 190H42V191H45V193L43 192V194H46V190H44V189H40ZM49 190V189H48ZM51 190V189H50ZM50 190H49V193H50ZM76 190V189H75ZM6 191V190H5ZM4 191V192H5ZM29 192H30V189L28 190ZM53 191V190H52ZM70 191H72V190H70ZM70 191H68V192H70ZM3 192V193H4ZM11 192H13V191H11ZM28 192V193H29ZM32 192V191H31ZM31 192L29 193L30 195H31ZM54 192V191H53ZM67 191L65 192V193H68ZM80 192V191H79ZM82 192V191H81ZM91 192V191H90ZM93 192H94V190H93ZM95 192V193H96ZM133 192H137V193H139V195L138 196H136V197H134L133 195H132V193ZM24 193V192H23ZM26 193V192H25ZM35 193V192H34ZM34 193H33V195H34ZM36 193H37V191H36ZM57 193V192H56ZM61 193H63V192H61ZM71 193V192H70ZM75 193V192H74ZM9 194V193H8ZM13 194H15V193H13ZM12 194V195H13ZM29 194H28V196H29ZM38 194V193H37ZM36 194V196H38ZM39 195V196H42L43 198H44V195ZM47 194H48V192H47ZM59 194V193H58ZM57 194V195H58ZM81 194V193H80ZM90 193H88V195H89ZM50 195V194H49ZM65 195V194H64ZM92 195V194H91ZM135 195V194H134ZM207 195V196H206ZM246 195V196H245ZM14 196V195H13ZM13 196H11V197H13ZM59 196V195H58ZM70 196V195H69ZM75 196H77V195H75ZM168 196H170L171 198H173V200L175 201V203L176 204H178V206H176V208H170L168 205H167V199H168ZM47 197H50V196H47ZM29 198H31L30 196L28 197V198H26V199H29ZM41 198V197H40ZM39 198V199H40ZM52 198V197H51ZM51 198H50V201H51ZM60 198H61V195H60ZM71 198H74L73 197V195H71ZM25 199V200H26ZM32 199V198H31ZM30 199V201H32ZM37 200H38V198H36ZM52 199H55V198H52ZM95 199V198H94ZM95 199V200H96ZM14 200H16L15 198H14ZM41 200V199H40ZM60 199H58V201H59ZM68 201L69 200H71L70 198L69 199H67ZM73 200V199H72ZM79 200V198L78 199H76V201H78ZM82 200H83V197H81V202H82ZM96 200V201H97ZM110 200H109V202H110ZM1 202H2V200H0ZM4 201H6V200H4ZM34 201V200H33ZM32 201V202H33ZM42 201V200H41ZM95 201V202H96ZM108 201V200H107ZM169 201V200H168ZM8 203H9V201H7ZM20 202V201H19ZM27 202V201H26ZM49 202V201H48ZM72 202V201H71ZM75 202V201H74ZM85 202V201H84ZM88 202H90V200L88 201ZM91 202H94V200L93 201H91ZM90 202V203H91ZM101 202V201H100ZM4 203V202H3ZM11 203V202H10ZM35 202H33V204H34ZM41 203H43V202H41ZM53 203V202H52ZM68 203V202H67ZM67 203H65L66 205H67ZM98 203V202H97ZM96 203V204H97ZM169 203H171L170 201H169ZM7 204V203H6ZM5 204V205H6ZM18 204V202L16 201V205ZM24 204V203H23ZM27 204H32V203H28L27 202ZM43 204H45V203H43ZM48 204H50V203H47V206H50V205H48ZM54 204H56V205H59V204H62V202L60 203V202H58V203H54ZM64 204V203H63ZM62 204V205H63ZM70 204H72V203H69V205ZM92 204H94V203H92ZM103 204H105V203H103ZM106 204H108V203H106ZM173 204V203H172ZM171 204V205H172ZM175 204V205H176ZM2 205V204H1ZM4 205V204H3ZM8 205V207L10 206L9 204H7ZM26 205V204H25ZM24 205V206H25ZM78 205H79V203H78ZM98 205V204H97ZM100 205L101 204H99L98 206L100 207ZM18 207H22L23 208V206H20V205H17ZM71 206V205H70ZM93 206V205H92ZM96 206V205H95ZM94 206V207H95ZM174 206V205H173ZM10 207H12V206H10ZM9 207V208H10ZM26 207V206H25ZM24 207V208H25ZM27 207H29V206H27ZM34 208L35 207H37V203H36V206H33ZM32 207V208H33ZM44 207V206H43ZM52 207V206H51ZM50 207V208H51ZM66 208H67V206H65ZM91 206H90V204H89V208H90ZM1 208V207H0ZM3 208V207H2ZM1 208V209H2ZM6 208V207H5ZM31 208V207H30ZM53 208V207H52ZM52 208L50 209V211H53L52 210ZM58 208V207H57ZM63 208V207H62ZM93 208V207H92ZM7 209V208H6ZM37 209V208H36ZM46 209V208H45ZM59 209V208H58ZM91 209V208H90ZM35 211V209H32V211ZM41 210H42V207H41ZM61 210V209H60ZM65 210V209H64ZM67 210V209H66ZM76 210H77V208H76ZM83 211H85L84 210V208L82 209ZM3 211V210H2ZM5 211V210H4ZM15 211V210H14ZM17 212H19L18 210H16ZM21 211V210H20ZM37 211H40V210H37ZM45 210H44V208H43V212H44ZM48 211V212H47ZM72 211V210H71ZM73 211H75L74 209H73ZM90 211V210H89ZM96 211V210H95ZM95 211H94V213H95ZM10 212H12V211H10ZM16 212V213H17ZM23 212V211H22ZM22 212H21V215H23L22 214ZM56 212H59V211H57L56 210ZM63 212H65V211H63ZM62 212V213H63ZM77 212V211H76ZM4 213V212H3ZM16 213H15V215H16ZM31 213V212H30ZM30 213H28V216L30 215L31 216V214ZM35 213V212H34ZM42 213V212H41ZM46 213H49V207H48V209L46 210ZM51 213H53V212H51ZM62 213H60V214H62ZM86 213V211L84 212V214ZM88 213V212H87ZM2 214V213H1ZM9 214V213H8ZM36 214V216H34L35 218L37 217V213H35ZM43 214V213H42ZM54 214V213H53ZM53 214H50L51 216L53 215ZM57 214H59V213H57ZM56 214V215H57ZM68 214H66V215H68ZM80 214V213H79ZM103 214V213H102ZM101 214V215H102ZM4 214H2V216L0 215V218L1 217H4L3 216ZM27 215V214H26ZM45 215H48V214H45ZM44 215V216H45ZM83 215V214H82ZM88 215V214H87ZM94 215V214H93ZM8 216V215H7ZM17 216V215H16ZM78 216H80V215H78ZM33 217V216H32ZM32 217H30L31 218V221H32ZM48 217V216H47ZM61 217V216H60ZM67 217V216H66ZM88 217V216H87ZM97 217V216H96ZM20 218V217H19ZM57 218V217H56ZM80 218H82V217H80ZM98 218V217H97ZM100 218H103V217H100ZM107 218V217H106ZM14 219V218H13ZM21 219V218H20ZM23 220H24V222H26L25 220V218H24V215H23V218H22ZM27 219H28V217H27ZM39 219V218H38ZM62 219V218H61ZM82 219H84V218H82ZM104 219V218H103ZM4 220V219H3ZM8 220V219H7ZM14 220H16V219H14ZM57 220H59V219H57ZM87 220H88V218L86 219H84V221H86L87 222ZM105 220V219H104ZM6 221V220H5ZM30 221V222H31ZM40 221V220H39ZM38 221V222H39ZM42 221H43V219H42ZM41 221V222H42ZM66 221V220H65ZM91 221H94V220H91ZM4 222V221H3ZM8 222V224H10L9 223V220L7 221ZM7 222H5V223H7ZM11 222V221H10ZM29 222V221H28ZM33 222L35 223V221H34V219H33ZM33 222H31V224L30 225H32L33 224ZM46 222V221H45ZM50 222V221H49ZM53 222V221H52ZM55 222V221H54ZM58 221H56L53 225H55V224H60V223H57ZM62 222H64V221H62ZM94 222H96V221H94ZM93 222V223H94ZM99 222V221H98ZM44 223V222H43ZM47 223V222H46ZM45 223V226H47V224ZM91 224H92V222H90ZM52 224V223H51ZM5 225V224H4ZM7 225V224H6ZM13 225L15 226V224L13 223ZM18 225V224H17ZM50 225V224H49ZM97 225H98V223H97ZM1 226V225H0ZM7 226H9V225H7ZM21 226V225H20ZM36 226H37V230L39 231V229H40V227H42L41 225H40V227H38V223L36 224ZM87 226H90V225H87ZM99 226V225H98ZM253 226H255L254 228H253ZM13 227V226H12ZM15 227H17V226H15ZM19 227V226H18ZM24 227V226H23ZM29 226L27 225V228H28ZM34 229L36 228V227H34V226H32ZM44 227V226H43ZM100 227H103V226H100ZM10 228V227H9ZM21 228L22 227H19V229L21 230ZM26 228V229H27ZM31 228V227H30ZM44 228H46V227H44ZM48 228L49 227H47L45 230H48ZM52 228V227H51ZM56 228V227H55ZM55 228H52V230H54L53 232H56L57 230H55ZM90 228H91V226H90ZM95 228V227H94ZM1 229H2V227H1ZM16 229V228H15ZM25 228H23V230H24ZM25 229V231H27ZM59 229H61L60 228V226H59ZM103 229V228H102ZM2 230H6V229H2ZM1 230V231H2ZM13 230H14V228H13ZM30 230H32V229H30ZM30 230L28 229V235H30L29 234V232H30ZM62 230V229H61ZM92 230V229H91ZM94 230V229H93ZM12 231V230H11ZM33 231V230H32ZM35 231V230H34ZM37 231V232H38ZM95 231H97V230H95ZM13 232H15V230L14 231H12V233ZM41 232H43L42 231V229H41ZM59 232V231H58ZM147 232H151V233H153V234H157V235H159V240H158V242H157V244H156V246L153 244V243H151V241H149V240H152L151 238H152V236H150V239H146V235H147ZM2 233V232H1ZM6 233V236H7V232H5ZM8 233H10V232H8ZM22 233V232H21ZM24 233V232H23ZM52 233V232H51ZM74 233H76V234H74ZM33 234V233H32ZM19 235V234H18ZM41 235V234H40ZM40 235H38V236H40ZM43 235V234H42ZM42 235H41V239H43L42 238ZM45 235H47V232L45 231ZM44 235V236H45ZM12 236H15V233H14V235L12 234ZM11 236V237H12ZM23 236V235H22ZM25 236H26V234H25ZM24 236V238H26ZM54 236V235H53ZM2 237H4V236H2V234H1V238ZM8 237H10L9 235H8ZM33 237V236H32ZM98 237H100V239L98 240ZM154 237V236H153ZM156 237V236H155ZM12 238H16V237H12ZM5 239H7V238H5ZM17 239V238H16ZM29 239V241H30V238H28ZM34 240H36V239H38V237L35 239V238H33ZM32 239V240H33ZM85 239H86V242H84L85 241ZM10 240V239H9ZM26 240V239H25ZM33 240V241H34ZM43 240H46V239H43ZM42 240V241H43ZM149 242H148V241ZM27 241V240H26ZM25 241V242H26ZM32 241V242H33ZM38 242H41V241H39V240H37ZM51 241V240H50ZM7 242V241H6ZM13 242H14V239H13ZM16 242L17 241H15V244H16ZM35 242V241H34ZM44 242V241H43ZM152 242H154V243H156V240H154V241H152ZM1 243V242H0ZM12 243V242H11ZM19 243V242H18ZM44 243H47V241L46 242H44ZM90 243H93V245H90V246H93V247H89V244ZM7 244V243H6ZM8 244H9V246H11L10 245V242H8ZM14 244V245H15ZM25 244V243H24ZM23 244V246H26V245H24ZM28 244V243H27ZM29 244H31V242H29ZM34 244H36V243H34ZM43 244V243H42ZM41 244V245H42ZM48 244V243H47ZM47 244H45V245H47ZM51 244V243H50ZM152 244H153V246L156 248H151V246H152ZM17 245V244H16ZM33 245V244H32ZM31 245V246H32ZM40 245V244H39ZM39 245H37L38 247H40L41 248V246H39ZM83 245H85V246H83ZM12 246H13V244H12ZM18 246V245H17ZM28 246H30V245H28ZM34 247H35V245H33ZM32 246V247H33ZM44 246V245H43ZM43 246H42V248H43ZM48 246H49V244H48ZM1 247V246H0ZM4 247V246H3ZM6 247H8V246H6ZM14 247V246H13ZM38 247H37V250H38ZM150 247V248H149ZM16 249L15 250H17L18 251V249H17V247H15ZM26 248V247H25ZM36 248V247H35ZM46 248V247H45ZM50 248V247H49ZM81 248H82V250L83 251H85L84 253H82L83 251H81ZM148 248H149V250H151V249H153V250H156V251H154L153 252V250H151L154 254V256H152V258L150 257L149 258V256L147 255V252H146V250H148ZM28 250H29V248H27ZM44 249V248H43ZM14 250V249H13ZM42 250V249H41ZM46 250H48V249H46ZM5 251V250H4ZM10 251H11V249H10ZM48 251H52V250H48ZM6 252V251H5ZM16 252V251H15ZM27 251L25 250V253H26ZM148 252H150V251H148ZM152 252H150L151 254H152ZM1 253V252H0ZM7 253V252H6ZM5 253V254H6ZM12 253H14V251H12ZM38 253H40L41 254V251H38ZM43 253V252H42ZM44 253H47L48 254V252H44ZM44 253H43V255H44ZM50 253H53V252H50ZM53 253V254H54ZM3 254H4V252H3ZM8 254V253H7ZM16 254V253H15ZM22 254V253H21ZM11 255V254H10ZM14 255V254H13ZM18 255V254H17ZM46 255V254H45ZM52 256L51 255V257H53V259L54 258H56L57 256ZM22 256V255H21ZM21 256H20V258H21ZM7 257V256H6ZM9 257H11V256H9ZM27 257V256H26ZM47 258H48V256H46ZM59 257V256H58ZM16 258H18V257H16ZM63 258V257H62ZM3 259V258H2ZM8 259V258H7ZM11 259V258H10ZM13 259H15V258H13ZM12 259V260H13ZM27 259V258H26ZM25 259V260H26ZM5 261H7L6 260V258L4 259ZM23 260H24V257H23ZM59 260V259H58ZM58 260H56V261H58ZM153 261V262H149V261ZM20 261V260H19ZM22 261V260H21ZM44 261H45V259H44ZM47 261H49V260H47L46 259V261L45 262H47ZM25 262V261H24ZM26 262H27V260H26ZM25 262V263H26ZM52 262V261H51ZM62 263H63V261H61ZM1 263V262H0ZM8 263V262H7ZM13 263V262H12ZM28 263H30V262H28ZM49 263H50V261H49ZM48 263V264H49ZM61 263V264H62ZM10 264V263H9ZM19 264V263H18ZM22 264V263H21ZM27 264V263H26ZM47 264V263H46ZM58 264V263H57Z\"/></svg>",
    "mask_w": 264,
    "mask_h": 264
}]
</instances>
